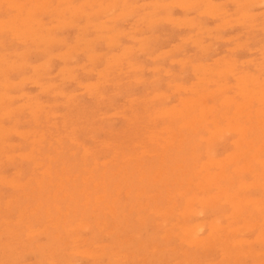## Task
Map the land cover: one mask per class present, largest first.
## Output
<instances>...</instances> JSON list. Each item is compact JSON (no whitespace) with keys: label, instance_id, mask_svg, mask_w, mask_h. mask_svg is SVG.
<instances>
[{"label":"rangeland","instance_id":"374dc122","mask_svg":"<svg viewBox=\"0 0 264 264\" xmlns=\"http://www.w3.org/2000/svg\"><path fill=\"white\" fill-rule=\"evenodd\" d=\"M7 0H0V6L3 4V2H5L4 4V7L2 6V8L0 7V25H1V20H5V22H6V20L8 19V17H9V15H13L12 17L10 16L9 18H10V20L8 19V21H10L9 23H11V24H9V26H11V28H12V23H15L14 25H15V27L17 26L16 24H19V23H21V24H19L18 25V27L17 28H15L14 26V28H13V34L12 35H10L11 33V31H6V29H5V27L8 25V24H3L2 23V26L0 27V29H2V27H4L3 29L5 30V31H3V33L0 31V41L2 42H0V55L1 54H3V52H4V54L6 55V56H4V54L2 55V56H0V58H1V60H0V69L2 70L3 68V72H5L6 73V71H5V68H7L8 66L7 65H9V63H10V68H9V73L7 72V76H4V74L5 73H3L2 72V74H0V79H1V81L3 82V83H6L5 85L2 83V82H0L2 85H4V86H1V84H0V96L2 97V95H3V97L1 98V102H0V104H2V106H7V108L6 107H4V109L5 110H3L4 112L1 114V112H2V110L0 111V117H1V119L0 120H2V121H0V123L2 122V126H0V130L1 131H3V130H5V132H7V130L9 131L8 132V135L10 136H7V133H4L5 135H2V133L0 132V134L3 136V138H4V140H0L1 142H0V158H1V156H2V158L0 159V163H2L1 165H0V176H3L5 179H1L0 178V182L2 181H8L10 178V180H11V182H10V180H9V184L11 183L13 186H14V188H15V190H14V188H13V186L12 187H10L11 186V184L9 185L8 184V182H7V184H8V186H7V184H6V182H4V183H2L1 182V184H0V224H1V226H0V236H2V234H4L3 235V237L0 239V264L2 263H4V262H6L7 261V263H4V264H11V262L13 263V264H39V262H40V264H50V262H51V264H53V263H56V264H73L75 261V263L74 264H109L110 262H112V260H113V258L115 257V259L113 260V263H115V264H137V262L139 261V260H141L140 262H138V264H200V263H202V264H209L208 263V261L210 262V264L212 263V262H219V263H216V264H261L263 261H264V238H263V235H264V209H263V206H264V200H260V199H264V187H263V184H264V177H261L262 175L264 176V173H263V171H264V157L262 156V154L264 155V146H263V142H264V114H262V113H264V94H262V93H264V89H262L263 87H264V85H263V81H264V79H262V77L264 78V67H263V65H264V63L262 64V62H264L263 60V58H264V0H254V1H258L257 3H259V4H261V5H257L256 4V2H255V4H253L254 3V1L253 0H247V1H245V0H232L231 2L230 1H227V0H208V2H206L207 0H199L198 2H200V1H202L201 3H199L198 4V2H197V0L195 1V3H197L198 5H196V4H194V1L192 0H187L188 1V3L186 4V2L184 1V0H182V2L180 3V1L181 0H177V1H179V2H177L176 0H129V2L128 1H125V0H97V2L95 1V0H93L94 2H95V4L93 5V3H92V0H88V2L90 1L91 3H88L87 2V0H86V2H85V0H71V1H68V0H59V2H60V4H61V6H60V4H59V2L57 3V1L58 0H43L44 1V7H43V5H41L43 2H42V0H35V1H37V2H35L34 0H31V1H33V3L32 2H30V0H27L28 2L26 3V0H17V2L19 1V3H23L22 4V6H24V4L26 3V5H25V9L21 6V4H19V7H21V8H18L17 6L15 7V8H13L14 7V5L15 4H17L16 3V0H10V1H7ZM13 1H15V2H12ZM61 1H66L67 3H68V5H67V3H64L63 4V2H61ZM84 1V2H83ZM109 1L111 2L110 3V5L111 4H114V6L116 7H112V5L111 6H108L109 5ZM123 1H125V3L123 2ZM133 1H135V3L133 2ZM183 1L185 2L184 4L185 5H187V6H189V4H191L190 2H193V4H191L190 5V7L188 8L187 6H184L183 7V5H182V3H183ZM190 1V2H189ZM226 1V2H225ZM238 2V3H235V2ZM263 1V2H262ZM9 2L10 3H12V6H11V4H10V6H9ZM30 2V3H29ZM38 2H40V3H38ZM45 2H47V3H49L48 5H47V3H45ZM53 2V3H52ZM73 2H74V4H73ZM132 2H133V5H132V7H131V5H129V4H132ZM163 2H165V5H166V7H168V8H166L167 9V11H166V9H165V5H162L163 7H161V9H160V6H158L157 4H159L160 5V3L161 4H163ZM173 2H175L174 4H173ZM206 2V3H205ZM218 3L219 4V7H215V6H217L218 4H216V5H214L213 3ZM222 2V3H221ZM227 3V6L225 7V6H222V5H224L223 3ZM245 2V3H244ZM247 2V3H246ZM72 3V4H71ZM83 3V4H82ZM101 3H103L102 5H103V8H106V5L109 7H107L108 9H109V11H108V9L106 8L105 10L106 11H103V8H102V10L100 9V7L102 6L101 5ZM108 3V4H107ZM129 3V4H128ZM145 3V4H144ZM157 3V4H156ZM167 3H168V5H167ZM180 3V5L182 6H180V5H176L175 6V8L174 7H172V6H174L175 4H179ZM207 3H208V5H207ZM209 3L211 4V5H209ZM222 5H221V4ZM248 3H250V4H248ZM263 3V4H262ZM36 4L37 6H38V8H40L41 9V7H43L42 9H46L47 11H48V9H49V14H48V12L44 9L43 11L42 10H39L38 8L36 9V5L34 6V5ZM46 4V5H45ZM58 4H59V8H58V10L57 11H59V10H61L63 7L65 8V7H68V9L70 10V9H76L75 10V17H74V15H73V9H72V11L70 10V12L72 13H70V15H69V13H68V9H63L62 11H64L66 14H64V12H62V11H60V12H57V11H53V12H51L52 11V9L51 8H55L56 6H58ZM62 4L64 5V6H62ZM71 4V5H70ZM80 4H81V6H80ZM86 4V6H83V5H85ZM90 4V5H89ZM99 4V5H98ZM148 5V4H153V5H149V6H144V5ZM155 4V5H154ZM170 4V5H169ZM173 4V5H172ZM202 4V5H201ZM203 4H206L208 7H206V6H204ZM229 4V5H228ZM241 4L243 5V6H241ZM245 4H246V6L248 7V8H246V6H245ZM69 5L71 6V8L69 7ZM72 5H76V6H72ZM91 5H93V8H92V6ZM123 5H124V7H123ZM128 5V6H127ZM135 5H137V7L135 6ZM142 5V6H141ZM172 5V6H171ZM237 5V6H236ZM238 5H239V7H238ZM9 6V7H8ZM30 6V7H29ZM47 8H46V7ZM81 7V8H83V9H81V11L79 10V8L77 9L76 7ZM89 6H91V7H89ZM98 6V7H97ZM105 6V7H104ZM121 6V7H120ZM127 6V7H126ZM130 6V7H129ZM133 6H135V7H133ZM154 6H155V8H154ZM193 6V7H192ZM194 6L197 8H194ZM204 6V7H203ZM250 6V7H249ZM252 6V7H251ZM9 9H8V8ZM28 7H29V10H28ZM32 7H34V8H32ZM88 7V8H87ZM95 7V8H94ZM97 7V8H96ZM126 7V9L127 10H129L130 12L132 11V10H130V8H134V9H137V10H133L132 12L133 13H129L127 10H126V12H125V8ZM143 9H142V8ZM159 7V8H158ZM172 7V8H171ZM186 7V8H185ZM216 8L215 10H217V8H219V10H217V11H215L214 10V8ZM223 7H224V9H223ZM241 7V8H240ZM258 7V8H257ZM5 8H6V11H5ZM12 8V9H11ZM23 8V9H22ZM27 8V9H26ZM31 8H32V10H34V11H31ZM57 8V7H56ZM90 8V9H89ZM92 8V9H91ZM98 8H99V11H98ZM110 8H111V10H110ZM113 8H115L114 10H113ZM156 9L155 10V12H154V9ZM205 9V11H206V13H205V11H203L202 9ZM210 8V9H209ZM212 8V9H211ZM251 8H253V9H251ZM11 9V10H10ZM14 9V10H13ZM19 9H22V10H20V11H17V10ZM87 9V10H86ZM94 9V10H93ZM124 10V11H122V13H121V11L120 10ZM169 9H170V11H169ZM181 9H183V10H181ZM189 9V10H188ZM191 9V10H190ZM206 9H209L210 10V12H209V10H206ZM237 9V10H236ZM10 10V11H9ZM28 10V11H27ZM51 10V11H50ZM53 10H55V9H53ZM83 10V11H82ZM84 10H85V12H84ZM91 10V12L89 13V11ZM117 10V11H116ZM160 10V11H159ZM172 10H173V12H172ZM188 10V11H187ZM195 10V11H194ZM200 10H202V11H200ZM235 10V11H234ZM1 11H3V12H1ZM9 11V12H8ZM14 11V12H13ZM15 11H17V12H15ZM29 11H31L30 13H29ZM41 11V14L39 15V12ZM77 11V12H76ZM92 11H93V13H92ZM103 11V12H102ZM108 11V12H107ZM138 11V12H137ZM165 11L167 12V13H169L170 14V16H169V14H167V13H165ZM216 12V15H213V14H215V12ZM222 11V13H220ZM224 11V12H223ZM236 11H237V13H236ZM5 12V13H4ZM7 12V13H6ZM13 12V13H12ZM20 12H22L21 14H20ZM23 12H24V14H23ZM26 12V13H25ZM38 12V13H37ZM45 12H47V14L45 13ZM80 12H81V14H83V16L80 14ZM84 12V13H83ZM94 12L96 13L95 15H94ZM106 12H107V14H106ZM113 12V13H112ZM145 12V13H144ZM146 12H149V14H150V16H149V14L147 13L146 14ZM152 12V13H151ZM154 12V13H153ZM158 12V13H157ZM172 12V13H171ZM191 12V13H190ZM201 12V13H200ZM212 12V13H211ZM225 12H227V13H225ZM232 12V13H231ZM235 12V14H233ZM261 12V13H260ZM263 12V13H262ZM4 13V14H3ZM9 13V14H8ZM12 13V14H11ZM16 13H18L19 15H21V19H20V16L19 15H17ZM31 14L32 16H34L33 17V19L35 20L34 22L36 23V19H39V18H41V20H37V21H40V22H37V25L38 24H41L39 27L34 23L32 26H33V30H34V33H33V30H31V32H30V30H28L30 27L32 28V26H27V30L28 31H26V32H29L30 34H32V35H28L26 32H24V31H21L23 28L24 29H26L25 27V25H27L26 23H23V21L25 22V20H26V17H27V19H28V16H29V14ZM46 14V15H43V14ZM60 13H63L64 15H65V17H67V18H65L62 14H60ZM86 13V14H85ZM93 15H92V14ZM128 13H129V15H131V17H129V15H128ZM135 13V14H134ZM156 13V14H155ZM198 13V14H197ZM201 15H200V14ZM210 13L213 15V16H215V18L212 20V17L213 16H211L210 15ZM220 15H219V14ZM225 13V14H224ZM230 13V14H229ZM254 13H256V14H254ZM8 14V15H7ZM25 14H26V16H25ZM36 14V15H35ZM52 14V15H51ZM62 15V18H65V19H63V20H66V21H64V24H63V22H61L60 24H59V21L60 20H62V18L60 17V15ZM78 14V15H77ZM80 14V15H79ZM89 14H90V16H89ZM99 14V15H98ZM120 14L121 15H124V16H121V18H120ZM127 14V15H126ZM137 14V15H136ZM157 15L156 17H155V15ZM223 14V15H222ZM239 14H241V15H239ZM247 14V15H246ZM257 14H259V15H257ZM5 15V16H4ZM17 15V17L22 21V22H20V20L19 19H16L15 18V16ZM28 15V16H27ZM30 15V16H31ZM51 15V16H50ZM58 15V16H57ZM71 15H73L72 17H71ZM77 15V16H76ZM113 17H115V18H113ZM119 16V18H117L118 16ZM146 15V16H145ZM153 15V16H152ZM169 16L168 17V19H166L167 18V16ZM185 15V16H184ZM205 15V16H204ZM208 15V16H207ZM218 15V16H217ZM221 15H222V18H221ZM229 15V16H228ZM252 15H254V16H252ZM31 16V17H32ZM89 16V17H88ZM141 16H145V19H147V21H144L143 19V17H141ZM178 16V17H177ZM199 16H200V18H199ZM218 18H217V17ZM227 16V17H226ZM240 17V18H237V17ZM248 16V19L246 18ZM249 16H251V17H249ZM257 16V17H256ZM25 19H24V18ZM38 17V18H37ZM51 17V18H50ZM60 17V18H59ZM78 17H80V18H78ZM83 17V18H82ZM85 17L87 18V20L89 21H87L86 19H85ZM95 17H97V18H95ZM104 17V18H103ZM108 17H109V19H110V17H111V19H113V20H110L111 21V23H110V21H109V19H108ZM125 17L127 18V19H125ZM141 17V18H140ZM153 17V18H152ZM159 17H161V18H159ZM165 17V18H164ZM171 17H173L172 19H171ZM174 17L175 18H177L178 20L180 19H183V20H185V19H188V18H190V20L188 19V21L189 22H187V20H185V21H182V25H181V21H180V23H179V21H177V19H174ZM193 17H195V21H194V19L192 20L191 18H193ZM236 17V18H235ZM243 17V18H242ZM254 17V18H253ZM4 18V19H3ZM6 18V19H5ZM11 18H12V20H11ZM14 18H15V20H14ZM23 18V19H22ZM36 18V19H35ZM59 18V19H58ZM74 19L73 21L71 20V19ZM76 18V19H75ZM130 18V19H129ZM138 18V21L136 20ZM157 18V20H159L158 22H156L155 23V21L156 20H154V19H156ZM159 18V19H158ZM31 19L32 18H30V19H28V21H26V22H28V25H30L29 24V20L31 21ZM32 19V20H33ZM53 19H58L59 21L58 22H54L55 20H53ZM68 19V20H67ZM72 21H70V20ZM78 19H80V21L78 20ZM92 19V20H91ZM95 19H97V20H95ZM103 19H105V20H103ZM124 19V20H123ZM150 19V20H149ZM160 19H166V21H163L162 22V20L160 21ZM170 19H171V22H170ZM173 19L174 20H176L177 21V23H176V21L174 22L173 21ZM228 19V20H227ZM230 19V20H229ZM232 19H233V21H232ZM234 19H239L240 20V22L239 21H236V20H234ZM251 19V20H250ZM257 19V20H256ZM14 20V21H13ZM51 20H53V21H51ZM77 20H78V22H77ZM102 20V21H101ZM115 20V21H114ZM118 20H119V22H118ZM123 20V21H122ZM136 20V21H135ZM142 20V21H141ZM153 20H154V23H153ZM192 20V21H191ZM218 20V21H217ZM243 20H246V21H243ZM248 20H250V22L248 21ZM11 21H13V22H11ZM46 21V22H45ZM101 21V22H100ZM107 22V23H105V22ZM115 23H114V22ZM117 21V22H116ZM120 21H121V23H120ZM150 22V24H149V22ZM151 21H152V24H151ZM172 21L174 22V23H172ZM194 21V22H193ZM199 21H201V22H199ZM235 21H236V23H235ZM243 21V22H242ZM4 22V21H3ZM4 22V23H5ZM32 22V21H31ZM30 22V23H31ZM42 22H43V24L45 23V25H43L42 24ZM76 22V23H75ZM86 22H87V24H86ZM91 22V23H90ZM104 22V23H103ZM109 22V23H108ZM143 22V23H142ZM159 22H161V23H159ZM165 22V23H164ZM170 22V23H169ZM184 22H185V24L186 25H184ZM221 22H223V24L221 23ZM229 22H232V25H229ZM240 23V25L238 24V23ZM260 22V23H259ZM262 22V23H261ZM8 23V22H7ZM23 23V24H22ZM70 23H73V25H75V24H78V25H75L74 27H73V25L71 24V25H68V24H70ZM92 23H95V25L94 24H92ZM96 23H99V24H96ZM138 23V24H137ZM172 23V24H171ZM180 24L181 26H176L177 24ZM190 23H193V24H191V26H190ZM196 23H199V24H196ZM225 23V24H224ZM235 23V24H234ZM247 24V25H244V24ZM255 23H257V24H255ZM259 23V24H258ZM61 25L60 27L59 26H57V25ZM67 24V26H72V27H68L67 28V26H65ZM86 24V25H85ZM91 24V26H87V25H90ZM101 24V26H98L99 27V32L97 31L98 30V28L97 29H95L96 28V26L97 25H100ZM102 24H103V26H104V24H107V25H105V26H107V27H105V29H104V27L103 28H101L102 27ZM116 24H117V26H116ZM154 24V25H153ZM156 24V25H155ZM176 24V25H175ZM178 24V25H179ZM187 24H189V26L187 25ZM197 26H196V25ZM217 24V25H216ZM221 24V25H220ZM238 24V25H237ZM244 25V26H242V25ZM253 24V25H252ZM263 24V25H262ZM47 26L45 29H44V27L43 26ZM54 25V26H53ZM111 25H113V28L112 27H110ZM114 25L116 26V27H114ZM143 25V26H142ZM149 25V28L147 27V26ZM173 25V26H172ZM175 25V26H174ZM202 25V27H200V26ZM248 25H249V27H248ZM251 25V26H250ZM255 25V26H254ZM23 28H22V27ZM52 26H53V28H52ZM82 26H86V28L85 27H83L82 28ZM92 26H94V27H92ZM151 26V27H150ZM194 26H196V27H194ZM209 26H210V28L212 29V31H210L211 29L209 28ZM217 26V27H216ZM220 26V27H219ZM223 26V27H222ZM228 26L229 27H231V28H228ZM234 26V27H233ZM36 27H38V31H39V33H38V31L36 32V30L34 29V28H36ZM43 27V28H42ZM49 27H51L50 29H49ZM59 27V29H61V31L60 30H58L57 28ZM79 27H81V29L79 28ZM91 27V28H90ZM147 27V28H146ZM181 27V28H180ZM191 29H190V28ZM198 27H200V28H198ZM205 27H207V28H205ZM216 27V28H215ZM254 30H252L251 28ZM255 27V28H254ZM6 28H9L8 26L6 27ZM11 28H9V30H11ZM64 28V29H63ZM70 28H72V29H70ZM91 30H90V29ZM106 28L109 30H106ZM113 29V31H112V29ZM118 28L120 29V30H118ZM132 28V29H131ZM140 29V31H138L139 29ZM153 28V30L151 31V29ZM188 28H189V30H188ZM202 28V29H201ZM261 28V29H260ZM17 29H18V31H17ZM21 29V30H20ZM42 29H44V30H42ZM46 29L48 30V32L46 31ZM55 29H56V31H55ZM90 31H89V30ZM93 29H94V31H93ZM100 29H101V32H100ZM103 29V30H102ZM135 29H137L136 30V32L134 33V31H135ZM143 29V30H142ZM148 31H147V30ZM155 29V30H154ZM219 29V30H218ZM251 29V31H249ZM258 29V30H257ZM8 30V29H7ZM17 31V33L19 34V33H21L22 32V34H19V36L21 35V36H26L25 38H27L28 39V37H27V35L30 37V36H32L31 38H29L28 40L27 39H25V38H23V37H19V36H17V33L16 34H14L16 31ZM53 31V33H52V31ZM84 30H86L85 32H82V31H84ZM89 32H88V31ZM116 32H115V31ZM124 30L125 31H127V32H124ZM191 30V31H190ZM198 30H199V32H198ZM203 30V31H202ZM207 30V31H206ZM209 30V31H208ZM214 30V31H213ZM224 30V31H223ZM21 31V32H20ZM43 31V32H42ZM55 31V32H54ZM59 31V32H58ZM64 31V32H63ZM92 31V32H91ZM121 32V34H119L120 32ZM128 31H129V33H128ZM133 33H132V32ZM154 31V32H153ZM217 31V32H216ZM221 32V34H220V32ZM246 31V32H245ZM7 32V33H6ZM43 33V34H45L44 35V40H42L43 39V35H41V37H42V39L41 38H39L40 37V35H38V34H40V33ZM45 32V33H44ZM78 32V33H77ZM131 32V33H130ZM153 32V33H152ZM198 32V33H197ZM208 32H210V34L208 33ZM249 32V33H248ZM6 33V34H5ZM27 35H26V34ZM49 34L48 36L50 37V35H51V37H50V39L48 38V36H47V34ZM58 33V34H57ZM112 33V34H111ZM117 33H118V36H117ZM165 33V34H164ZM197 33V34H196ZM201 33V34H200ZM202 33H204L203 35V37L201 36L202 35ZM3 34H5V35H3ZM8 34V35H7ZM33 34L34 35H36V36H33ZM113 34H116L115 36L113 35ZM134 34V35H133ZM208 34L209 35H211V37H206V36H208ZM14 35H16V37H13V39H11L12 38V36H14ZM53 35H55L57 38H59V39H61V41L60 40H58L55 36H53ZM84 35V36H83ZM104 35H106V37H104ZM108 35V36H107ZM121 35V36H120ZM129 35L130 36H132V39L131 40H129L131 37H129ZM152 35V36H151ZM191 35H193V36H191ZM239 35H241V36H239ZM256 35V36H255ZM10 36H11V38H10ZM46 36H47V38L49 39H47L46 38ZM82 36H83V38H82ZM87 37L86 39L84 38V37ZM98 36H100L101 38H102V36H103V40H101L100 41V39L101 38H98ZM110 36V37H109ZM123 36V37H122ZM135 36V37H134ZM147 36V37H146ZM149 36V37H148ZM158 36V37H157ZM197 36V37H196ZM199 36V37H198ZM220 36L222 37V39L223 40H221V38H220ZM237 36V37H236ZM249 36V37H248ZM10 38V39H6V38ZM20 38V40L18 39V38ZM37 37V38H36ZM56 38L57 39V41L54 39V38ZM115 37H118V38H116V40L114 41V38ZM125 37V38H124ZM137 37H139V39L137 38ZM145 37V38H144ZM190 37V38H189ZM224 37V38H223ZM236 39H235V38ZM34 38H36V39H34ZM51 38H53V40H55L56 41V43L54 44V41L52 40L51 41ZM67 38V39H66ZM81 38V42H80V40H78V39H80ZM99 39V40H97V41H94V40H96V39ZM105 38V39H104ZM109 38H110V40H109ZM150 38V39H149ZM158 38V39H157ZM183 38V39H182ZM197 38H198V42H197ZM200 38H202V40L200 39ZM212 38V39H211ZM230 38V39H229ZM231 38H234V39H231ZM238 38V39H237ZM6 41H5V40ZM17 39V40H16ZM30 39L32 40V39H34L32 42H34L35 44H31V42H30ZM41 39V41H39ZM63 39H65L66 40V42H65V40H63ZM83 39H85V41L83 40ZM92 39H94L93 41L94 42H92ZM113 39V40H112ZM135 39V40H134ZM138 41H137V40ZM143 39V41H139V40H142ZM149 39V40H148ZM153 39H154V41H153ZM164 39H167L166 41L164 40ZM180 39V40H179ZM188 40V42L186 41V40ZM190 39V40H189ZM191 39H193V40H191ZM11 40V41H10ZM23 40H25V42L27 43V45L25 44V42L23 41ZM63 40V41H62ZM78 40V41H77ZM91 40V41H90ZM108 42H107V41ZM112 40V41H111ZM119 40V42L117 43V45L115 46V44H116V42ZM133 40V41H132ZM147 40V41H146ZM151 40H152V42H151ZM159 40V41H158ZM215 40V41H214ZM228 40V41H227ZM233 40V41H232ZM13 41V42H12ZM17 41V42H16ZM47 43H49V44H47ZM59 41L60 42H62V43H60V45H59ZM77 41V42H76ZM107 43H106V42ZM113 42V43H115V44H111V42ZM149 41V42H148ZM185 41V42H184ZM190 41H193V43L192 42H190ZM203 41V42H202ZM210 41V42H209ZM227 41V42H226ZM3 42H5V43H3ZM20 44H19V43ZM36 42H40L39 44L38 43H36ZM45 42V43H44ZM63 42H65V43H63ZM82 42H83V44H82ZM90 42L92 43L91 44V46H90ZM95 42H96V44H95ZM102 42V43H101ZM109 42H110V45H111V48L112 49H110V45H109ZM134 42H136V43H134ZM139 42H140V44H142V45H140L139 44ZM142 42V43H141ZM146 42V43H145ZM147 42H148V44H147ZM181 42H182V44H181ZM185 44H184V43ZM195 42V43H194ZM197 42V43H196ZM206 42V43H205ZM209 42V43H208ZM214 42V43H213ZM222 42V43H221ZM226 42V43H225ZM240 42H243V44L241 43V46L240 47H237L238 46V44L237 43H240ZM245 42H249L248 44H247V46L249 47V48H247V46H246V44H244ZM252 42V43H251ZM11 43H13L14 45L12 46L11 45ZM67 43V44H66ZM76 43L78 44V46L76 45ZM94 43V44H93ZM99 43V44H98ZM101 43V44H100ZM105 43H106V45H108V46H105ZM120 43V44H119ZM200 43V44H199ZM202 43V44H201ZM208 43V44H207ZM2 44V45H1ZM4 44V45H3ZM16 44V45H15ZM22 44V45H21ZM23 44H25V47H24V45ZM45 44V45H44ZM50 44H53V45H51L50 46ZM63 44H64V46H63ZM80 44H82V45H80ZM119 44V45H118ZM122 44V45H121ZM146 44H147V46L148 47H146ZM188 44V46H186ZM198 44H199V46H198ZM205 44H207V45H205ZM211 44V45H210ZM212 44H213V46H212ZM8 45V46H7ZM33 45V46H32ZM35 45V46H34ZM66 45V46H65ZM67 45H68V49H67ZM71 45V46H70ZM73 45H74V47H73ZM76 45V46H75ZM128 45V46H127ZM129 45L131 46V47H129ZM144 46L145 45V47H141V48H144L143 50L144 51H142V49L140 48V46ZM180 45V46H179ZM193 45V46H192ZM197 46V48L195 47V46ZM209 45H210V47H209ZM240 45V44H239ZM37 46H40L42 49H43V51H41L42 49L40 48V47H38L39 49H41V50H39L38 48H36ZM45 46V47H44ZM93 46H94V48H93ZM119 46V47H118ZM126 46H127V48H128V53H127V55H129L130 57H124V55L125 54H123L124 53V51H125V53H126V51H127V49H126ZM191 46V47H190ZM4 47V48H3ZM8 47H9V49H8ZM13 47V48H12ZM18 47V48H17ZM24 47V48H23ZM46 47H47V49H46ZM74 48L75 49V47H76V49L75 50H77L78 52V54L77 53H75L76 51H73L74 53H72L74 56L73 57H75V58H73V57H71L70 58V54L69 53H71L72 52V50L73 49H71L70 50V48ZM87 47L89 48L88 50H86L87 49ZM90 47H92L93 49H91V52H90ZM118 47V48H117ZM138 47H139V49L140 50H138ZM175 47V49H173ZM185 47V48H184ZM200 49H199V48ZM207 49H205V48ZM244 47V48H243ZM6 48V49H5ZM11 48V49H10ZM30 48V49H29ZM49 48V49H48ZM81 48H82V50H81ZM125 48V49H124ZM130 48H134V50H131ZM137 48V49H136ZM146 48H149V51H148V49H146ZM154 48V49H153ZM182 49L181 51H180V53H179V50L180 49ZM183 48H184V50H183ZM216 48V49H215ZM240 48H242V49H240ZM44 49H46L45 51H48L47 52V54H45V51H44ZM79 49V50H78ZM109 49V50H108ZM156 49H158V50H156ZM210 49V50H209ZM228 49V50H227ZM232 49V50H231ZM255 49H257V51H255ZM23 50H25V52H22ZM37 50V51H36ZM65 50H67V51H69V52H67L66 51V53L64 52ZM84 50V51H83ZM93 50V51H92ZM147 50V52H145ZM154 50V51H153ZM174 50V51H173ZM178 50V53L176 52V51ZM196 50H198L197 52H196ZM200 50H202V52L200 51ZM206 52H205V51ZM234 50H235V52H234ZM259 50V51H258ZM6 51H7V53H6ZM13 51L14 52H17V53H14L15 55H13L12 53H13ZM35 53H34V52ZM39 51H41V52H39ZM49 51H50V53L52 52V55L49 53ZM81 51L83 52V53H81ZM86 51H88L87 52V54H86ZM129 51H130V53L131 52H133V53H131L132 55H130L129 54ZM134 51H135V54H134ZM143 53H142V52ZM153 51V52H152ZM169 51V52H168ZM171 51H173L174 52V54H172L173 52H171ZM209 51V52H208ZM232 51H233V53H232ZM11 52V53H10ZM21 52H22V54H21ZM27 52H28V56L27 55H24V54H27ZM42 52L45 54H42ZM63 52V53H62ZM95 52V53H94ZM149 52V53H148ZM157 52V53H156ZM162 52H163V54H162ZM167 52V53H166ZM171 52V53H170ZM205 54H204V53ZM262 54H261V53ZM12 55L11 57H10V54ZM24 53V54H23ZM31 53V54H30ZM91 53V54H90ZM98 53H99V57H97L98 56ZM107 53H109V54H107ZM114 53V54H113ZM137 53H138V55H137ZM164 53H166V55L164 54ZM170 53V54H169ZM207 53V54H206ZM260 53V54H259ZM22 56H21V55ZM56 55V54H62V55H59V56H62V58L64 59V57L65 56H67V57H65L66 58V63L65 62H63V61H65V59L63 60L62 58H60V59H62V60H60L59 59V56L58 55H56L57 56V58L55 59V58H53L52 56L53 55ZM65 54V55H64ZM67 54H69V55H67ZM71 54V55H72ZM101 54H103V55H101ZM111 54H113V55H111ZM115 54H117V56L118 55H120V57H118V59L120 60H118L115 56ZM123 56H122V55ZM160 54V55H159ZM162 54V55H161ZM168 54H169V57H167L168 56ZM16 55H18V56H16ZM23 55H24V59L23 60H25L24 61V63L25 64H27L28 66V68H24V66H25V64L23 63V60L21 61L20 59L23 57ZM48 55H51V56H48ZM55 55H54V57H55ZM64 55V56H63ZM90 55H91V58L93 57L92 55H94V59H93V61H92V59L91 58H88V57H90ZM110 55V56H109ZM157 55H158V58H157V61H156V57H157ZM165 55V56H164ZM175 55V56H174ZM208 55V56H207ZM16 56V57H15ZM21 56V57H20ZM25 56H27V58L25 57ZM38 56V57H37ZM48 56V57H47ZM69 56V57H68ZM88 56V57H87ZM104 56V57H103ZM122 56V57H121ZM126 56V55H125ZM154 56H156V57H154ZM205 56H207V57H205ZM211 56V57H210ZM232 56V57H231ZM262 56H263V58H262ZM4 57H6L5 58V60H2ZM10 57V58H9ZM30 57V58H29ZM52 57V58H51ZM106 57H108V58H106ZM124 57V58H123ZM135 57V58H134ZM151 57V58H150ZM202 57H204V58H202ZM221 57V58H220ZM224 57V58H223ZM231 57V59H229ZM18 58V60H16ZM48 58H51V62H50V59H48ZM70 58V59H69ZM105 58V59H104ZM132 58V59H131ZM155 58V59H154ZM165 58V59H164ZM195 58V59H194ZM202 58V59H201ZM206 58V59H205ZM217 58V59H216ZM233 58V59H232ZM7 59V60H6ZM14 61H16V62H13V60ZM27 59V60H26ZM75 59V60H74ZM90 59V60H89ZM112 59V60H111ZM123 59V60H122ZM128 59V60H127ZM129 59H130V61H129ZM153 59V60H152ZM161 59H164V60H161ZM174 59V60H173ZM178 59V64L175 62V60H177ZM250 59L252 60V61H250ZM89 60V61H88ZM117 61L118 63V67H117V64H116V62L114 63L115 65H116V67L115 66H113V68H112V65H114L113 63H111V62H113V61ZM122 60V61H121ZM181 60V61H180ZM187 60H190L191 61V63H189L190 61H187ZM202 60V61H201ZM215 60V61H214ZM216 60H218V61H216ZM223 60H227L228 62H226L225 61V63H226V65H225V63L223 64L224 65V68L222 67L223 65H221V63L223 62ZM232 60V61H231ZM246 60V61H245ZM2 61H4V63L2 62ZM9 63H8V62ZM69 61H72L71 63L69 62ZM91 61H92V63H91ZM97 61V62H96ZM108 61L110 62V64L108 63ZM170 61H172V62H170ZM201 61V62H200ZM213 61V62H212ZM221 63H220V62ZM231 61V62H230ZM240 61H243V63L242 62H240ZM247 61H249V62H252V63H250L251 65H249V63L247 62ZM5 62H7L6 64H5ZM13 62V63H12ZM22 62V64H24V66L22 65V64H20ZM44 62H46L47 64L45 65V64H43ZM95 62V63H94ZM121 62V63H120ZM127 62H130V64H131V67H130V65H129V63L128 64H126ZM160 62H162V63H160ZM175 62V63H174ZM180 62H182L181 64H180ZM186 62V63H185ZM188 62V63H187ZM206 62V63H205ZM232 62H235V65H234V67H237V68H234V67H232L231 65L233 64ZM237 62V63H236ZM257 62H261V64L259 63V64H257ZM17 63V65H15ZM51 63V64H50ZM86 63H89V64H87L86 66L84 65L83 66V64H86ZM94 63V64H93ZM102 63V64H101ZM140 63H141V65H143V66H141L140 65ZM174 63V64H173ZM186 65H185V64ZM201 64V66H200V64ZM211 63V64H210ZM214 63H216V66L217 65H220L219 67H216V66H214L215 64ZM229 63H232L231 65L229 64ZM244 64V65H241V64ZM247 63V64H246ZM4 64V65H3ZM19 64H20V66H19ZM43 64V65H42ZM112 64V65H111ZM122 64V65H121ZM132 64H133V66H132ZM180 64V65H179ZM182 64H184L185 65V68L182 66ZM206 64V68H205V65ZM239 64V65H238ZM12 65H14V68H15V70L14 71H16V72H14L13 71V73H12V70L14 69L13 68V66ZM33 65H35V66H33ZM95 65V66H94ZM108 65H110L109 67H108ZM119 65H121V66H119ZM128 65H129V67H128ZM157 65V66H156ZM194 65V66H193ZM207 65H209V66H207ZM227 65H229V68H231V69H229L228 67H227ZM237 65V66H236ZM246 65V66H245ZM249 65V66H248ZM16 66V67H15ZM21 66H23V70L22 69H20V70H16L17 69V67L18 68H20ZM29 66H33L32 67V69H31V67H29ZM42 66H45L43 69H42ZM65 66V67H64ZM73 66V67H72ZM75 66H79L77 69H76V67ZM123 66V67H122ZM138 66H140V69L136 72L135 70H137L139 67ZM26 67V66H25ZM37 67H39L40 68V71H38V69L39 68H37ZM47 67H49V68H47ZM63 67V69H61ZM84 67V69L82 70V69H80V68H83ZM94 67V68H93ZM106 67V68H105ZM199 67V68H198ZM203 67V68H202ZM209 67L211 68L210 70H209ZM215 67H216V69H215ZM226 67V68H225ZM256 67V68H255ZM37 68V69H36ZM52 68V69H51ZM67 68H69L70 70H69V72L67 71ZM72 68H73V72H72ZM93 68V69H92ZM118 68V69H117ZM131 68L132 69H134V70H132L131 71ZM137 68V69H136ZM142 68H143V70H142ZM145 68V69H144ZM155 68H157V71H155L156 69ZM158 68L160 69V70H158ZM166 70H165V69ZM201 68L203 69L202 71H201ZM227 69V70H224L223 71V69ZM36 69V70H35ZM47 69V70H46ZM151 69H152V71H151ZM153 69H154V72H153ZM192 69V70H191ZM213 69L215 70L214 72H212L213 71ZM217 69H220V71H221V69H222V72L221 73H219L220 71L219 70H217ZM229 69V70H228ZM35 70V71H34ZM64 71V72H62V71ZM90 70V71H89ZM97 70V71H96ZM113 70V71H112ZM170 70V71H169ZM198 70H200V71H198ZM218 72H217V71ZM45 71V72H44ZM91 71L93 72L92 74H91ZM100 71V72H99ZM102 71H104V72H102ZM149 71V72H148ZM159 71V72H158ZM169 71V72H168ZM190 71V72H189ZM198 71V72H197ZM231 71V72H230ZM235 72V74L233 73V72ZM236 71L238 72V73H236ZM240 71V72H239ZM259 71H261V72H259ZM1 72V71H0ZM18 72H19V74H18ZM21 72H23V74H20ZM38 72V73H37ZM40 72V73H39ZM43 72V73H42ZM68 72V73H67ZM71 72V74L72 75H74V76H72V77H74V79L72 78H70V76L71 75H68L69 73ZM88 72V73H87ZM108 72V73H107ZM126 72H127V74H126ZM167 72V73H166ZM195 72V74H193V73ZM208 72V73H207ZM212 72V73H211ZM215 72H216V76H214L215 75ZM228 72H229V74H228ZM246 72V73H245ZM34 73H35V75H34ZM61 73H63V74H61ZM120 73V74H119ZM172 73V74H171ZM192 73V74H191ZM205 74V76H204V74ZM211 73V74H210ZM214 73V74H213ZM224 73V74H223ZM231 73V74H230ZM253 73H255V75H254V77H256V79H258V80H256L253 76H250V75H252ZM261 74L260 76L258 75V74ZM9 74H11V75H9ZM39 74V75H38ZM108 74H109V76H108ZM119 74V75H118ZM138 74V75H137ZM158 74H159V77H158ZM169 74V75H168ZM177 74V76H175ZM207 74V75H206ZM213 74V75H212ZM220 76H219V75ZM221 74H223L222 76H221ZM244 74H249L248 76L249 77H251V78H253V80H255V81H257L258 83H260L259 84V86H255V84L257 83V82H255V83H253V80H251V78L249 79L250 80V82H251V84H250V82L248 83L247 81H248V76L247 75H244ZM42 75V76H41ZM99 75L101 76V78L99 77ZM113 75H115L114 77H113ZM118 75V76H117ZM126 75V76H125ZM197 75H199V76H197ZM208 75H212L211 77H209ZM228 75V76H227ZM230 75V76H229ZM234 75H235V77L238 75V77L237 78H240L239 80L237 79H235V77H234ZM25 76H30V77H25ZM37 76H41V79L40 78H36ZM43 76H45V77H43ZM47 76V77H46ZM55 76V77H54ZM69 76V77H68ZM121 78H120V77ZM217 76H218V79H222L221 81L220 80H218L217 79ZM227 76V77H226ZM244 76H247V77H244ZM3 77H6V79L5 78H3ZM23 77V78H22ZM25 77V78H24ZM49 77V78H48ZM51 77V78H50ZM54 77V78H53ZM67 77V78H66ZM88 77V78H87ZM107 77H109V78H107ZM111 77V78H110ZM117 77V78H116ZM136 77V78H135ZM177 77V78H176ZM179 77V78H178ZM196 77V78H195ZM211 79V80H209V78ZM222 77V78H221ZM224 77H226V78H224ZM242 77L243 78H246L245 80H246V82L245 83H243V81H244V79H242ZM3 78V79H2ZM22 78V79H21ZM33 78V79H32ZM34 78H35V81L34 82H36L38 79V81L36 82V83H34V86H32L33 85V80H34ZM68 78H70L72 81H70V79H68ZM100 78V79H99ZM106 78V79H105ZM123 78V79H122ZM156 78V79H155ZM199 78L201 79L200 81H199ZM204 78V79H203ZM206 78H207V80H209V82L210 83H212V84H214V85H211L210 83H207L208 81H205L206 80ZM30 79H31V82H30ZM105 81H104V80ZM108 79H109V81H108ZM137 79L139 80V81H137ZM141 79H142V81H141ZM176 79V80H175ZM215 79V80H214ZM217 79V80H216ZM4 80H6V82L4 81ZM12 81V82H9V81ZM22 81V82H20V81ZM24 80H29V81H27L26 83L24 82ZM107 80V81H106ZM112 80V81H111ZM152 80V81H151ZM156 80V81H155ZM202 80H204V82L206 83V85H205V83L202 81ZM19 81V82H18ZM42 81V82H41ZM75 81V82H74ZM98 81V82H97ZM104 81V82H103ZM111 81V82H110ZM127 81V82H126ZM131 81V82H130ZM135 81H137V83L135 82ZM141 81V82H140ZM159 81V82H158ZM197 81V82H196ZM216 81H218L217 83L218 84H220L221 86H222V84L224 85V83H226V85H227V87H224V86H222V87H220L219 89H217V90H214V89H216L217 87H219L220 85H218V84H216L215 85V83H216ZM236 81L237 82H239L240 81V83H236ZM261 81V82H260ZM40 82V83H39ZM80 82V83H79ZM107 82V83H106ZM169 82V83H168ZM179 84V85H177V83ZM192 82V83H191ZM214 82V83H213ZM11 83H14L15 85H16V83H18V87H17V85H16V89H18V88H20V89H22V90H16L15 88H14V86L15 85H13L12 86V84ZM23 83V84H22ZM39 83V84H38ZM42 83V87L41 86H39L40 84ZM89 83V84H88ZM101 83V84H100ZM159 83V84H158ZM168 83V84H167ZM174 83V84H173ZM175 83H176V85H175ZM201 83V84H200ZM204 83V84H203ZM236 85H235V84ZM241 83H243L242 85H241ZM250 85H248V84ZM252 83L254 84L253 85V87H252ZM11 84V86H9ZM21 85V87H20V85ZM25 84H27V85H25ZM50 84H54V86H55V88L53 87V85H51L53 88H51V86H50ZM57 84H61L60 86L59 85H57ZM78 84H79V86L81 85V86H83L82 88H81V86L79 87L78 86ZM95 84L96 85H99V87L98 86H96V87H91V86H95ZM119 84V86H117ZM121 84V85H120ZM172 84V85H171ZM181 84V85H180ZM194 84H195V87H194ZM199 84V86H197ZM261 84L263 85V87H260L261 86ZM36 85V86H35ZM45 85V86H44ZM49 85V86H48ZM76 85H77V87H76ZM86 85H90V87L91 88H98V90H95L94 91V89H87V88H90V87H88V86H86ZM104 85V86H103ZM159 85V86H158ZM168 85H170V87L168 86ZM189 85H193V86H190L189 87ZM225 85V86H226ZM229 85H232L231 87H228ZM238 85H240V86H238ZM247 85V87L246 88H244L245 86ZM6 86H9L10 88H8V87H6ZM23 86H25V87H23ZM30 86V87H29ZM43 86H44V88H43ZM46 86H48V87H46ZM65 86V87H64ZM86 86V87H85ZM115 86V87H114ZM132 86V87H131ZM177 86V87H176ZM178 86H179V88H178ZM183 87V89L181 88V87ZM196 86L198 87V88H196ZM204 86H206V87H204ZM208 86V87H207ZM233 86L235 87V88H233ZM238 86V87H237ZM255 86V87H254ZM5 87V88H4ZM186 87V88H185ZM189 87V88H188ZM191 87H193V88H191ZM257 87H259V88H257ZM2 88V89H1ZM12 88V89H11ZM24 88V89H23ZM43 88V89H42ZM47 88V89H46ZM48 88L49 89H51V90H49L48 91ZM103 88H104V90H103ZM119 88V89H118ZM175 88H177V89H175ZM185 88V89H184ZM203 88H205V90L203 89ZM223 88V89H222ZM227 88V89H226ZM238 88H241V89H238ZM248 88V89H247ZM251 88V89H250ZM253 88H256V89H253ZM261 88V89H260ZM5 91H4V90ZM7 89V90H6ZM62 89V90H61ZM76 89V90H75ZM108 89V90H107ZM127 89V90H126ZM175 89V90H174ZM189 89V91H192V92H196L195 94H193V93H191V92H189V91H187ZM192 89V90H191ZM195 89H197V90H195ZM210 89V90H209ZM211 89H212V92H211ZM252 89L254 90V92H249V91H252ZM9 90V91H8ZM15 90V91H14ZM40 92H39V91ZM103 90V91H102ZM120 90V91H119ZM194 90V91H193ZM214 90V91H213ZM241 90V91H240ZM259 90H262L263 92H261V91H259ZM20 91V92H19ZM93 92L92 94H90V95H88L89 94V92ZM173 91V92H172ZM176 91H178V93L176 92ZM185 91V92H184ZM206 91H207V94H206ZM211 92V94L209 93V92ZM223 91L225 92V93H227L226 95H225V93H223ZM235 91H238V92H235ZM241 93H240V92ZM245 91H247V93H245ZM6 94V96H5V94ZM9 92V95L13 98H11L9 95H7V93ZM44 94H43V93ZM49 92V93H48ZM59 93L60 95L62 94V96L64 97V98H62V96H60L59 94H58V96H56V94L54 95V93ZM63 92V93H62ZM84 92H86V93H84ZM90 92V93H91ZM95 92V93H94ZM97 92V93H96ZM102 92V93H101ZM180 92V93H179ZM198 92V93H197ZM214 92L216 93V94H214ZM244 92V93H243ZM257 92H260L259 94H257ZM1 93H2V95H1ZM23 93H25V97L23 98ZM48 93V94H47ZM76 93H78V95H76ZM81 93V94H80ZM82 93H83V95H82ZM208 93L210 94V95H208ZM222 94V95H218V94ZM236 93L238 94V93H240L241 95H236ZM252 94L251 96L252 97H249L250 95L249 94ZM21 94V95H20ZM23 94V95H22ZM38 94V95H37ZM65 96H64V95ZM73 96H72V95ZM100 94V95H99ZM114 94V95H113ZM129 94H131V95H129ZM156 94H159V97H158V95H156ZM160 94H164L165 96L167 95H169V97H167L166 96V98H165V96L163 97L162 95H160ZM200 94H203V96H204V98H203V96H201ZM205 94V95H204ZM224 94V95H223ZM245 94H247V95H245ZM20 96L19 98H21V96H22V98L21 99H18V97L16 98L15 96ZM31 95V96H30ZM33 95H35L34 96V98H33ZM53 95H54V97H53ZM216 95V96H215ZM234 95H236V96H234ZM255 95V96H254ZM14 96V97H13ZM26 96H28V97H26ZM68 96H71V97H73V99L72 98H70V97H68ZM99 96V97H98ZM102 96V97H101ZM104 96V97H103ZM154 96H156V97H158L157 98V100L155 101V98H154ZM161 96V97H160ZM199 96H201V98H203V99H206L205 101L204 100H202L201 98H199ZM206 96V97H205ZM208 96V97H207ZM211 98H210V97ZM221 96H222V98H221ZM226 96V97H225ZM233 96L235 97V99L233 98ZM248 96V97H247ZM253 96L255 97V100L254 101H252V98H253ZM4 97H6V98H4ZM8 97H10V100H12L11 102H9L8 100H9V98ZM29 97H30V99H29ZM39 97V99H37ZM136 97V100H134V98ZM139 97V98H138ZM162 97H163V99H162ZM191 97H192V99H191ZM220 97V98H219ZM227 97H229V98H231L232 97V99H234V100H227V99H229V98H227ZM258 97V98H257ZM8 98V99H7ZM14 98H16V99H14ZM58 98V99H57ZM70 100H69V99ZM75 98V99H74ZM77 98V99H76ZM110 98V99H109ZM154 98V99H153ZM159 98H160V100H159ZM167 99V100H165V99ZM183 98V99H182ZM187 98H190V100H187ZM196 100H195V99ZM6 99V100H5ZM18 99V100H17ZM68 99V101H66ZM79 99H81V100H79ZM131 99H132V101H131ZM184 99H186V100H184ZM213 99H218V100H213ZM242 99H243V101H242ZM247 99H248V101H247ZM251 99V100H250ZM258 99V100H257ZM27 100V101H26ZM29 100V101H28ZM35 100H36V102H35ZM73 100V101H72ZM79 100V101H78ZM110 100H113V101H111L110 102ZM154 100V101H153ZM163 100V101H162ZM169 100V101H168ZM185 102H184V101ZM198 100H199V102H202L203 103V101H204V105L203 104H201V105H199V103H198ZM213 100V101H212ZM263 100V101H262ZM41 101V102H40ZM148 101V102H147ZM159 101H161V102H163V103H161V102H159ZM166 101V104H164V102ZM183 103H182V102ZM258 101V102H257ZM35 102V103H34ZM37 102H39L40 103V105H39V103L38 104H36ZM78 102V103H77ZM156 102V103H155ZM159 102V103H158ZM183 104V105H180L181 103ZM192 102V103H191ZM194 102H195V104L196 103H198V104H194ZM223 103V104H221L220 106H219V104L220 103ZM229 102H231V103H229ZM235 102H237V104H234ZM241 102H243L242 103V105H244L245 104V102H248L247 104H245L244 106H246V107H248L249 106V102L250 103H252V105L250 104V107L249 108H247L246 109V107H243L242 105H238L239 103L241 104ZM259 102H261L260 104H263V105H260L259 104ZM3 103H4V105H3ZM10 103V104H9ZM27 103H28V105H27ZM30 103V104H29ZM44 103V106L42 105ZM151 103H153V105L151 104ZM155 103V104H154ZM168 103V104H167ZM188 103V105H186ZM6 104V105H5ZM20 104H22V105H20ZM60 104V105H59ZM70 104V105H69ZM133 104V105H132ZM149 104V105H148ZM164 104V105H163ZM178 104V105H177ZM206 104L207 105H209V106H206ZM226 104V105H225ZM232 104V105H231ZM8 105H9V107H11L12 108V110H14V112L11 110V109H9V107H8ZM19 105V106H18ZM25 105H27L26 107H25ZM33 105V107H30V106H32ZM38 107V106H40L41 107V109H40V107H39V109L37 110V111H35V108H36V106ZM53 105V106H52ZM54 105L56 106L57 105V107H54ZM64 105V106H63ZM66 105H67V107H66ZM132 105V106H131ZM151 105V106H150ZM185 105V106H184ZM193 105H195V106H193ZM197 105H199V106H201V107H199V106H197ZM236 105V106H235ZM248 105V106H247ZM1 106V108H3ZM18 108H17V107ZM20 106H22V108L24 109L23 111L20 109V112L18 113V112H16V110L17 109H19L20 108ZM174 106V107H173ZM182 106V107H181ZM206 106V107H205ZM213 106V107H212ZM224 106V107H223ZM226 106H228V108H226ZM229 106H230V108H229ZM235 106V107H234ZM51 107V108H50ZM73 107V108H72ZM164 107V108H163ZM170 107H173L174 109H172L174 112L176 111V113H179V112H177V110H179L180 108V113H179V115L177 114L176 116L177 117H179V118H177V117H174L175 115H174V112L172 111V113L171 114H169V115H172V117L170 116V117H168L169 115L166 113H164V112H166V110L168 109H170L171 110V108ZM192 108L193 109V107H196L197 109H194L193 111H189V108ZM203 107L206 109V112H205V109H203ZM210 107H212V109L210 108ZM214 107H216L215 109H214ZM0 108V109H1ZM28 108H32L31 110L30 109H28ZM43 108V109H42ZM146 108H147V110H146ZM154 108V109H153ZM167 108V109H166ZM177 110H176V109ZM202 108V109H201ZM208 108V109H207ZM209 108L212 110H210L209 111ZM222 108V109H221ZM7 109H8V111H7ZM26 109V110H25ZM28 109V110H27ZM50 109H51V111H50ZM166 109V110H165ZM188 109V110H187ZM214 109V110H213ZM221 111H220V110ZM228 109V110H227ZM236 111H235V110ZM40 110H43V111H40ZM56 110V111H55ZM165 110V111H164ZM169 110V113L171 112ZM185 110H186V112H185ZM197 110V111H196ZM203 110V111H202ZM239 110H241L240 111V113L238 112ZM250 110V111H249ZM253 110V111H252ZM255 110V111H254ZM6 111H7V113L9 112L10 114H6ZM18 111V110H17ZM33 111V112H32ZM39 111V112H38ZM118 111V112H117ZM119 111H121V112H119ZM134 111V112H133ZM156 111V112H155ZM164 111V112H163ZM195 111V112H194ZM203 112V114H202V112ZM208 111V112H207ZM214 111V112H213ZM226 111V112H225ZM256 111H257V113H256ZM262 111V112H261ZM12 112V113H11ZM16 112V113H15ZM22 112V113H21ZM28 112H31V113H35V115L34 116H32L31 115V113L30 114H28ZM40 112H41V114H40ZM49 112V113H48ZM56 112V113H55ZM161 112H163L162 114H164V115H166L164 118L162 117L163 115H161V117H162V119H159V118H161V117H159V114H161ZM183 112V113H182ZM199 112H200V114H199ZM209 112H211L210 114H204V113H209ZM233 112V113H232ZM250 114H249V113ZM259 112V113H258ZM48 115H47V114ZM113 113V114H112ZM175 113V114H176ZM183 114V117H184V119L181 117V115ZM226 113V115L228 116V117H232V118H229L230 120H228V119H226L225 117H224V114ZM238 115H237V114ZM255 113L256 114H258V115H255ZM9 116V117H7L6 118V116ZM11 114H14V115H11ZM37 114V115H36ZM54 114H55V116H54ZM114 114H116V115H118V116H115ZM137 114V115H136ZM188 114H190V115H188ZM220 114H222V117L223 118H225L226 119V121H225V119H223L222 117H221V115ZM234 114H236V115H234ZM243 114L245 115V116H243ZM248 114V115H247ZM2 115H4V116H2ZM56 115H57V117H56ZM107 115H109L108 117H107ZM122 115V116H121ZM124 115V116H123ZM156 115H157V117H156ZM204 115H206V117L204 116ZM209 115V116H208ZM213 115H215V116H213ZM233 115V116H232ZM241 117H240V116ZM247 115V116H246ZM253 116V117H251V116ZM262 117H261V116ZM15 116V117H14ZM36 116V117H35ZM38 116V117H37ZM46 116L48 117V118H46ZM50 116V117H49ZM52 116H54V117H52ZM111 116V117H110ZM114 116H115V118H114ZM134 116H136V117H134ZM200 116H204V118L203 117H200ZM226 116V117H227ZM236 116V117H235ZM239 116V117H238ZM249 116V118L247 119V117ZM257 118H256V117ZM33 117H35L36 118V120H38V121H36L35 120V118H33ZM105 117V118H104ZM123 117H125L126 119H123ZM181 117V118H180ZM188 117V118H187ZM193 117H195V118H193ZM213 117V118H212ZM8 118H10L9 120H8ZM103 118V119H102ZM154 118H156L155 119V121H154ZM172 118V120H170ZM186 118V119H185ZM203 118V119H202ZM206 118V119H205ZM234 118H236V121H234L235 119ZM3 119H4V121L5 122H3ZM34 119V120H33ZM69 119V120H68ZM79 119V120H78ZM102 119V120H101ZM138 119V120H137ZM158 119V120H157ZM203 120V121H200V124H198L199 123V120ZM208 119V121H205V120H207ZM258 119H261V120H258ZM30 120V121H29ZM93 120H95V121H93ZM140 120V121H139ZM188 120V121H187ZM194 120H196V122L193 121ZM212 120H214V121H211ZM246 120H247V123H246ZM257 120V121H256ZM11 121V122H10ZM29 123H28V122ZM36 121V122H35ZM48 121V122H47ZM57 121V122H56ZM65 121V122H64ZM92 121H93V123H92ZM106 121V122H105ZM109 121H111V122H109ZM192 121V122H191ZM198 121V122H197ZM216 121H218V122H216ZM224 121V122H223ZM228 121V122H227ZM230 121V122H229ZM239 121V122H238ZM245 121V122H244ZM255 121V122H254ZM258 121H259V123L261 124H259L260 126H258ZM260 121H262V122H260ZM15 122V123H14ZM24 122V123H23ZM37 122H39V123H37ZM107 122H108V124H107ZM132 122V123H131ZM134 122V123H133ZM137 122V123H136ZM171 122H172V124H171ZM189 122H191V123H189ZM205 122V123H204ZM209 122V123H208ZM232 122V123H231ZM233 122H234V125H233ZM236 122H238V123H236ZM64 123V124H63ZM131 123V124H130ZM168 123H170L171 124V126H170V124H168ZM174 123V124H173ZM185 123H189L188 125H185ZM193 123H195V127H193L192 125H194ZM213 123V124H212ZM214 123H216L215 125H214ZM244 123H245V125H244ZM13 124H15V126L13 125ZM27 124V125H26ZM37 124H38V127H37ZM109 124H111L110 126H109ZM184 124V126H181V125H183ZM205 124V125H204ZM219 124V125H218ZM228 124L229 125H231V127L230 126H228ZM13 125V126H12ZM20 125V126H19ZM31 125V126H30ZM57 125V126H56ZM167 125H169V128H168V126ZM213 125V126H212ZM216 125H218V127L219 128H225V130L224 129H217L219 132H221V133H217L218 131L217 130H215V127L216 128H218ZM227 125V126H226ZM238 125H239V127H238ZM6 127V129L4 128V127ZM10 126H12V127H10ZM52 126H53V128H52ZM103 126V127H102ZM138 126V129L136 128ZM190 126H192L191 128H190ZM201 126V127H200ZM202 126H203V128H202ZM234 126H235V128H234ZM252 126V127H251ZM4 129H3V128ZM10 127V128H9ZM18 127V128H17ZM77 127V128H76ZM100 127L101 128H103L102 130H100ZM165 127V128H164ZM180 127H181V130H180ZM245 128V130L247 129V127H248V129H247V131L246 132H244L245 130H244V128ZM251 127V128H250ZM15 129V131L17 132V131H19V132H14V131H11V129ZM74 128H75V130H74ZM110 128H111V131H110ZM183 128H185V129H183ZM187 128H189V129H187ZM206 128H208L207 130H206ZM3 129V130H2ZM10 129V130H9ZM13 129V130H14ZM36 129V130H35ZM127 129V130H126ZM136 129V130H135ZM167 129V130H166ZM168 129H169V131H168ZM196 129H198L197 131H196ZM232 129V130H231ZM244 131H243V130ZM252 129V130H251ZM256 129H258V130H256ZM261 129H262V131H261ZM160 131V132H158V131ZM166 130V131H165ZM173 130V131H172ZM180 130V131H179ZM215 130V131H214ZM227 130V131H226ZM240 130H241V132H240ZM20 131H21V133H20ZM22 131L25 133V134H28V132H29V135H23L22 134ZM36 131V132H35ZM162 131H163V133H162ZM171 131V132H170ZM196 131V132H195ZM211 131H213V133L211 132ZM4 132V131H3ZM11 132V133H10ZM12 132L13 133H16V134H12ZM32 132V133H31ZM42 132V133H41ZM96 132V133H95ZM137 132H138V134H137ZM165 132V133H164ZM206 132V133H205ZM226 132H229V134H228V136L229 137H227V134H226ZM235 132V133H234ZM238 132V133H237ZM19 133H20V135H19ZM36 133V134H35ZM43 133L45 134V135H43ZM77 133H78V135H77ZM175 133V134H174ZM196 133V134H195ZM67 134V135H66ZM81 134V135H80ZM97 134V135H96ZM127 134V135H126ZM136 134H137V136H136ZM153 134V135H152ZM172 134H174L173 136H175V138L174 137H171V138H169V136H171ZM210 134H212V135H210ZM221 134H222V137H220L221 136ZM18 135V136H17ZM23 137H25V138H21L22 136ZM40 135V136H39ZM43 135V136H42ZM74 135H75V137H74ZM77 135V136H76ZM96 137V138H94V136ZM130 135V136H129ZM139 135V136H138ZM154 135H155V137H154ZM218 135V136H217ZM242 135V136H241ZM247 137H246V136ZM2 136H0V139H3V138H1ZM6 136V137H5ZM31 136V137H30ZM151 136H153V138L151 137ZM182 136V137H181ZM238 136H241L240 138L238 137ZM256 136H258V137H256ZM28 139H27V138ZM43 137V138H42ZM53 137V138H52ZM138 137V138H137ZM148 137H150V139L148 138ZM161 137V138H160ZM206 137H208V138H206ZM217 137H220L219 139L217 138ZM225 137V138H224ZM244 137H246V138H244ZM260 137V138H259ZM5 138H7V139H5ZM40 138V139H39ZM42 138V139H41ZM46 138V139H45ZM75 138V139H74ZM158 138V140H155V139H157ZM163 138H165L164 140H165V142H164V140H163ZM180 138H182L181 140H183L182 142L181 141H179L180 140ZM184 138V139H183ZM211 138H213V140L215 141H213V140H211ZM242 138V139H241ZM244 138V139H243ZM257 138V139H256ZM25 139V140H24ZM54 139H56V140H54ZM71 139V140H70ZM153 139V140H152ZM171 139L173 140V141H171ZM175 139V140H174ZM204 139H207V142H209V144L207 145L206 144V140H204ZM216 139H218V140H216ZM221 139V140H220ZM62 140V142H60V141ZM66 140V141H65ZM149 140V141H148ZM168 140V142L170 141L172 144H173V146L170 144L169 145V143L167 144L166 143V141ZM209 140V141H208ZM246 140V141H245ZM256 140H257V143H256ZM31 141H35V143H31ZM72 141H75V142H72ZM76 141H77V143H76ZM137 141V142H136ZM144 141V142H143ZM154 143H153V142ZM202 141H204V142H202ZM211 141V142H210ZM241 141V142H240ZM243 141V142H242ZM251 141H253V142H251ZM262 141V142H261ZM4 142H5V144H4ZM15 143V145H20V146H12V147H10V143ZM57 142V143H56ZM78 142H80V143H78ZM142 142V143H141ZM6 143H8L9 145H7ZM11 143V144H12ZM30 143V144H29ZM37 143V144H36ZM50 143V144H49ZM59 143H60V145H59ZM107 143V144H106ZM109 143V144H108ZM141 143V144H140ZM179 143H181V144H179ZM235 143V144H234ZM242 145H240V144ZM263 143V144H262ZM1 144H2V146H1ZM4 144V145H3ZM79 144V145H78ZM140 144V145H139ZM222 144V145H221ZM234 144V145H233ZM239 144V145H238ZM247 144V145H246ZM7 145V146H6ZM22 145H23V147H22ZM34 145V146H33ZM43 145V146H42ZM45 145V146H44ZM77 145H78V147H77ZM138 145V146H137ZM198 145H201V146H199L198 147ZM207 145V146H206ZM233 145V146H232ZM238 145V146H237ZM259 145V146H258ZM262 145V147H260ZM5 146V147H4ZM61 146H63V147H61ZM84 148H83V147ZM109 146V147H108ZM162 146L165 148H163L162 149ZM240 146V147H239ZM258 146V147H257ZM16 147V148H15ZM20 147V148H19ZM42 147H44V149L42 148ZM135 147V148H134ZM138 147V148H137ZM168 147V148H167ZM189 147V148H188ZM208 147V148H207ZM210 147V148H209ZM226 147H228V148H226ZM1 148H3V149H1ZM11 148H15V150H13V149H11ZM54 148H55V150H54ZM70 148V149H69ZM88 148V149H87ZM119 148H120V153L118 152H115V151H119ZM130 148V149H129ZM145 148V149H144ZM151 148V149H150ZM175 148H177L176 150H175ZM236 148V149H235ZM38 149V150H37ZM69 149V150H68ZM85 149V150H84ZM129 149V150H128ZM168 149V150H167ZM210 149H212V150H210ZM250 149V150H249ZM47 150H49L48 152H47ZM54 150V151H53ZM141 150H142V153H144L143 155H141L142 153H141ZM144 150H146V151H148V152H145ZM153 150V151H152ZM163 150V151H162ZM180 150V151H179ZM242 150V151H241ZM248 150V151H247ZM255 150V151H254ZM38 151H39V153H38ZM57 151H58V153H57ZM67 153H66V152ZM105 151V152H104ZM108 151V152H107ZM217 151V152H216ZM236 153H235V152ZM259 152L258 154L257 153H255V152ZM70 152H72V153H70ZM110 152V153H109ZM112 152V153H111ZM164 152V153H163ZM213 152H215V153H213ZM231 152V153H230ZM246 152H248V153H245ZM28 153V155L30 154V156H31V158L33 159L34 157V159L31 161V160H29V159H31L30 158V156H28V155H26ZM66 154V156L68 157V158H66V156H65V154ZM71 154V156H70V154ZM75 153V154H74ZM87 153V154H86ZM90 153V154H89ZM92 153H93V155H92ZM95 153V154H94ZM107 153H109V154H107ZM124 153V155H122ZM147 153V154H146ZM159 153H161V154H159ZM20 154H22V155H24V156H20ZM55 154H57V155H55ZM69 154V155H68ZM73 154H74V156L75 157H73ZM84 155V154H86V155H84V156H81V155ZM98 154H100V156L98 155ZM104 154H105V157H104ZM110 154H111V156H110ZM151 154H153L154 156H152ZM156 154V155H155ZM157 154L159 155V156H157ZM192 154V155H191ZM214 154L216 155L217 154V156H214ZM230 154V155H229ZM237 154H239V155H237ZM242 154H245V155H242ZM255 154H257V155H255ZM6 155V156H5ZM27 157H26V156ZM89 155V156H88ZM91 155V156H90ZM115 155H117V157H115ZM131 155V156H130ZM149 155H151V156H149ZM163 155V156H162ZM193 155H194V157H193ZM199 155H200V157H199ZM206 155H208V156H206ZM229 155V156H228ZM11 156V158H9ZM12 156H15V157H12ZM17 156H19V158L17 157ZM48 156H49V158H48ZM62 156H64V157H62ZM95 156H97V157H95ZM114 156V157H113ZM122 156L124 157L123 159H122ZM142 156V157H141ZM226 156V157H225ZM239 156V157H238ZM259 156V157H258ZM260 156H262L263 158H261ZM9 158V160H11V161H7L6 159H8ZM21 157H23V158H21ZM94 157H95V159H94ZM128 157H130V159L128 158ZM163 157V159L161 160V158ZM212 157H214V160L216 161H214L213 163H210V162H212V159L210 160V158H212ZM228 157L229 158H231V161H230V159H228ZM253 159H252V158ZM13 158V159H12ZM27 158H29L28 159V161H27ZM51 158V159H50ZM53 158V159H52ZM85 158V159H84ZM87 158V159H86ZM90 158H92V160H91V163H89V161H90ZM111 158H113L112 160H111ZM117 158V159H116ZM119 158V159H118ZM127 158H128V160H127ZM223 158V159H222ZM224 158L226 159V160H224ZM245 158V159H244ZM257 159V162H256V160L255 159ZM24 159V161H22L21 162V160H23ZM50 159V160H49ZM54 159H57V160H54ZM79 159V160H78ZM115 159V160H114ZM133 159V160H132ZM195 159H197L196 161H195ZM208 159L210 160L209 161V163L207 164V162H208ZM222 159V160H221ZM14 160L16 161V162H14ZM59 160V161H58ZM84 160H86V161H84ZM129 160H130V162H129ZM246 160V161H245ZM253 161V163H252V161ZM263 161V162H260V161ZM31 161V162H30ZM69 161H71V162H69ZM92 161H93V163H92ZM95 161H97V162H95ZM101 161H103V162H101ZM106 161V162H105ZM110 161V162H109ZM124 161V162H123ZM127 161H128V163H127ZM204 161H207L206 162V164L207 165H204V166H202L203 164H205V162ZM225 161V162H224ZM236 161V162H235ZM260 163H259V162ZM14 162V163H13ZM35 162V163H34ZM41 162V165L39 164ZM57 162H59V165H62V166H58V163ZM61 162V163H60ZM77 164H76V163ZM142 162H143V164H142ZM166 162V163H165ZM218 162V163H217ZM229 164H231V165H229ZM235 162V163H234ZM8 163H10V165L8 164ZM29 163H31V164H29ZM44 163V164H43ZM50 163V164H49ZM69 163V164H68ZM89 163V164H88ZM97 163V164H96ZM113 166H111L110 167V164ZM113 163V164H112ZM114 163H116L115 165L116 166H118V168L114 165ZM197 163V164H196ZM217 163L218 165H216V167H215V164ZM226 163V164H225ZM239 163V164H238ZM247 164V168H249V169H247V168H245V166H246V164ZM259 163V164H258ZM17 164V165H16ZM28 164H29V166H28ZM35 164H37L36 166H35ZM39 164V165H38ZM64 164V165H63ZM75 165V167H74V165ZM93 166H92V165ZM101 164V165H100ZM106 164V165H105ZM128 166H127V165ZM131 164V165H130ZM135 164V165H134ZM200 164V165H199ZM223 164H224V166L226 165V167H224L223 166ZM262 164V165H261ZM2 165H4V166H2ZM49 165V166H48ZM82 165V166H81ZM94 165H97L96 167H98L97 169L95 168V166ZM196 165V166H195ZM212 165V166H211ZM245 165V166H244ZM33 166H35V167H33ZM76 166H77V169H74V168H76ZM82 168H81V167ZM104 166H106V167H104ZM123 166V167H122ZM151 166H152V168H151ZM178 166H180V167H178ZM209 166H210V168H209ZM222 166V167H221ZM244 166V167H243ZM262 166V167H261ZM38 169H37V168ZM47 167V168H46ZM48 167H49V169H48ZM80 169H79V168ZM94 167V168H93ZM141 167V168H140ZM173 167V168H172ZM178 167V168H177ZM213 167V168H212ZM223 167H224V169H223ZM239 167H241L240 169H238L237 171L238 172H236L235 173V171H236V169L237 168H239ZM63 168V169H62ZM65 168V169H64ZM71 168V169H70ZM92 168H93V170H92ZM115 168V169H114ZM206 168V170H204ZM209 168V169H208ZM216 168H218V169H216ZM222 168V169H221ZM5 169V170H4ZM45 170V172H44V170ZM48 169V172H51V173H46V170ZM58 169V170H57ZM68 169H70V170H68ZM107 169V170H106ZM111 169H112V171H111ZM135 169V170H134ZM243 169H245V170H243ZM251 169V171H249ZM263 169V170H262ZM34 170V171H33ZM57 170V171H56ZM80 172H79V171ZM92 170V171H91ZM103 170V171H102ZM110 170V171H109ZM136 170H140V171H136ZM155 170V171H154ZM180 170H182V171H180ZM189 170V171H188ZM235 170V171H234ZM249 172H248V171ZM261 170H262V172H261ZM21 171V172H20ZM29 173H28V172ZM33 171V172H32ZM40 171H43V173H45V174H42V173H40ZM86 171V172H85ZM106 171V172H105ZM154 171V172H153ZM159 171V172H158ZM167 171V172H166ZM201 173H200V172ZM222 173V175H220L221 173ZM38 172V173H37ZM56 174H55V173ZM100 172V173H99ZM110 172V173H109ZM113 172V173H112ZM155 172H156V174H155ZM162 172V173H161ZM194 172V173H193ZM198 172V173H197ZM218 172H219V174H218ZM227 172H229V173H227ZM243 172H245V173H243ZM246 172H248V173H246ZM251 172V173H250ZM17 173V174H16ZM19 173V174H18ZM32 173H34V174H32ZM87 173V174H86ZM109 173V174H108ZM112 173V174H111ZM120 173V174H119ZM138 173V174H137ZM160 173V174H159ZM177 173H179V175L177 176ZM185 173V174H184ZM197 173V174H196ZM216 173V174H215ZM256 173V174H255ZM258 173V174H257ZM48 174V175H47ZM90 174V175H89ZM94 175V176H92V175ZM103 174V175H102ZM124 174V175H123ZM129 174V175H128ZM133 174V175H132ZM154 174L156 175V176H154ZM204 174H207L206 176L204 175ZM214 174V175H213ZM236 174V175H235ZM240 174H242V175H240ZM244 174H246V175H244ZM247 174L250 176V177H248L247 176ZM251 174V175H250ZM255 174V175H254ZM20 175V176H19ZM51 176V177H48V176ZM56 175V176H55ZM78 175V176H77ZM96 175V176H95ZM97 175H98V177H97ZM119 175V176H118ZM121 175H122V178H121ZM160 175V178H158V176ZM196 175V176H195ZM231 175V176H230ZM257 175V176H256ZM259 175V176H258ZM24 176V177H23ZM44 176V177H43ZM75 176V177H74ZM92 176V177H91ZM103 176V177H102ZM107 176V177H106ZM195 176V177H194ZM204 177V179H202L203 177ZM214 176H219L217 179H216V177H214ZM226 178H225V177ZM240 176V177H239ZM21 178V179H19V178ZM43 177V178H42ZM85 177H87L86 179H85ZM134 177H135V179H137L136 181H134ZM150 177H152V178H150ZM202 177V178H201ZM211 177H213V178H211ZM253 177V178H252ZM258 177V178H257ZM9 178V179H8ZM14 178V179H13ZM36 178V179H35ZM43 180H42V179ZM61 178V179H60ZM68 180H67V179ZM74 178V179H73ZM95 178H96V180H95ZM109 178V179H108ZM129 178V179H128ZM158 178V179H157ZM175 178H177L176 180H175ZM205 178H207V179H205ZM211 178V179H210ZM231 178V179H230ZM263 178V179H262ZM13 179V180H12ZM30 179V180H29ZM82 179H84L83 181H84V183L82 182ZM140 179V180H139ZM159 181H157V180ZM189 179L191 180V181H189ZM209 179V180H208ZM221 179H225V180H221ZM232 180V181H230V180ZM29 180V181H28ZM38 180H40V181H38ZM54 180V181H53ZM80 180V181H79ZM129 180V181H128ZM134 182H133V181ZM186 180V181H185ZM216 180V181H215ZM241 180V181H240ZM254 180V181H253ZM260 181V182H262V183H258V181ZM37 181V182H36ZM60 181H62V182H60ZM68 181V182H67ZM85 181H87V184L85 183ZM114 183H113V182ZM132 181V182H131ZM155 181V182H154ZM212 181H215V182H212ZM219 181V182H218ZM224 181V182H223ZM243 181H245V182H247V184H249L250 182H253V183H250V184H252V185H248L247 186V184H246V186L244 185L245 184V182H243ZM15 184V182H17L16 184H19V185H14L13 183ZM26 182H27V184H26ZM42 182V183H41ZM109 182V183H108ZM112 182V183H111ZM188 182H190L189 184H188ZM200 183V184H202V185H207V187H205V188H207V189H204L205 191L203 192L202 190H203V188L201 187V185L200 184H197V183ZM208 182H210V183H208ZM228 182V183H227ZM231 182L233 183V184H231ZM238 182H240L241 184H237ZM255 182V183H254ZM20 183H22V184H24L25 183V185H21ZM39 183V184H38ZM49 183H51V184H49ZM60 183V184H59ZM79 183V184H78ZM93 183H95V185H93ZM96 183L98 184V185H96ZM111 183V184H110ZM152 185V186H150L151 187V190L148 188L149 187V185ZM152 183V184H151ZM212 183H214V185L212 184ZM224 183V184H223ZM3 184V185H2ZM33 184V185H32ZM54 184V185H53ZM61 184H64V185H61ZM75 184V185H74ZM126 184V185H125ZM130 184V185H129ZM177 184H182L181 186L180 185H177ZM194 184V185H193ZM210 184V185H209ZM220 184V185H219ZM236 184V185H235ZM253 184H256V185H253ZM259 184V185H258ZM262 184V185H261ZM79 185V186H78ZM114 187H113V186ZM126 186V187H123V186ZM128 185V186H127ZM134 185V186H133ZM147 185V186H146ZM191 185V186H190ZM198 185V188H196V186ZM200 185V186H199ZM208 185H209V187H208ZM221 186V190H222V188H224L223 189V191H219V186ZM238 185V186H237ZM16 186V187H15ZM18 186L20 187H23L24 188V190H23V188L22 189H16V188H18ZM39 186H41L40 188H39ZM61 186V187H60ZM63 186V187H62ZM94 186H97V187H95L94 188ZM111 188H110V187ZM118 186V187H117ZM140 186V187H139ZM163 186V187H162ZM176 186V187H175ZM179 186V187H178ZM189 186V187H188ZM213 186V187H212ZM224 186V187H223ZM232 186V187H231ZM236 186V187H235ZM243 186L245 187L244 189V191H243V189H241V188H243ZM256 186V188H254ZM261 188H260V187ZM117 187V188H116ZM123 187V188H122ZM214 187H218V189H215ZM250 187V188H249ZM35 188V189H34ZM104 188H105V190L106 191H104ZM125 188V189H124ZM137 188H139V189H137ZM154 188V189H153ZM199 188H201V189H199ZM213 189V191L211 190V189ZM226 188V189H225ZM246 188H248V189H246ZM253 188V189H252ZM59 191H58V190ZM61 189V190H60ZM110 189V190H109ZM114 189H115V191H114ZM124 189V191H122ZM149 189V190H148ZM210 189V190H209ZM241 189V190H240ZM252 189V190H251ZM263 189V190H262ZM35 190V191H34ZM39 190H41V191H39ZM45 190V191H44ZM57 190V191H56ZM84 190V191H83ZM128 190L131 192V194H130V192H128ZM146 190V191H145ZM168 190H169V192H168ZM224 190L225 191H227L228 193H224ZM233 190V191H232ZM236 192H235V191ZM238 190H240L239 192H238ZM54 191H55V193H54ZM118 191H120V192H118ZM125 191H127V192H125ZM135 191V192H134ZM139 191V192H138ZM199 191H202V193H200ZM212 191V192H211ZM217 191V194H222V193H224L223 195H217L218 196V198L216 197V192ZM255 191H256V193H255ZM34 192V193H33ZM89 194H88V193ZM116 192V193H115ZM142 192V193H141ZM198 192V193H197ZM208 192V193H207ZM219 192H221V193H219ZM244 192V193H243ZM248 192V193H247ZM250 192V193H249ZM261 192V193H260ZM1 193H3V194H1ZM24 193V194H23ZM95 193V194H94ZM137 193V195H135ZM141 193V194H140ZM147 193H149V194H147ZM170 193V194H169ZM183 193V194H182ZM204 193V194H203ZM239 193H241V195H243V196H240V194ZM13 194V195H12ZM22 194V195H21ZM57 194V195H56ZM87 194V195H86ZM119 194V195H118ZM129 195V196H127V195ZM154 194V197L152 196ZM230 194H232L231 196H233V197H231L230 196ZM237 194H239V195H237ZM94 195H95V198H94ZM103 195H105V196H103ZM132 195V196H131ZM145 195V196H144ZM150 195V196H149ZM174 195V196H173ZM180 195V196H179ZM194 195V196H193ZM209 195H210V197H209ZM224 195H226V197L224 196ZM252 195V196H251ZM253 195H255V196H253ZM263 195V196H262ZM98 196V197H97ZM101 196H103V197H101ZM126 196H127V198H126ZM144 196V197H143ZM187 196V197H186ZM203 196H204V198H203ZM211 196H215L214 197V199H213V197H211ZM222 196V197H221ZM227 196H230V198L229 197H227ZM250 197L251 198V200L253 199V204H256L255 206H253V205H251L252 204V202L250 201V198L248 199L249 200V202L250 203H248L247 201V199L246 200H244V199H242V198H240V197H243V198H245V197ZM25 197H29V198H27V200L26 199H24ZM36 197V198H35ZM47 197H48V199H47ZM66 197V198H65ZM70 197V198H69ZM101 199H100V198ZM120 197V198H119ZM131 197V198H130ZM140 197H142V198H140ZM146 197V198H145ZM148 197H150L151 198V200H150V198L148 199ZM194 197H197V198H195L196 199V202L193 200V198ZM207 197V198H206ZM208 197H209V200H208ZM224 197H225V199H230V200H234V202L236 203V204H234L232 201H230L229 199H228V203H224V201H226L225 199H224ZM11 198V199H10ZM12 198H13V200H12ZM20 198H21V200H20ZM55 198V199H54ZM64 198V199H63ZM98 199V203L96 204V200ZM114 198V199H113ZM136 198V199H135ZM169 198H171L172 200H170L169 201ZM177 198V199H176ZM186 198H187V200H186ZM199 198V199H198ZM221 198H223L224 199V201H223V199H221ZM236 198H240L239 200H237ZM51 201H50V200ZM72 199V200H71ZM89 201H87V200ZM190 199H192L191 201L192 202H190L189 200ZM201 199H203V200H205V201H203V200H201ZM211 199V200H210ZM255 199H257V200H255ZM9 200V203H11L12 204V206H11V204H9L7 201ZM12 202H11V201ZM25 200V201H24ZM56 200V201H55ZM60 200V201H59ZM62 200V201H61ZM107 200V201H106ZM114 200H116L117 202H115ZM123 200V201H122ZM128 202H127V201ZM131 200V201H130ZM134 200V201H133ZM149 200H150V202L152 203V205L153 206H151V204L149 203ZM199 200V201H198ZM200 200L201 201H203V203L204 204H202V202H201V204H202V207L199 205L200 204ZM236 200V201H235ZM243 200V201H242ZM262 202V205L260 204V206H257L259 203H261L260 201ZM114 201V202H113ZM153 201V202H152ZM154 201H155V204H154ZM245 201V202H244ZM256 201V202H255ZM259 201V202H258ZM41 202V204H39ZM48 204H46V203ZM50 202V203H49ZM84 202L86 203V202H88L89 204H84ZM99 202H101V203H99ZM133 202V203H132ZM137 202H142L141 204H139V203H137ZM198 202V203H197ZM209 203L210 202V204L206 207V206H204L205 205V203ZM227 202V201H226ZM247 202V203H246ZM22 203V204H21ZM114 203V204H113ZM117 203H119V204H117ZM134 203H135V205H134ZM148 203H149V205H148ZM173 203H176V205L175 204H173ZM188 205H187V204ZM192 203V207L190 206V204ZM229 203L230 204H232L231 206L229 205ZM240 203V205H241V207H242V204H245L244 206H243V209H245V210H242V208L241 207H239L238 206V204ZM6 204H9L8 206L6 205ZM50 204V205H49ZM73 204V205H72ZM125 204V205H124ZM228 204V206L226 207V205ZM6 205V206H5ZM15 205V206H14ZM17 205V206H16ZM20 205H22V206H20ZM45 205V206H44ZM86 205L88 206L87 208H86ZM106 205V206H105ZM107 205H109L110 207H112L113 209L112 210H114V211H116V212H113L112 210H111V208L110 207H108ZM121 205V206H120ZM123 205V206H122ZM131 205H132V208H131ZM139 205H143L141 208H143V207H146L147 209H144V210H142L141 208H139L140 209V211H139V209L137 208V207H139ZM146 205V206H145ZM154 205H155V207H154ZM219 205V206H218ZM236 205V206H235ZM247 205H249L248 207H247ZM10 206H11V208H10ZM27 206H30V207H28L27 208ZM39 206H41V208L39 207ZM69 206V207H68ZM98 206V207H97ZM130 206V207H129ZM190 206V208H188ZM223 206V207H222ZM235 207L234 209H236V207L238 208L237 210H234L233 209V207ZM251 206V207H250ZM253 206V207H252ZM54 207V208H53ZM58 207V209H56ZM101 207V208H100ZM106 207H108V209L106 208ZM124 207V208H123ZM164 207V208H163ZM171 207H173L172 208V210L170 209ZM185 207H187V209L185 208ZM206 207V208H205ZM211 207L213 208V210H211ZM223 209H222V208ZM230 207V208H229ZM247 207V208H246ZM258 207V211L259 210H262V211H260L259 213H257L258 211H257V208ZM259 207H261V208H259ZM11 210H10V209ZM37 208V209H36ZM40 208V209H39ZM48 208H49V213H48ZM109 208H110V210H109ZM123 208V209H122ZM132 210H131V209ZM163 208V209H162ZM203 208V209H202ZM208 208H209V210H208ZM214 208H216L215 210H214ZM218 208H220V209H218ZM251 208V209H250ZM8 209V210H7ZM13 209V210H12ZM24 209L25 210H27V211H24ZM51 209V210H50ZM56 209V210H55ZM69 209V210H68ZM73 211H72V210ZM94 209V210H93ZM103 209V210H102ZM136 209V210H135ZM150 209H157V210H153L154 212L153 213H151V210ZM159 209V210H158ZM166 209H168L167 211H166ZM185 209V212L183 211ZM189 209V210H188ZM195 209V210H194ZM202 209V210H201ZM219 211H218V210ZM221 209H222V211H221ZM232 209V210H231ZM241 209V210H240ZM246 209H248V210H246ZM250 209V210H249ZM252 209H255V211H252ZM36 210V211H35ZM110 212H109V211ZM121 210V211H120ZM123 210V211H122ZM129 210H131V211H133V213L131 212V211H129ZM138 210V211H137ZM147 210V211H146ZM161 210H163L164 212H162ZM172 212H171V211ZM187 210H188V213H190V214H188L187 213ZM211 210V211H210ZM234 210V211H233ZM240 210V211H239ZM9 211V214H7V212ZM51 211H53L54 213H52ZM108 211V213H106V212ZM128 212V213H123V212ZM135 211V212H134ZM137 211V212H136ZM158 211H160V212H158ZM175 213H174V212ZM194 211H196V212H198L199 214H197L196 212L195 213H193ZM203 213L204 211H205V214H202L201 212ZM248 211V212H247ZM250 211V212H249ZM4 212H5V214H4ZM19 212H21L20 214H22V212L24 213L23 215H20L19 214ZM31 212H33L32 214H31ZM42 212H45V213H42ZM69 214H68V213ZM72 214H71V213ZM79 212V213H78ZM83 212V214H81ZM106 214H105V213ZM121 212V213H120ZM130 212V213H129ZM139 212H140V216L138 215L139 214ZM162 212V213H161ZM167 212V213H166ZM168 212H171V214H169ZM206 212H208V213H206ZM216 212H217V214H216ZM232 212L234 213L233 215H232ZM16 213V214H15ZM47 213L49 214V215H47ZM110 213V214H109ZM113 213H115L116 214V216L113 214ZM137 213V214H136ZM155 213V214H154ZM158 213H160V214H163V216L165 217V214H166V218L164 219V217H162V215H159ZM172 213H174V214H172ZM178 213H180V214H178ZM202 215H201V214ZM211 213V214H210ZM215 213V214H214ZM219 213V214H218ZM225 213H227V215H225ZM238 214V218H237V214ZM240 213H242L241 215H240ZM263 213V214H262ZM43 214V215H42ZM45 214V215H44ZM56 214V216H54ZM67 216H66V215ZM70 214H71V217H70ZM99 214V215H98ZM105 214V215H104ZM111 214H113V215H111ZM120 215V217H118L119 215ZM141 214H144V215H141ZM185 214V215H184ZM193 214V215H192ZM229 214H231V215H229ZM236 214V215H235ZM257 214V215H256ZM4 215V216H3ZM6 215H9V216H6ZM42 215V216H41ZM66 217H65V216ZM73 215V216H72ZM123 215H124V217H125V219H126V221H125V219L123 218ZM157 215H159L160 216V218H159V216H157ZM169 215V216H168ZM188 215V216H187ZM191 215V216H190ZM196 217H195V216ZM198 215L200 216V217H198ZM206 217H205V216ZM209 215V216H208ZM210 215H212V216H210ZM219 215H222V216H219ZM230 217H232V216H234V217H236V218H230ZM239 215H240V217H239ZM250 215V217L248 218V216ZM255 215V216H254ZM260 215V216H259ZM21 216H22V218H21ZM31 216H33V217H31ZM45 216H47V218L45 219ZM61 216V217H60ZM89 216V217H88ZM103 216V217H102ZM115 218H114V217ZM137 216V217H136ZM139 216V217H138ZM143 216V217H142ZM146 216H148V218L146 217ZM155 216V217H154ZM157 216V217H156ZM183 216V217H182ZM185 216H187V217H185ZM193 216V217H192ZM217 216H219V218L221 217V219L219 220V221H217L219 218L217 217ZM23 217L25 218V219H23ZM29 217V218H28ZM51 217V218H50ZM60 217V218H59ZM78 217V218H77ZM162 217V218H161ZM169 217V218H168ZM224 217L226 218V219H224ZM253 217V218H252ZM259 217H260V219H259ZM263 219H262V218ZM22 220H21V219ZM119 218V219H118ZM134 218V219H133ZM136 218H139L142 222H143V224L141 225V221L140 220H138L137 219V221H136ZM146 220H145V219ZM155 218V219H154ZM184 218V219H183ZM188 219L189 221H187L186 219ZM215 218H217V219H215ZM241 220H240V219ZM6 219V220H5ZM17 219H19V221H17ZM51 219H53V220H51ZM73 219V220H72ZM76 219V220H75ZM124 219V220H123ZM152 219H153V221H152ZM178 219V220H177ZM209 219V220H208ZM239 219V220H238ZM245 221H244V220ZM253 219H255V220H253ZM8 221V222H6V223H9V224H11V225H7V224H5L4 222L5 221ZM11 220V221H10ZM42 220V221H41ZM48 220H49V222H48ZM66 220V222H64ZM73 222H72V221ZM81 220V221H80ZM134 220V221H133ZM143 220H145V221H143ZM163 220V221H162ZM166 220V221H165ZM172 220V221H171ZM232 220L234 221V222H232ZM4 221V222H3ZM11 223H10V222ZM22 221H23V223H22ZM29 221V222H28ZM44 221V222H43ZM46 221H47V223H46ZM58 221H60L59 223H58ZM79 221V222H78ZM134 223V225H131V224H133L132 222ZM176 221V222H175ZM179 221V222H178ZM187 221V222H186ZM223 221V222H222ZM230 221H231V223H232V225H230ZM19 222V224H17V223ZM26 222V223H25ZM35 222V223H34ZM54 222V223H53ZM57 222V223H56ZM75 222V223H74ZM77 222V223H76ZM83 224H82V223ZM87 222V223H86ZM95 222V223H94ZM98 222V223H97ZM100 222V223H99ZM123 222H125V223H123ZM129 222V223H128ZM145 222V223H144ZM153 222V223H152ZM171 222H173V223H171ZM176 223V225H175V223ZM203 222H205V223H203ZM215 222H218L217 224L215 223ZM244 222H246L245 224H243ZM256 222H257V224H256ZM38 223V224H37ZM42 223V224H41ZM50 223H52V225H49ZM72 223V224H71ZM79 223H81V224H79ZM97 223V224H96ZM105 225H104V224ZM107 223V224H106ZM123 223V224H122ZM137 223V224H136ZM158 223V224H157ZM162 224V223H164V225L162 224V226H165V228L164 227H162L161 226V228H160V225L159 224ZM169 223H170V225H169ZM182 223H184V224H182ZM197 223L199 224V225H197ZM205 224V225H203L202 227L200 226V225H202V224ZM228 223H229V225H230V227H229V225H228ZM252 223V224H251ZM258 223H260V224H258ZM34 224V225H33ZM47 225V227H45L46 225ZM59 226H58V225ZM69 224H71L70 226H71V228H70V226H69ZM76 224H79L78 226H76ZM94 224V225H93ZM99 224V225H98ZM122 224V225H121ZM126 224H129V226H127ZM173 224V225H172ZM180 224V225H179ZM185 224H186V227H185ZM191 224H192V227H194L195 228V230H193V228H191V230H189V228H190V226H191ZM195 224V226L197 227L198 226V228L200 227V229L202 230V231H200L199 232V229L197 230V228L195 227V226H193ZM221 226H219V225ZM234 224V225H233ZM242 224V225H241ZM248 224V226H249V224H251L250 226L253 228V229H251L250 227H245V228H247V229H250V230H246L245 228H244V225L246 226ZM28 225H30V226H32L31 228H29V226ZM57 226L58 228H56V227H53V226ZM72 225H73V227H72ZM83 227H82V226ZM84 225H89V226H84ZM100 226V227H103L104 229H100V227L98 228V226ZM117 225V226H116ZM137 225H139V226H137ZM184 225V227L185 228H181V226H183ZM188 225V226H187ZM190 225V226H189ZM207 225H209V227L207 226ZM226 225V227L227 228H229L227 231H224L223 230V228H224V226ZM239 225V226H238ZM263 225V227H261ZM10 228H8V227ZM18 226H20L19 228H18ZM24 226V227H23ZM38 226V227H37ZM51 226V227H50ZM64 226V228H62ZM69 226V227H68ZM75 226V227H74ZM115 226V227H114ZM123 226V227H122ZM142 226V227H141ZM159 226V227H158ZM168 226V227H167ZM223 226V227H222ZM233 226V227H232ZM238 226V227H237ZM242 226H243V228H242ZM28 227V228H27ZM48 227H50L49 229H48ZM77 227H80L78 230H79V232L77 233ZM81 227H82V229H81ZM85 227V228H84ZM89 227V228H88ZM97 227V228H96ZM120 227V228H119ZM126 227V228H125ZM133 227V228H132ZM137 227V228H136ZM139 227V228H138ZM148 227V228H147ZM172 227V228H171ZM174 227V228H173ZM178 227H180L179 229L181 230V233L179 232L180 230H178V232H176L177 231V229H178ZM205 227H207V228H205ZM215 227V228H214ZM236 227V228H235ZM242 228V232L240 231V229ZM8 228V229H7ZM52 228V229H51ZM57 229V230H55V229ZM61 228V229H60ZM70 228V230H68ZM73 228V229H72ZM85 230H84V229ZM123 228V229H122ZM159 229V230H157V229ZM169 228H171V229H173V230H170ZM175 228H176V230H175ZM186 228H188V230L186 229ZM204 228V229H203ZM216 229L217 231L219 230H221V233L223 234V235H225V236H223L219 231H218V233H217V231L216 230H214V229ZM226 228V229H227ZM233 228H235V229H233ZM263 230H262V229ZM11 229H13V231H11ZM44 229V230H43ZM49 230V231H47V230ZM54 229V230H53ZM75 229V230H74ZM80 229H81V231H83L82 232V234H81V231H80ZM101 231H100V230ZM120 229V230H119ZM125 229L127 230V231H125ZM136 229V230H135ZM137 229H138V231H137ZM18 230V231H17ZM28 230V231H27ZM33 230L34 231V233L33 232H31V231ZM37 230V231H36ZM41 230V233L39 232ZM72 230V231H71ZM88 230V231H87ZM118 232H117V231ZM133 232H132V231ZM142 230V231H141ZM151 230V231H150ZM154 230H155V232H154ZM168 232H170V233H168ZM183 230H186V231H183ZM238 230L241 232L240 234H239V232H238ZM253 230V231H252ZM256 230V231H255ZM3 231V232H2ZM5 231H7V232H5ZM23 231V232H22ZM27 231V232H26ZM45 231H47L46 233H44ZM52 231V232H51ZM75 232V234H74V232ZM103 231V232H102ZM110 231H113V232H110ZM137 231V232H136ZM145 231V232H144ZM157 231H158V233H157ZM176 233H175V232ZM182 231L183 232H185V234L184 235H181V236H183L184 238H182V237H179L180 236V234H182ZM203 231H205V233L203 234L202 232ZM233 231L238 235H236L235 236V234L233 235ZM249 231H251V232H249ZM16 232L19 234H16ZM31 232V233H30ZM35 232H39V233H35ZM43 232V233H42ZM49 232V233H48ZM114 232H115V234H114ZM120 232H121V234L123 235V233H124V235L123 236H121V234H120ZM129 232V233H128ZM139 232V233H138ZM152 233L151 235L149 234H147V233ZM154 232V233H153ZM159 232H161V235H160V233ZM210 232V233H209ZM215 232H216V236H215V238H216V240L219 238V240H217V241H219V242H217V243H214L215 242V240H214V238L212 237V240H214V241H212V242H210V240L211 239H208V238H211V236H214V235H211L212 233H214L215 234ZM224 232V233H223ZM228 232H230L229 233V235H226V234H228ZM232 232V233H231ZM247 233L246 235H244L243 233ZM6 233H7V236H6ZM28 233V234H27ZM33 233V234H32ZM54 235H53V234ZM110 233H111V235H110ZM128 233V234H127ZM131 233V234H130ZM174 233L175 234H177V233H180V234H178L179 236L178 237H172V236H174ZM193 233H196L195 235L197 236V238H200V239H197V238H195V236H192V237H194V239H196V240H194L192 237V239H190V240H188V239H185V238H188L189 237V235H191V234H193ZM203 235H202V234ZM251 235H250V234ZM259 233V234H258ZM39 234V235H38ZM49 234V235H48ZM51 234V235H50ZM73 234H74V236H73ZM77 234H79V235H77ZM106 234V235H105ZM113 234H114V236H113ZM118 234V235H117ZM120 234V235H119ZM168 235V234H170V236H165V235ZM189 234V235H188ZM206 234H207V236H206ZM218 234H219V236H218ZM50 237H48V236ZM60 235V236H59ZM61 235H62V237H61ZM66 235V236H65ZM110 235V236H109ZM147 236V238H146V236ZM186 235L188 236V237H186ZM222 235V236H221ZM232 235V236H231ZM257 235H259V236H257ZM27 236H28V238H29V236H30V238L29 239H27ZM32 236V237H31ZM39 236V237H38ZM52 236H53V238L56 236V238H58V240L56 239H53L56 243H54L53 242V240H52ZM69 236H72V237H69ZM80 236V237H79ZM100 236V237H99ZM134 236H135V238H134ZM140 236V237H139ZM144 236V237H143ZM166 237L167 239H165V238H160V237ZM176 236V235H175ZM226 236H227V239H226ZM228 236H229V238H228ZM234 236V237H233ZM256 236V237H255ZM59 237H61V238H59ZM66 237V238H65ZM76 237H79L78 239L79 240H77L76 239ZM118 237V238H117ZM149 237H153L152 239L151 238H149ZM203 237V238H202ZM205 237V238H204ZM218 237V238H217ZM236 237V238H235ZM260 237H261V239H260ZM26 238V239H25ZM37 238V239H36ZM87 238V239H86ZM96 238H97V240H96ZM102 238H103V240H102ZM112 238V239H111ZM128 238H130V239H128ZM134 238V239H133ZM144 238H146V239H144ZM160 238V239H159ZM170 238V239H169ZM230 238H232V239H230ZM235 238V239H234ZM239 238V239H238ZM240 238L242 239V240H240ZM260 239V240H258V239ZM11 239V240H10ZM20 239V242L18 241V240ZM30 239H34V240H30ZM63 239L65 240V241H63ZM81 239H83V240H81ZM101 239V240H100ZM121 239V240H120ZM136 239V240H135ZM150 239V241H148V240ZM169 239V240H168ZM184 239V240H183ZM202 239H205V240H207V243L206 242H203L202 241ZM222 239V240H221ZM234 239V240H233ZM244 239V240H243ZM255 239V240H254ZM15 240L18 242H15ZM36 240V241H35ZM77 240V241H76ZM126 240H128V241H126ZM131 240V241H130ZM134 240V241H133ZM138 240V241H137ZM144 240V241H143ZM163 240V241H162ZM186 240H187V242H188V244H187V242H186ZM198 240V241H197ZM204 240V241H205ZM221 240V241H220ZM235 240H237L236 241V243L235 242H232V241H235ZM246 240H248V242H251V241H253L252 243L253 244H250V243H247V241ZM257 240V241H256ZM30 241L31 242H33L32 244L30 243ZM58 241V242H57ZM74 241H76V242H74ZM126 243H125V242ZM145 241H148L147 243L145 242ZM155 241H157L156 243H155ZM178 241V242H177ZM225 241H226V244H227V241H228V247L230 246V245H232V246H230L229 247V249H227V248H225V247H227L226 245H223V243H225ZM231 241V242H230ZM10 242V243H9ZM59 242H60V245H58L59 244ZM63 242V243H62ZM74 242V243H73ZM87 242V243H86ZM118 244H120V246H118L117 245V243ZM120 242V243H119ZM128 242H131V243H128ZM137 242V243H136ZM139 242V243H138ZM143 242V243H142ZM150 242V243H149ZM173 242H174V244H173ZM191 242V243H190ZM195 242V243H194ZM200 242H203V243H206V244H202L201 245V247H200ZM211 244H210V243ZM242 242H244V243H242ZM256 242V243H255ZM258 242V243H257ZM26 243V244H25ZM28 243H30L31 245L29 246V244ZM67 243V244H66ZM69 243V244H68ZM76 243H80L79 245L78 244H76ZM112 243V244H111ZM125 243V244H124ZM135 243H136V245H135ZM140 243H142V244H140ZM179 243V244H178ZM185 243V244H184ZM220 243V244H219ZM229 243H230V245H229ZM247 243V244H246ZM259 243H261V244H263V246H261V244H259ZM12 245L11 247H10V245ZM23 245V246H21V245ZM28 244V245H27ZM47 244H49V245H47ZM51 244V245H50ZM65 244L67 245V248H66V246H65ZM75 244V245H74ZM91 244V245H90ZM108 244H110L111 246H109ZM127 244V245H126ZM129 244V245H128ZM130 244H131V246H130ZM134 244V245H133ZM138 244V245H137ZM150 244V245H149ZM158 244V245H157ZM165 244H167V245H165ZM173 244V245H172ZM184 244V245H183ZM208 244V246L210 247V245H212V244H214V247H208V248H203V247H205L206 245ZM219 244V245H218ZM222 244V245H221ZM237 244V245H236ZM241 244V245H240ZM246 244V245H245ZM257 244V245H256ZM7 245V246H6ZM25 245H27L26 247H24ZM55 245H57V247L55 246ZM74 245V247H72ZM78 246V248H77V246ZM97 247H96V246ZM104 245V246H103ZM105 245H107V247L105 248ZM113 245V246H112ZM115 245V246H114ZM163 245V246H162ZM189 245V246H188ZM197 245H199V249L197 248L198 246ZM205 245V246H204ZM235 245V246H234ZM249 245V246H248ZM252 245V246H251ZM8 246L10 247L9 249H7L8 248ZM15 246V247H14ZM43 246V247H42ZM45 246V247H44ZM96 248H95V247ZM103 246V247H102ZM129 247V248H127V247ZM140 246V248H138ZM156 246H158V247H156ZM168 246L169 247H171V248H169V249H171V250H169L168 249ZM179 246V247H178ZM181 246H183V248H181ZM188 246V247H187ZM191 246V247H190ZM213 246V245H212ZM224 246V248H222ZM237 246V247H236ZM251 246V247H250ZM261 246V247H260ZM2 247H4V248H2ZM6 247V248H5ZM17 247V248H16ZM23 247V248H22ZM41 247V248H40ZM58 247H61V249H58ZM62 247L64 248V249H66V250H64V249H62ZM99 247L101 248V249H99ZM116 249H115V248ZM150 247V248H149ZM161 247V248H160ZM165 247H166V249H165ZM207 247V246H206ZM247 247V248H246ZM21 248H22V250H21ZM78 249V251H75V249ZM104 248V249H103ZM112 248V249H111ZM137 248V252L135 251V249ZM152 248V249H151ZM162 248H164L163 250H162ZM176 248V249H175ZM194 248V249H193ZM201 248V249H200ZM216 248H218V251H217V249ZM222 248V249H221ZM239 248H241V249H239ZM249 248H252V250H251V252L249 251ZM263 248V249H262ZM4 249V250H3ZM5 249H7L6 251H5ZM12 249V250H11ZM41 251H40V250ZM73 249V250H72ZM85 249H86V251H85ZM120 249H122V251L123 250H125V251H121ZM131 249V250H130ZM160 249V250H159ZM196 249V250H195ZM211 249H213L212 251H211ZM226 249V251L228 252H224V250ZM258 249V250H257ZM260 249V250H259ZM24 250V251H23ZM45 250V251H44ZM50 250V251H49ZM83 250V251H82ZM89 252H92V253H89ZM96 250V251H95ZM102 250V251H101ZM119 250V251H118ZM149 250V251H148ZM151 250V251H150ZM184 250H186L187 252H189L188 254H187V252L186 251H184ZM193 250V251H192ZM195 250V251H194ZM199 250V251H198ZM201 250H203L202 252H201ZM221 250H223V251H221ZM229 250V251H228ZM232 250H234L233 252H232ZM242 250H243V252H242ZM4 251V252H3ZM52 251V252H51ZM58 253H57V252ZM100 251H101V253H100ZM109 251V252H108ZM134 251V252H133ZM143 251V252H142ZM145 251V252H144ZM169 251V252H168ZM180 251V252H179ZM210 251H211V253H210ZM216 251V252H215ZM247 251H249L250 253H251V255H253V256H250V254H249V252H247ZM260 251V252H259ZM262 251V252H261ZM17 252H19V253H17ZM24 252V253H23ZM29 252V253H28ZM33 252L35 253V254H33ZM36 252H40L39 254H40V256H39V254L38 253H36ZM43 252H44V255H43ZM70 252V253H69ZM77 252V253H76ZM95 252V254L96 255H93V253ZM116 252H117V254H116ZM119 252V253H118ZM127 252V253H126ZM146 252H150L151 253V255L149 254H146ZM153 252V253H152ZM163 253L162 255L160 254V253ZM181 252H182V254H181ZM184 252V253H183ZM199 252H200V255H199ZM230 252V253H229ZM232 252V253H231ZM238 253L239 255H241V257L238 255V254H236L235 256H234V254L235 253ZM22 253V254H21ZM46 253V254H45ZM74 253V254H73ZM81 255V257H80V255ZM83 253V254H82ZM85 253V254H84ZM113 253L115 254V256L113 255ZM125 253V255H128L127 256V258H126V256L125 255H123ZM139 253H140V255H139ZM144 253V254H143ZM157 253V254H156ZM222 253V254H221ZM243 253V254H242ZM247 253H248V255H249V257H248V255H247ZM260 253V254H259ZM10 254H12V255H10ZM15 254H17V255H15ZM18 254H19V256H18ZM38 254V255H37ZM51 254V255H50ZM52 254H54V255H52ZM62 254H64L63 256H62ZM72 254V255H71ZM87 254V255H86ZM90 254H91V256H90ZM105 256H104V255ZM110 254V255H109ZM131 254V255H130ZM136 254V255H135ZM155 254V255H154ZM181 254V255H180ZM192 254H194L193 256H192ZM202 254V255H201ZM228 254H230L231 256H229ZM258 254V255H257ZM11 257H10V256ZM73 256V257H71V256ZM75 255H76V257H75ZM78 255V256H77ZM84 255L86 256V257H84ZM93 255V256H92ZM102 255L104 256L103 258H102ZM109 255V256H108ZM118 255V256H117ZM124 256V257H120V256ZM130 255V256H129ZM132 255H135V257L134 256H132ZM138 255H139V257H138ZM157 255V256H156ZM185 255H186V258H188V259H186L185 258ZM190 255H191V257H190ZM225 255V256H224ZM228 255V256H227ZM232 255H233V257H232ZM12 256H14L16 259H18V260H16L14 257L12 258ZM43 256H45V257H43ZM53 256V259H51L50 257H52ZM58 256H59V258H58ZM100 256H101V258H100ZM107 256V257H106ZM112 256V257H111ZM117 256V257H116ZM146 256H148L147 258H146V262L145 261H143V260H145V259H143V257L145 258ZM150 256V257H149ZM156 256V257H155ZM160 256V257H159ZM187 256H189L191 259H192V261L190 260V258L189 257H187ZM224 258H223V257ZM238 256V257H237ZM243 256V257H242ZM258 256V257H257ZM3 257H7V258H4V259H2ZM8 257H9V259H8ZM78 257V258H77ZM80 257V258H79ZM91 257H93L92 259H91ZM95 257H99V258H95ZM106 257V258H105ZM111 257V258H110ZM141 257V258H140ZM166 257V258H165ZM175 257H176V259H175ZM229 257V258H228ZM248 257V258H247ZM12 258V259H11ZM45 258V259H44ZM72 258V259H71ZM88 258H89V260H88ZM119 258H121L119 261H118V259ZM122 258H123V261H122ZM134 258V259H133ZM136 258V259H135ZM137 258H138V260H137ZM161 258V259H160ZM195 258V259H194ZM196 258H198V259H196ZM221 258H223V260L221 259ZM228 258V259H227ZM235 258H238V260H235ZM241 258V259H240ZM252 258V259H251ZM16 261H14V260ZM58 259V260H57ZM69 259V262H67V260ZM82 259V260H81ZM86 259V260H85ZM96 259V260H95ZM100 259V260H99ZM127 259V260H126ZM143 259V260H142ZM165 259L167 260V261H165ZM174 259V260H173ZM233 259V260H232ZM239 259H240V261H244V262H240L239 261ZM255 259H256V261H255ZM2 260H3V262H2ZM40 260V261H39ZM78 260V261H77ZM81 260V261H80ZM125 260V261H124ZM129 260V261H128ZM135 260V261H134ZM154 260V261H153ZM157 260V261H156ZM161 260H163V261H161ZM189 260V261H188ZM224 260H226V262L224 261ZM228 260H232V261H228ZM257 260H260L259 261V263H258V261ZM100 261V262H99ZM116 261V262H115ZM128 261V262H127ZM132 261V262H131ZM134 261V262H133ZM156 261V262H155ZM165 261V262H164ZM171 262V263H169V262ZM186 261H188V263H186ZM195 261H197V262H195ZM203 261L204 262H206V263H203ZM212 261V262H211ZM234 261V262H233ZM237 261V262H236ZM239 261V262H238ZM92 262H94V263H92ZM119 262V263H118ZM125 262V263H124ZM149 262V263H148ZM154 262V263H153ZM168 262V263H167ZM191 262V263H190ZM225 262V263H224ZM113 263H110V264H113ZM264 263V262H263ZM262 263V264H263ZM213 264V263H212ZM215 264V263H214Z\"/></svg>","mask_w":264,"mask_h":264},{"label":"bare ground","instance_id":"6f19581e","mask_svg":"<svg viewBox=\"0 0 264 264\" xmlns=\"http://www.w3.org/2000/svg\"><path fill=\"white\" fill-rule=\"evenodd\" d=\"M7 1H10V0H7ZM7 1H6V2H7ZM34 1H35V0H34ZM46 1H47V0H46ZM68 1H71V0H68ZM95 1L97 2V0H95ZM113 1H114V0H113ZM116 1H117V0H116ZM125 1H128V2H129V0H125ZM125 1H123V2L125 3ZM136 1H137V0H136ZM161 1H162V0H161ZM176 1H177V0H176ZM184 1H185V0H184ZM184 1H183L182 5H183L187 0H186L185 2H184ZM191 1H192V0H191ZM193 1H194V0H193ZM195 1H196V0H195ZM195 1H194V4H196V5H198L199 3L202 2V1L198 2L199 0H197V2H198V4H197V3H195ZM209 1H210V0H209ZM211 1H212V0H211ZM211 1H210V2H211ZM227 1H230V2H231L232 0H227ZM235 1H236V0H235ZM235 1H234V2H235ZM238 1H239V0H238ZM241 1H242V0H241ZM245 1H247V0H245ZM249 1H250V0H249ZM253 1H254V0H253ZM11 2H12V1H11ZM13 2H15V1H13ZM13 2H12V3H13ZM27 2H28V1L26 0V3H27ZM30 2L33 3V1H31V0H30ZM30 2H29V3H30ZM35 2H37V1H35ZM42 2H43L42 4H41L40 2H38V3H40L41 5H43V4H44V1L42 0ZM58 2H59V0L57 1V3H58ZM61 2H63V4H64V3H67L66 1H65V2H64V1H61ZM83 2H84V1H83ZM85 2H86V0H85ZM87 2H88V0H87ZM93 2H94V1L92 0V3H93ZM117 2H118V1H117ZM133 2L135 3V1H133ZM133 2H132V4H129V3H128V4L131 5V7H132ZM177 2H179V1H177ZM181 2H182V0L180 1V3H181ZM189 2H190V1H189ZM206 2H208V0H207ZM206 2H205V3H206ZM225 2H226V1H225ZM225 2L223 3L224 5L221 4L222 2H221L220 4H221L222 6H225V7H226V6H227V3H225ZM232 2H233V1H232ZM232 2H231V3H232ZM239 2H240V1H239ZM247 2H248V1H247ZM247 2H246V3H247ZM255 2H256L257 5L259 4V3H257L258 1H254L253 4H255ZM262 2H263V1H262ZM1 3H2V2H1ZM1 3H0V4H1ZM4 3H5V2H3V4L0 6L1 8H2V6L4 7V5H5ZM7 3H8V2H7ZM12 3L9 2V6H10V4H11V6H12ZM16 3H17V4H15L13 8H15L16 6H17L18 8H21V7H19V4H21V3H19V1L17 2V0H16ZM18 3H19V4H18ZM26 3L24 4V6H22L23 3L21 4V6H22L24 9H25V5H26ZM45 3H47V2H45ZM52 3H53V2H52ZM68 3H69V2H68ZM68 3H67V5H68ZM88 3H91V2L89 1ZM97 3H98V2H97ZM110 3H111V2L109 1V5H108V6H111V5H112V7H113L114 4H111V5H110ZM126 3H127V2H126ZM126 3H125V4H126ZM174 3H175V2H173V4H174ZM180 3H179V4H175L174 6H172V5H173V4H172L171 6L175 8V6H176V5H180ZM187 3H188V1L186 2V4H187ZM190 3L193 4V2H190ZM202 3H203V2H202ZM212 3H213V2H212ZM235 3H238V2H235ZM244 3H245V2H244ZM48 4H49V3H47V5H48ZM59 4H60V2H59ZM59 4H58V6H56L57 8H56V7H55V8H51L52 11H51V10H50V11H51V12H53V11H54V12L57 11L58 8H59ZM63 4H62V6H64ZM71 4H72V3H71ZM71 4H70V5H71ZM73 4H74V2H73ZM82 4H83V3H82ZM94 4H95V2L93 3V5H94ZM102 4H103V3H101V5H102ZM107 4H108V3H107ZM144 4H145V3H144ZM144 4H143V5H144ZM156 4H157V3H156ZM191 4H189V6H187V5L184 4L183 7H184V6H187V7L189 8ZM194 4H193V5H194ZM213 4L216 5V4H218V3H213ZM248 4H250V3H248ZM262 4H263V3H262ZM33 5H34V4H33ZM35 5H36V4H35ZM35 5H34V6H35ZM45 5H46V4H45ZM70 5H69V7L71 8ZM89 5H90V4H89ZM93 5H91L92 8H93ZM98 5H99V4H98ZM149 5H150V4H148V5H144V6H149ZM151 5H153V4H151ZM151 5H150V6H151ZM154 5H155V4H154ZM157 5L160 6V9H161V7H163L162 5H165V2H163V4L160 3V5H159V4H157ZM167 5H168V3H167ZM169 5H170V4H169ZM199 5H200V4H199ZM201 5H202V4H201ZM203 5L206 6V7H208V6H207L208 3H207V5H206V4H203ZM209 5H211V4L209 3ZM228 5H229V4H228ZM259 5H261V4H259ZM259 5H258V6H259ZM9 6H8V7H9ZM38 6H39V5H38ZM38 6L36 5V9L38 8ZM60 6H61V4H60ZM72 6H76V5H72ZM80 6H81V4H80ZM80 6H79V7H76V8H77V9L79 8V10L81 11V9H83V8H81ZM83 6H86V4L83 5ZM91 6H89V7H91ZM108 6L106 5V8H107ZM127 6H128V5H127ZM127 6H126V7H127ZM135 6L137 7V5H135ZM135 6H133V7H135ZM141 6H142V5H141ZM180 6H181V5H180ZM204 6H203V7H204ZM236 6H237V5H236ZM241 6H243V5L241 4ZM245 6H246V4H245ZM8 7H7V8H8ZM29 7H30V6H29ZM29 7H28V10H29ZM39 7H40V6H39ZM43 7H44V5H43ZM43 7H41V9H40V8H38V9L43 11V10L45 9V8L42 9ZM45 7H46V6H45ZM97 7H98V6H97ZM97 7H96V8H97ZM104 7H105V6H104ZM114 7H115V6H114ZM120 7H121V6H120ZM123 7H124V5H123ZM126 7L124 8V9H125V12H126V10L128 9V8L126 9ZM129 7H130V6H129ZM172 7H171V8H172ZM181 7H182V6H181ZM192 7H193V6H192ZM215 7H219V4H218L217 6H215ZM238 7H239V5H238ZM249 7H250V6H249ZM251 7H252V6H251ZM23 8H22V9H23ZM32 8H34V7H32ZM32 8H31V11H34V10H32ZM46 8H47V7H46ZM65 8L68 9V7H65ZM65 8L63 7L61 10H59V11H57V12H60V11H62V10L65 9ZM87 8H88V7H87ZM92 8H91V9H92ZM94 8H95V7H94ZM102 8H103V5L100 7V9L102 10ZM106 8H103V11H106V10H105ZM108 8H109V7H108ZM108 8H107V9H108ZM115 8H116V7H115ZM115 8H113V10H114ZM141 8H142V7H141ZM154 8H155V6H154ZM154 8H153V9H154ZM158 8H159V7H158ZM166 8H168V7H166V5H165V9H166ZM185 8H186V7H185ZM194 8H196V7L194 6ZM197 8H198V7H197ZM197 8H196V9H197ZM213 8H214V7H213ZM240 8H241V7H240ZM246 8H248V7L246 6ZM257 8H258V7H257ZM8 9H9V8H8ZM11 9H12V8H11ZM11 9H10V10H11ZM22 9H20V10H22ZM26 9H27V8H26ZM53 9H55V10H53ZM72 9H73V8H72ZM72 9H70V10L72 11ZM89 9H90V8H89ZM142 9H143V8H142ZM209 9H210V8H209ZM209 9H206V10H209ZM211 9H212V8H211ZM215 9H216V8H214V10H215ZM223 9H224V7H223ZM251 9H253V8H251ZM10 10H9V11H10ZM13 10H14V9H13ZM16 10H17V9H16ZM20 10L18 9L17 11H20ZM28 10H27V11H28ZM45 10H46V9H45ZM68 10H69V9H68ZM70 10L68 11L69 15H70V13H71ZM75 10H76V9H75ZM75 10L73 9V12H72L73 15L75 14V13H74ZM86 10H87V9H86ZM93 10H94V9H93ZM110 10H111V8H110ZM130 10L133 11V10H137V9L130 8ZM155 10H156V9H154V12H155ZM181 10H183V9H181ZM188 10H189V9H188ZM188 10H187V11H188ZM190 10H191V9H190ZM202 10L205 11L204 8H203ZM202 10H200V11H202ZM217 10H219V8H217ZM217 10H215V11H217ZM236 10H237V9H236ZM5 11H6V8H5ZM9 11H8V12H9ZM17 11H15V12H17ZM31 11H29V13H30ZM46 11H47V10H46ZM48 11H49V9H48ZM48 11H47V12H48ZM82 11H83V10H82ZM98 11H99V8H98ZM103 11H102V12H103ZM108 11H109V9H108ZM108 11H107V12H108ZM111 11H112V10H111ZM116 11H117V10H116ZM120 11H121V13H122V11H124V10L121 9ZM127 11H128L129 13H133L132 11H131V12H130L129 10H127ZM159 11H160V10H159ZM166 11H167V9H166ZM166 11H165V13L168 12V11H167V12H166ZM169 11H170V9H169ZM183 11H184V10H183ZM194 11H195V10H194ZM203 11H202V12H203ZM215 11H214V12H215ZM234 11H235V10H234ZM1 12H3V11H1ZM13 12H14V11H13ZM13 12H12V13H13ZM47 12H45V13L47 14ZM62 12H64V11H62ZM76 12H77V11H76ZM84 12H85V10H84ZM84 12H83V13H84ZM90 12H91V10L89 11V13H90ZM107 12H106V14H107ZM137 12H138V11H137ZM154 12H153V13H154ZM172 12H173V10H172ZM172 12H171V13H172ZM209 12H210V10H209ZM223 12H224V11H223ZM263 12H264V11H263ZM263 12H262V13H263ZM4 13H5V12H4ZM4 13H3V14H4ZM6 13H7V12H6ZM12 13H11V14H12ZM21 13H22V12H20V14H21ZM25 13H26V12H25ZM29 13H28V14H29ZM37 13H38V12H37ZM45 13H44L43 15H46ZM55 13H56V12H55ZM72 13H71V14H72ZM92 13H93V11H92ZM92 13H91V14H92ZM112 13H113V12H112ZM129 13H128V15H129ZM144 13H145V12H144ZM147 13L149 14V12H146V14H147ZM151 13H152V12H151ZM157 13H158V12H157ZM169 13H170V12H169ZM169 13H167V14H169ZM190 13H191V12H190ZM200 13H201V12H200ZM200 13H199V14H200ZM203 13H204V12H203ZM205 13H206V11H205ZM211 13H212V12H211ZM211 13H210L211 16L216 15V12H215V14H213V15H212ZM220 13H222V11H221ZM225 13H227V12H225ZM225 13H224V14H225ZM231 13H232V12H231ZM236 13H237V11H236ZM260 13H261V12H260ZM8 14H9V13H8ZM8 14H7V15H8ZM16 14L19 15L18 13H16ZM23 14H24V12H23ZM40 14H41V11L39 12V15H40ZM48 14H49V12H48ZM60 14H62V15L65 17L64 14H66V13L64 12V14H63V13H60ZM60 14H59V15H60ZM80 14H81V12H80ZM80 14H79V15H80ZM85 14H86V13H85ZM95 14H96V13L94 12V15H95ZM134 14H135V13H134ZM155 14H156V13H155ZM155 14H154V15H155ZM197 14H198V13H197ZM218 14H219V13H218ZM227 14H228V13H227ZM229 14H230V13H229ZM233 14H235V12H234ZM237 14H238V13H237ZM254 14H256V13H254ZM13 15H14V14H13ZM13 15H9V17H10V16L12 17ZM17 15L15 16V18H16V19H19L18 17L20 16V19H21V15H19L18 17H17ZM30 15H31V14H29V16L27 15V16H28V19H30V18L33 19L34 16L31 15V16H32V17H31ZM35 15H36V14H35ZM51 15H52V14H51ZM51 15H50V16H51ZM62 15H60L61 18H62ZM73 15H71V17H72ZM77 15H78V14H77ZM77 15H76V16H77ZM81 15L83 16V14H81ZM92 15H93V14H92ZM92 15H91V16H92ZM98 15H99V14H98ZM124 15H125V14H124ZM124 15H121V14H120V18H121V16H124ZM126 15H127V14H126ZM136 15H137V14H136ZM200 15H201V14H200ZM219 15H220V14H219ZM222 15H223V14H222ZM222 15H221V18H222ZM239 15H241V14H239ZM246 15H247V14H246ZM257 15H259V14H257ZM4 16H5V15H4ZM25 16H26V14H25ZM57 16H58V15H57ZM89 16H90V14H89ZM89 16H88V17H89ZM91 16H90V17H91ZM111 16H112V15H111ZM117 16H118V15H117ZM145 16H146V15H145ZM145 16H144V17L141 16V17L144 18V19H143L144 21H147V19H145ZM149 16H150V14H149ZM152 16H153V15H152ZM156 16H157V15H155V17H156ZM166 16H167V15H166ZM169 16H170V14H169ZM169 16H167L166 19H168ZM184 16H185V15H184ZM204 16H205V15H204ZM207 16H208V15H207ZM217 16H218V15H217ZM217 16H216V17H217ZM228 16H229V15H228ZM252 16H254V15H252ZM9 17H8V19L10 20ZM60 17H59V18H60ZM74 17H75V15H74ZM112 17H113V16H112ZM129 17H131V15H129ZM141 17H140V18H141ZM177 17H178V16H177ZM226 17H227V16H226ZM249 17H251V16H249ZM256 17H257V16H256ZM12 18H13V17H12ZM12 18H11V20H12ZM15 18H14V20H15ZM23 18H24V17H23ZM23 18H22V19H23ZM37 18H38V17H37ZM41 18H42V17H41ZM41 18H39V19H36V18H35V19H36V23L34 22V21H35L34 19H33V20L31 19L32 22L29 20V24H30V25H28V22H26V21H28V19H27V17H26L25 22L22 20L23 23H26V24H27V25H25V26H26V27H25L26 29L23 28L24 26H23V27L21 26L23 29H22V30L20 29V30H21V31H24V30H25L24 32L30 30V32H31V30H33V26H34L33 24L35 23V24L37 25V22H40V21H37V20H41ZM50 18H51V17H50ZM59 18H58V19H59ZM65 18H67V17H65ZM65 18H62V20H60V21H59L58 19H57V20H56V19H53V20H55L54 22H58V21H59V24H60L61 22H63V24H64V21H66V20H63V19H65ZM78 18H80V17H78ZM82 18H83V17H82ZM95 18H97V17H95ZM103 18H104V17H103ZM113 18H115V17H113ZM117 18H119V16H118ZM152 18H153V17H152ZM159 18H161V17H159ZM159 18H158V19H159ZM164 18H165V17H164ZM172 18H173V17H171V19H172ZM199 18H200V16H199ZM214 18H215V16L212 17V20H213ZM217 18H218V17H217ZM235 18H236V17H235ZM237 18H240V17L238 16ZM242 18H243V17H242ZM246 18L248 19V16H247ZM251 18H252V17H251ZM253 18H254V17H253ZM3 19H4V18H3ZM5 19H6V18H5ZM8 19L6 20V22H5V20H1L2 22H1L0 27L2 26V23H3L4 25H5V24H8L7 26H8L9 28H11V26H9V24H11V23H9L10 21H8ZM20 19H19V20H20ZM24 19H25V18H24ZM70 19H71V18H70ZM70 19H69V20H70ZM75 19H76V18H75ZM85 19L87 20L86 17H85ZM97 19H98V18H97ZM97 19H95V20H97ZM108 19H109V17H108ZM125 19H127V18L125 17ZM129 19H130V18H129ZM166 19H165V20H164V19H163V20L160 19V21L162 20V22H163V21H166ZM171 19H170V22H171ZM174 19H177V18L174 17ZM174 19H173V21L175 22L176 20H174ZM188 19L190 20V18H188ZM188 19H185V20H187V22H189ZM191 19H192V20L194 19V21H195V17H193V18H191ZM14 20H13V21H14ZM53 20H51V21H53ZM67 20H68V19H67ZM71 20L73 21L74 19H71ZM71 20H70V21H71ZM78 20L80 21V19H78ZM78 20H77V22H78ZM91 20H92V19H91ZM103 20H105V19H103ZM110 20H113V19H111V17H110L109 21H110ZM123 20H124V19H123ZM123 20H122V21H123ZM136 20L138 21V18H137ZM136 20H135V21H136ZM149 20H150V19H149ZM154 20H156L155 23L159 21V20H157V18L154 19ZM154 20H153V23H154ZM181 20H182V21H185V20H183V19H181ZM181 20H180V19H179V20L177 19V21H179V23H180ZM192 20H191V21H192ZM227 20H228V19H227ZM229 20H230V19H229ZM234 20L240 22L239 19H238V20H237V19H234ZM250 20H251V19H250ZM250 20H248V21L250 22ZM256 20H257V19H256ZM3 21H4L5 23H4ZM13 21H11V22H13ZM15 21H16V20H15ZM22 21L20 20V22H22ZM41 21H42V20H41ZM72 21H71V22H72ZM87 21H88V20H87ZM101 21H102V20H101ZM101 21H100V22H101ZM114 21H115V20H114ZM114 21H113V22H114ZM141 21H142V20H141ZM173 21H172V23H174ZM177 21H176V23H177ZM182 21H181V25H182ZM194 21H193V22H194ZM217 21H218V20H217ZM232 21H233V19H232ZM236 21H235V23H236ZM243 21H246V20H243ZM243 21H242V22H243ZM7 22H8V23H7ZM30 22H31V23H30ZM45 22H46V21H45ZM66 22H67V21H66ZM73 22H74V21H73ZM88 22H89V21H88ZM104 22H105V21H104ZM104 22H103V23H104ZM116 22H117V21H116ZM118 22H119V20H118ZM148 22H149V21H148ZM170 22H169V23H170ZM199 22H201V21H199ZM233 22H234V21H233ZM246 22H247V21H246ZM263 22H264V21H263ZM23 23H22V24H23ZM75 23H76V22H75ZM90 23H91V22H90ZM105 23H107V22H105ZM108 23H109V22H108ZM110 23H111V21H110ZM114 23H115V22H114ZM120 23H121V21H120ZM142 23H143V22H142ZM159 23H161V22H159ZM164 23H165V22H164ZM172 23H171V24H172ZM179 23H178V24H179ZM221 23L223 24V22H221ZM235 23H234V24H235ZM237 23H238V22H237ZM259 23H260V22H259ZM259 23H258V24H259ZM261 23H262V22H261ZM12 24H13V25H12L11 30H9V28H6L7 26H6V27L4 26L5 29H6V31H11V32H10V33H11L10 35L13 34V28L15 27V25H14L15 23H12ZM19 24H21V23H19ZM19 24H16L17 26H16L15 28H17ZM31 24H32L33 26H32ZM42 24H43V22H42ZM59 24H58L57 26L60 27L62 24H61V25H59ZM71 24L73 25V23H70V24H68V25H71ZM86 24H87V22H86ZM86 24H85V25H86ZM92 24L95 25V23H92ZM96 24H99V23H96ZM137 24H138V23H137ZM149 24H150V22H149ZM151 24H152V21H151ZM178 24H177V25L175 24V25H176V26H181L180 24H179V25H178ZM191 24H193V23H190V26H191ZM196 24H199V23H196ZM196 24H195V25H196ZM224 24H225V23H224ZM238 24L240 25V23H238ZM238 24H237V25H238ZM255 24H257V23H255ZM38 25L40 26L41 24H38ZM38 25H37V26H38ZM43 25H45V23H44ZM43 25H42V26H43ZM75 25H78V24H75ZM75 25H73V27H74ZM105 25H107V24H104V26H105ZM153 25H154V24H153ZM155 25H156V24H155ZM175 25H174V26H175ZM184 25H186L185 22H184ZM187 25L189 26V24H187ZM216 25H217V24H216ZM220 25H221V24H220ZM229 25H232V22H229ZM241 25H242V24H241ZM244 25H247V24L245 23ZM244 25H242V26H244ZM252 25H253V24H252ZM262 25H263V24H262ZM13 26H14V27H13ZM19 26H20V25H19ZM27 26H32V28L30 27V28L27 30ZM39 26H38V27H39ZM53 26H54V25H53ZM53 26H52V28H53ZM65 26H67V24H66ZM87 26H91V24H90V25H87ZM98 26H101V24H100V25H97L96 28H95L94 26H92V27H94L95 29L98 28L97 31L99 32V27H98ZM104 26H103V24H102V27H101V28H103ZM116 26H117V24H116ZM116 26L114 25V27H116ZM142 26H143V25H142ZM146 26H147V25H146ZM172 26H173V25H172ZM196 26H197V25H196ZM196 26H194V27H196ZM199 26H200V25H199ZM250 26H251V25H250ZM254 26H255V25H254ZM4 27H2V29H0V31H1L2 33H3V31H5V30L3 29ZM38 27L34 28V29L36 30V32L38 31ZM43 27H44V29H45L47 26H46V27L43 26ZM43 27H42V28H43ZM59 27H58L57 29L61 31V29H59ZM68 27H72V26H67V28H68ZM83 27L86 28V26H82V28H83ZM105 27H107V26H105ZM105 27H104V29H105ZM110 27L113 28V25H111ZM147 27L149 28V25H148ZM147 27H146V28H147ZM150 27H151V26H150ZM191 27H192V26H191ZM200 27H202V25H201ZM200 27H198V28H200ZM216 27H217V26H216ZM216 27H215V28H216ZM219 27H220V26H219ZM222 27H223V26H222ZM233 27H234V26H233ZM248 27H249V25H248ZM18 28H19V27H18ZM47 28H48V27H47ZM50 28H51V27H49V29H50ZM79 28L81 29V27H79ZM90 28H91V27H90ZM90 28H89V29H90ZM107 28H108V27H107ZM107 28H106V30H108ZM112 28H111V29H112ZM180 28H181V27H180ZM189 28H190V27H189ZM189 28H188V30H189ZM205 28H207V27H205ZM209 28H210V26H209ZM228 28H231V27L228 26ZM250 28H251V27H250ZM254 28H255V27H254ZM7 29H8V30H7ZM44 29H42V30H44ZM63 29H64V28H63ZM70 29H72V28H70ZM89 29H88V30H89ZM131 29H132V28H131ZM138 29H139V28H138ZM190 29H191V28H190ZM201 29H202V28H201ZM210 29H211V28H210ZM212 29H213V28H212ZM212 29H211L210 31H212ZM231 29H232V28H231ZM251 29H252V28H251ZM251 29H250L249 31H251ZM260 29H261V28H260ZM2 30H3V31H2ZM88 30H87V31H88ZM90 30H91V29H90ZM90 30H89V31H90ZM102 30H103V29H102ZM118 30H120V29L118 28ZM136 30H137V29H135L134 33L136 32ZM142 30H143V29H142ZM146 30H147V29H146ZM152 30H153V28L151 29V31H152ZM154 30H155V29H154ZM218 30H219V29H218ZM252 30H253V29H252ZM254 30H255V29H254ZM254 30H253V31H254ZM257 30H258V29H257ZM15 31H16V30H15ZM17 31H18V29H17ZM17 31H16L14 34H16ZM21 31H20V32H21ZM46 31L48 32L47 29H46ZM51 31H52V30H51ZM55 31H56V29H55ZM55 31H54V32H55ZM85 31H86V30H84V31H82V32H85ZM89 31H88V32H89ZM93 31H94V29H93ZM108 31H109V30H108ZM112 31H113V29H112ZM114 31H115V30H114ZM138 31H140V29H139ZM147 31H148V30H147ZM190 31H191V30H190ZM202 31H203V30H202ZM206 31H207V30H206ZM208 31H209V30H208ZM213 31H214V30H213ZM223 31H224V30H223ZM42 32H43V31H42ZM42 32H41L40 34H38V35H40L39 38H41V39H42L41 35H43V39H42V40H44V39H45V38H44V35H45V34H43ZM49 32H50V31H49ZM49 32H48V33H49ZM58 32H59V31H58ZM63 32H64V31H63ZM91 32H92V31H91ZM100 32H101V29H100ZM115 32H116V31H115ZM119 32H120V31H119ZM124 32H127V31L124 30ZM131 32H132V31H131ZM131 32H130V33H131ZM153 32H154V31H153ZM153 32H152V33H153ZM198 32H199V30H198ZM198 32H197V33H198ZM216 32H217V31H216ZM219 32H220V31H219ZM245 32H246V31H245ZM6 33H7V32H6ZM6 33H5V34H6ZM26 33L28 34L29 32H26ZM26 33H25V34H26ZM33 33H34V30H33ZM38 33H39V31H38ZM44 33H45V32H44ZM50 33H51V32H50ZM52 33H53V31H52ZM77 33H78V32H77ZM128 33H129V31H128ZM132 33H133V32H132ZM197 33H196V34H197ZM208 33L210 34V32H208ZM248 33H249V32H248ZM5 34H3V35H5ZM19 34H22V32L19 33ZM19 34L17 33V36H19ZM27 34H26V35H27ZM34 34H35V33H34ZM34 34H33V36H36V35H34ZM46 34H47V33H46ZM57 34H58V33H57ZM111 34H112V33H111ZM119 34H121V32H120ZM164 34H165V33H164ZM200 34H201V33H200ZM203 34H204V33H202V35H201L202 37L204 36ZM209 34H208V36H206V37H211L212 34H211V35H209ZM220 34H221V32H220ZM7 35H8V34H7ZM28 35H32V34L29 33ZM28 35H27L28 39L32 37V36L29 37ZM48 35H49V34H47V36H48ZM51 35H52V34H51ZM51 35H50V37H51ZM113 35L115 36L116 34H113ZM121 35H122V34H121ZM121 35H120V36H121ZM133 35H134V34H133ZM133 35H132V36H133ZM47 36H46V38H47ZM53 36H55V35H53ZM83 36H84V35H83ZM83 36H82V38H83ZM107 36H108V35H107ZM117 36H118V33H117ZM132 36L129 35V37H131L129 40L132 39ZM151 36H152V35H151ZM191 36H193V35H191ZM212 36H213V35H212ZM239 36H241V35H239ZM255 36H256V35H255ZM13 37H16V35L12 36V38H11V36H10L11 39H13ZM19 37H20V38H21V37L25 38L26 36H25V35H24V36H21V35H20ZM50 37L48 36L49 39H50ZM55 37H56V36H55ZM104 37H106V35H104ZM109 37H110V36H109ZM122 37H123V36H122ZM134 37H135V36H134ZM146 37H147V36H146ZM148 37H149V36H148ZM157 37H158V36H157ZM196 37H197V36H196ZM198 37H199V36H198ZM236 37H237V36H236ZM248 37H249V36H248ZM10 38L7 37L6 39H10ZM17 38H18V37H17ZM20 38H18V39L20 40ZM36 38H37V37H36ZM36 38H34V39H36ZM48 38H47V39H48ZM53 38H54V37H53ZM53 38H51V41L53 40ZM56 38H57V37H56ZM56 38H54L56 41H57V39L61 41V39H59V38L56 39ZM84 38L86 39L87 37L85 36ZM98 38H101V37L98 36ZM98 38H97L96 40L92 39V42L99 40ZM106 38H107V37H106ZM116 38H118V37H115V38H114V41L116 40ZM124 38H125V37H124ZM137 38L139 39V37H137ZM144 38H145V37H144ZM189 38H190V37H189ZM220 38H221V40H223L221 36H220ZM223 38H224V37H223ZM234 38H235V37H234ZM234 38H231V39H234ZM25 39H27V38H25ZM28 39H27V40H28ZM34 39H32V40L30 39L31 44H32V43L35 44L34 42H32ZM41 39H40L39 41H41ZM49 39H48V40H49ZM66 39H67V38H66ZM85 39H83V40L85 41ZM104 39H105V38H104ZM149 39H150V38H149ZM149 39H148V40H149ZM157 39H158V38H157ZM182 39H183V38H182ZM200 39L202 40V38H200ZM211 39H212V38H211ZM229 39H230V38H229ZM235 39H236V38H235ZM235 39H234V40H235ZM237 39H238V38H237ZM4 40H5V39H4ZM13 40H14V39H13ZM16 40H17V39H16ZM55 40H53V41H54V44L56 43ZM63 40H65V39H63ZM63 40H62V41H63ZM78 40H80V42L82 41L81 38L78 39ZM78 40H77V41H78ZM93 40H94V41H93ZM101 40H103V36H102V38L100 39V41H101ZM109 40H110V38H109ZM112 40H113V39H112ZM112 40H111V41H112ZM134 40H135V39H134ZM136 40H137V39H136ZM164 40L166 41L167 39H164ZM179 40H180V39H179ZM185 40H186V39H185ZM189 40H190V39H189ZM191 40H193V39H191ZM5 41H6V40H5ZM10 41H11V40H10ZM23 41L25 42V40H23ZM34 41H35V40H34ZM60 41H59V45H60V43H62V42H60ZM77 41H76V42H77ZM90 41H91V40H90ZM106 41H107V40H106ZM106 41H105V42H106ZM111 41H110V42H111ZM132 41H133V40H132ZM137 41H138V40H137ZM139 41H143V39H142V40H139ZM146 41H147V40H146ZM153 41H154V39H153ZM158 41H159V40H158ZM186 41L188 42V40H186ZM214 41H215V40H214ZM227 41H228V40H227ZM227 41H226V42H227ZM232 41H233V40H232ZM0 42H1V41H0ZM12 42H13V41H12ZM16 42H17V41H16ZM26 42H27V41H26ZM26 42H25V44L27 45ZM45 42H46V41H45ZM45 42H44V43H45ZM57 42H58V41H57ZM65 42H66V40H65ZM65 42H63V43H65ZM107 42H108V41H107ZM107 42H106V43H107ZM110 42H109V45H110ZM118 42H119V40L116 42V44L113 43V42H111V44L113 43V44H115V46H116ZM148 42H149V41H148ZM148 42H147V44H148ZM151 42H152V40H151ZM184 42H185V41H184ZM184 42H183V43H184ZM190 42L193 43V41H190ZM197 42H198V38H197ZM197 42H196V43H197ZM202 42H203V41H202ZM209 42H210V41H209ZM209 42H208V43H209ZM226 42H225V43H226ZM1 43H2V42H1ZM3 43H5V42H3ZM18 43H19V42H18ZM36 43H38V42H36ZM39 43H40V42H39ZM39 43H38V44H39ZM46 43H47V42H46ZM101 43H102V42H101ZM101 43H100V44H101ZM106 43H105V46H108V45H106ZM134 43H136V42H134ZM141 43H142V42H141ZM145 43H146V42H145ZM194 43H195V42H194ZM205 43H206V42H205ZM208 43H207V44H208ZM213 43H214V42H213ZM221 43H222V42H221ZM241 43L243 44V42L237 43V44H238L237 47H240V46H241ZM248 43H249V42H245L244 44H246V46H247ZM251 43H252V42H251ZM19 44H20V43H19ZM25 44H23L24 47H25ZM40 44H41V43H40ZM47 44H49V43H47ZM66 44H67V43H66ZM82 44H83V42H82ZM82 44H80V45H82ZM91 44H92V43L90 42V46H91ZM93 44H94V43H93ZM95 44H96V42H95ZM98 44H99V43H98ZM119 44H120V43H119ZM119 44H118V45H119ZM139 44H140V42H139ZM147 44H146V47H148ZM149 44H150V43H149ZM149 44H148V45H149ZM181 44H182V42H181ZM184 44H185V43H184ZM199 44H200V43H199ZM199 44H198V46H199ZM201 44H202V43H201ZM207 44H205V45H207ZM239 44H240V45H239ZM1 45H2V44H1ZM3 45H4V44H3ZM11 45L13 46L14 44L11 43ZM15 45H16V44H15ZM21 45H22V44H21ZM44 45H45V44H44ZM51 45H53V44H50V46H51ZM76 45L78 46L77 43H76ZM76 45H75V46H76ZM121 45H122V44H121ZM140 45H142V44H140ZM140 45H139V46H140ZM210 45H211V44H210ZM210 45H209V47H210ZM7 46H8V45H7ZM32 46H33V45H32ZM34 46H35V45H34ZM63 46H64V44H63ZM65 46H66V45H65ZM70 46H71V45H70ZM127 46H128V45H127ZM127 46H126V49H127L126 53H125V51H124V53H123V54L126 55V56L124 55L125 58H126L127 56L130 57L129 55H127V53H128V48H127ZM179 46H180V45H179ZM186 46H188V44H187ZM192 46H193V45H192ZM194 46H195V45H194ZM207 46H208V45H207ZM212 46H213V44H212ZM1 47H2V46H1ZM1 47H0V48H1ZM24 47H23V48H24ZM38 47H40V46H37L36 48H38ZM44 47H45V46H44ZM73 47H74V45H73ZM109 47H110V49L113 48V47L111 48V45H110ZM118 47H119V46H118ZM118 47H117V48H118ZM129 47H131V46L129 45ZM141 47H145V45H144V46H140V48H141ZM190 47H191V46H190ZM195 47L197 48V46H195ZM3 48H4V47H3ZM12 48H13V47H12ZM17 48H18V47H17ZM40 48H41V47H40ZM69 48H70V47H69ZM93 48H94V46H93ZM93 48L90 47V52H91V49H93ZM184 48H185V47H184ZM184 48H183V50H184ZM198 48H199V47H198ZM200 48H201V47H200ZM200 48H199V49H200ZM204 48H205V47H204ZM243 48H244V47H243ZM247 48H249V47L247 46ZM5 49H6V48H5ZM8 49H9V47H8ZM10 49H11V48H10ZM29 49H30V48H29ZM38 49H39V48H38ZM41 49H42V48H41ZM41 49H39V50H41ZM46 49H47V47H46ZM46 49H44V51H45ZM48 49H49V48H48ZM67 49H68V45H67ZM71 49H73V50H72L71 53H69L70 55L67 54V55L70 56V58L74 56V55L72 54V53H74L73 51H76L75 53L78 52L77 50H75L76 47H75V49H74V48H70V50H71ZM88 49H89V48L87 47L86 50H88ZM124 49H125V48H124ZM130 49H131V50H134V48H133V49L130 48ZM136 49H137V48H136ZM141 49H142V51H144V50H143L144 48H141ZM146 49H148V51H149V48H146ZM153 49H154V48H153ZM173 49H175V47H174ZM179 49H180V48H179ZM205 49H206V48H205ZM215 49H216V48H215ZM240 49H242V48H240ZM78 50H79V49H78ZM81 50H82V48H81ZM108 50H109V49H108ZM138 50H140L139 47H138ZM156 50H158V49H156ZM181 50H182V49L179 50V53H180ZM206 50H207V49H206ZM209 50H210V49H209ZM227 50H228V49H227ZM231 50H232V49H231ZM36 51H37V50H36ZM36 51H35V52H36ZM41 51H43V49H42ZM41 51H39V52H41ZM66 51H67V50H65L64 52L66 53ZM83 51H84V50H83ZM92 51H93V50H92ZM142 51H141V52H142ZM153 51H154V50H153ZM153 51H152V52H153ZM173 51H174V50H173ZM173 51H171V52H173ZM175 51H176V50H175ZM197 51H198V50H196V52H197ZM200 51L202 52V50H200ZM204 51H205V50H204ZM255 51H257V49H255ZM258 51H259V50H258ZM22 52H25V50H23ZM22 52H21V54H22ZM33 52H34V51H33ZM35 52H34V53H35ZM47 52H48V51H45V54H47ZM67 52H69V51H67ZM87 52H88V51H86V54H87ZM145 52H147V50H146ZM168 52H169V51H168ZM171 52H170V53H171ZM176 52L178 53V50H177ZM205 52H206V51H205ZM208 52H209V51H208ZM234 52H235V50H234ZM6 53H7V51H6ZM10 53H11V52H10ZM10 53H9V54H10ZM14 53H17V52H14V51H13L12 54L15 55ZM36 53H37V52H36ZM49 53H50V51H49ZM62 53H63V52H62ZM81 53H83V52L81 51ZM94 53H95V52H94ZM131 53H133V52H131ZM131 53H130V51H129V54H130V55H132ZM142 53H143V52H142ZM148 53H149V52H148ZM156 53H157V52H156ZM166 53H167V52H166ZM166 53H164V54L166 55ZM170 53H169V54H170ZM179 53H178V54H179ZM203 53H204V52H203ZM232 53H233V51H232ZM260 53H261V52H260ZM260 53H259V54H260ZM3 54H4V52H3ZM3 54H1L0 56H2ZM17 54H18V53H17ZM21 54H20V55H21ZM23 54H24V53H23ZM30 54H31V53H30ZM42 54H44V53L42 52ZM45 54H44V55H45ZM50 54L52 55V52H51ZM71 54H72V55H71ZM77 54H78V53H77ZM90 54H91V53H90ZM107 54H109V53H107ZM113 54H114V53H113ZM113 54H111V55H113ZM134 54H135V51H134ZM162 54H163V52H162ZM162 54H161V55H162ZM169 54H168L167 57H169ZM172 54H174V52H173ZM204 54H205V53H204ZM206 54H207V53H206ZM261 54H262V53H261ZM18 55H19V54H18ZM18 55H16V56H18ZM24 55H27V56H28V52H27V54H24ZM24 55H23V57L20 59L21 61L24 59ZM51 55H48V56H51ZM54 55H55V54H54ZM54 55H53L52 57L56 59V58H57L56 55H58V54H56L55 57H54ZM59 55H62V54H59ZM59 55H58V56H59ZM64 55H65V54H64ZM64 55H63V56H64ZM101 55H103V54H101ZM115 55H116L115 57H116L117 59H118V57H120V55H118V56H117V54H115ZM121 55H122V54H121ZM135 55H136V54H135ZM137 55H138V53H137ZM159 55H160V54H159ZM165 55H164V56H165ZM4 56H6V55L4 54ZM11 56H12V55L10 54V57H11ZM16 56H15V57H16ZM21 56H22V55H21ZM21 56H20V57H21ZM27 56H25V57L27 58ZM48 56H47V57H48ZM69 56H68V57H69ZM92 56H93L92 58L94 59V55H92ZM99 56H100V55H99V53H98V56H97V57H99ZM109 56H110V55H109ZM122 56H123V55H122ZM122 56H121V57H122ZM174 56H175V55H174ZM207 56H208V55H207ZM207 56H205V57H207ZM10 57H9V58H10ZM37 57H38V56H37ZM52 57H51V58H52ZM65 57H67V56H65ZM65 57H64L65 61H63V62L66 63L67 61H66V58H65ZM87 57H88V56H87ZM103 57H104V56H103ZM124 57H123V58H124ZM154 57H156V56H154ZM210 57H211V56H210ZM231 57H232V56H231ZM231 57H230L229 59H231ZM5 58H6V57H4L2 60H5ZM29 58H30V57H29ZM51 58H48V59H50V62H51ZM60 58H62V56H59V59H60ZM70 58H69V59H70ZM73 58H75V57H73ZM88 58H91V55H90V57H88ZM92 58H91V59H92ZM106 58H108V57H106ZM134 58H135V57H134ZM150 58H151V57H150ZM157 58H158V55H157V57H156V61H157ZM202 58H204V57H202ZM202 58H201V59H202ZM220 58H221V57H220ZM223 58H224V57H223ZM262 58H263V56H262ZM62 59H63V58H62ZM62 59H60V60H62ZM64 59H63V60H64ZM71 59H72V58H71ZM93 59H92V61H93ZM104 59H105V58H104ZM119 59H120V58H119ZM119 59H118V60H119ZM131 59H132V58H131ZM154 59H155V58H154ZM164 59H165V58H164ZM164 59H161V60H164ZM194 59H195V58H194ZM205 59H206V58H205ZM216 59H217V58H216ZM232 59H233V58H232ZM263 59H264V58H263ZM0 60H1V58H0ZM6 60H7V59H6ZM12 60H13V59H12ZM16 60H18V58H17ZM26 60H27V59H26ZM74 60H75V59H74ZM89 60H90V59H89ZM89 60H88V61H89ZM111 60H112V59H111ZM118 60H117V61H118ZM122 60H123V59H122ZM122 60H121V61H122ZM127 60H128V59H127ZM152 60H153V59H152ZM173 60H174V59H173ZM24 61H25V60H23V63H24ZM92 61H91V63H92ZM117 61L115 60V61H113V62H111V63L114 64V63L116 62V64H117V63H118ZM119 61H120V60H119ZM129 61H130V59H129ZM180 61H181V60H180ZM187 61H190V60H187ZM201 61H202V60H201ZM201 61H200V62H201ZM214 61H215V60H214ZM216 61H218V60H216ZM225 61L228 62L227 60H223L222 63H221L220 61H219V62L221 63V65H223V64L225 63ZM231 61H232V60H231ZM231 61H230V62H231ZM245 61H246V60H245ZM250 61H252V60L250 59ZM263 61H264V60H263ZM2 62L4 63V61H2ZM7 62H8V61H7ZM7 62H5V64H6ZM13 62H16V61L13 60ZM13 62H12V63H13ZM69 62L71 63L72 61H69ZM96 62H97V61H96ZM170 62H172V61H170ZM175 62L178 64V59L175 60ZM175 62H174V63H175ZM212 62H213V61H212ZM240 62L243 63V61H240ZM247 62L249 63V65H251L250 63H252V62H249V61H247ZM0 63H1V62H0ZM8 63H9V62H8ZM10 63H11V62H10ZM10 63H9V65H7V64H6V65L9 67V66H10ZM25 63H26V62H25ZM25 63H24V64H25ZM94 63H95V62H94ZM94 63H93V64H94ZM108 63L110 64L109 61H108ZM120 63H121V62H120ZM125 63H126V62H125ZM128 63H129V65H130V67H131L130 62H127L126 64H128ZM160 63H162V62H160ZM174 63H173V64H174ZM181 63H182V62H180V64H181ZM185 63H186V62H185ZM185 63H184V64H185ZM187 63H188V62H187ZM189 63H191V61H190ZM205 63H206V62H205ZM232 63H233V64H232ZM232 63H229V64H230V65L232 64L231 66L234 67L235 62H232ZM236 63H237V62H236ZM259 63L261 64V62H257V64H259ZM263 63H264V62H262V64H263ZM20 64H22V62H21ZM20 64H19V66H20ZM24 64H22V65L24 66ZM27 64H28V63H27ZM27 64H25L26 67L24 66L25 69L28 68L27 66H28L29 64H28V65H27ZM43 64L46 65L47 63L44 62ZM43 64H42V65H43ZM48 64H49V63H48ZM48 64H47V65H48ZM50 64H51V63H50ZM87 64H89V63L83 64V66H84V65L86 66ZM101 64H102V63H101ZM180 64H179V65H180ZM184 64H182V66H183ZM199 64H200V63H199ZM210 64H211V63H210ZM214 64H215L214 66H216V63H214ZM240 64H241V63H240ZM246 64H247V63H246ZM252 64H253V63H252ZM254 64H255V63H254ZM254 64H253V65H254ZM3 65H4V64H3ZM15 65H17V63H16ZM111 65H112V64H111ZM121 65H122V64H121ZM121 65H119V66H121ZM129 65H128V67H129ZM140 65H141V63H140ZM185 65H186V64H185ZM185 65L183 66L184 68H185ZM225 65H226V63H225ZM238 65H239V64H238ZM241 65H244V64H241ZM249 65H248V66H249ZM12 66H13V68H14V65H12ZM23 66H21L20 68L17 67L16 70H20V69L23 70ZM33 66H35V65H33ZM33 66H29V67H31V69H32ZM94 66H95V65H94ZM109 66H110V65H108V67H109ZM113 66L116 67L115 64L112 65V68H113ZM132 66H133V64H132ZM141 66H143V65H141ZM156 66H157V65H156ZM193 66H194V65H193ZM200 66H201V64H200ZM204 66H205V68H206V64H205ZM207 66H209V65H207ZM219 66H220V65H217L216 67H219ZM236 66H237V65H236ZM245 66H246V65H245ZM8 67L5 68V71L7 70L6 73L2 71L4 68H3L2 70L0 69V71H1L0 74H2V72H3V73H5L4 76H7V75H8L7 72L9 73V71H10V70H9L10 67H9V68H8ZM15 67H16V66H15ZM35 67H36V66H35ZM44 67H45V66H42V69H43ZM64 67H65V66H64ZM72 67H73V66H72ZM75 67H76V69H77L79 66H78V67L75 66ZM117 67H118V64H117ZM122 67H123V66H122ZM138 67H139V68H138V69L136 68L137 70H135L136 72L140 69V66H138ZM216 67H215V69H216ZM222 67L224 68V65H223ZM227 67L229 68V65H227ZM263 67H264V65H263ZM0 68H1V67H0ZM37 68H39V67H37ZM37 68H36V69H37ZM47 68H49V67H47ZM93 68H94V67H93ZM93 68H92V69H93ZM105 68H106V67H105ZM198 68H199V67H198ZM202 68H203V67H202ZM202 68H201V71L203 70ZM207 68H208V67H207ZM207 68H206V69H207ZM219 68H220V67H219ZM223 68H222V69H223ZM225 68H226V67H225ZM234 68H237V67H234ZM255 68H256V67H255ZM10 69H11V68H10ZM36 69H35V70H36ZM44 69H45V68H44ZM51 69H52V68H51ZM61 69H63V67H62ZM78 69H79V68H78ZM80 69L83 70L84 67H83V68H80ZM117 69H118V68H117ZM144 69H145V68H144ZM155 69H156L155 71H157V68H155ZM164 69H165V68H164ZM210 69H211V68L209 67V70H210ZM222 69H221V71H220V69H217V70H219V71H220L219 73H221V72H222ZM229 69H231V68H229ZM229 69H228V70H229ZM263 69H264V68H263ZM14 70H15V68L12 70V73H13ZM35 70H34V71H35ZM46 70H47V69H46ZM69 70H70V69L67 68V71H68V72H69ZM132 70H134V69L131 68V71H132ZM140 70H141V69H140ZM142 70H143V68H142ZM158 70H160V69L158 68ZM165 70H166V69H165ZM191 70H192V69H191ZM217 70H216V71H217ZM224 70H227V69H223V71H224ZM38 71H40V68L38 69ZM61 71H62V70H61ZM70 71H71V70H70ZM89 71H90V70H89ZM96 71H97V70H96ZM112 71H113V70H112ZM151 71H152V69H151ZM169 71H170V70H169ZM169 71H168V72H169ZM198 71H200V70H198ZM198 71H197V72H198ZM201 71H200V72H201ZM214 71H215V70L213 69L212 72H214ZM14 72H16V71H14ZM44 72H45V71H44ZM62 72H64V71H62ZM68 72H67V73H68ZM72 72H73V68H72ZM99 72H100V71H99ZM102 72H104V71H102ZM148 72H149V71H148ZM153 72H154V69H153ZM158 72H159V71H158ZM189 72H190V71H189ZM212 72H211V73H212ZM217 72H218V71H217ZM230 72H231V71H230ZM232 72H233V71H232ZM239 72H240V71H239ZM259 72H261V71H259ZM16 73H17V72H16ZM37 73H38V72H37ZM39 73H40V72H39ZM42 73H43V72H42ZM87 73H88V72H87ZM92 73H93V72L91 71V74H92ZM107 73H108V72H107ZM166 73H167V72H166ZM192 73H193V72H192ZM192 73H191V74H192ZM207 73H208V72H207ZM211 73H210V74H211ZM233 73L235 74V72H233ZM236 73H238V72L236 71ZM245 73H246V72H245ZM261 73H262V72H261ZM18 74H19V72H18ZM20 74H23V72H21ZM61 74H63V73H61ZM119 74H120V73H119ZM119 74H118V75H119ZM126 74H127V72H126ZM171 74H172V73H171ZM193 74H195V72H194ZM203 74H204V73H203ZM213 74H214V73H213ZM213 74H212V75H213ZM223 74H224V73H223ZM223 74H221V76H222ZM228 74H229V72H228ZM230 74H231V73H230ZM9 75H11V74H9ZM34 75H35V73H34ZM38 75H39V74H38ZM68 75H71L70 78H71V79H72V78L74 79V77H72V76H74L75 74L72 75L71 72H70ZM118 75H117V76H118ZM137 75H138V74H137ZM168 75H169V74H168ZM206 75H207V74H206ZM212 75H208V76L211 77ZM216 75H217V74H216V72H215V75H214V76H216ZM218 75H219V74H218ZM244 75H247V74H244ZM248 75H249V74H248ZM248 75H247V76H248ZM254 75H255V73H253V74L250 75V76H253V77H254ZM258 75L260 76L261 74L259 73ZM41 76H42V75H41ZM41 76H37L36 78H40V79H41ZM75 76H76V75H75ZM108 76H109V74H108ZM114 76H115V75H113V77H114ZM125 76H126V75H125ZM175 76H177V74H176ZM197 76H199V75H197ZM204 76H205V74H204ZM219 76H220V75H219ZM223 76H224V75H223ZM223 76H222V77H223ZM227 76H228V75H227ZM227 76H226V77H227ZM229 76H230V75H229ZM247 76H244V77H247ZM0 77H1V76H0ZM25 77H27V76H25ZM25 77H24V78H25ZM28 77H30V76H28ZM28 77H27V78H28ZM43 77H45V76H43ZM46 77H47V76H46ZM54 77H55V76H54ZM54 77H53V78H54ZM68 77H69V76H68ZM99 77L101 78L100 75H99ZM119 77H120V76H119ZM158 77H159V74H158ZM209 77H208V78H209ZM222 77H221V78H222ZM226 77H224V78H226ZM234 77H235V75H234ZM237 77H238V75L235 77V79H236ZM248 77H249V76H248ZM248 77H247V78H248ZM3 78L6 79V77H3ZM3 78H2V79H3ZM22 78H23V77H22ZM22 78H21V79H22ZM30 78H31V77H30ZM48 78H49V77H48ZM50 78H51V77H50ZM66 78H67V77H66ZM70 78H68V79H70ZM87 78H88V77H87ZM100 78H99V79H100ZM107 78H109V77H107ZM110 78H111V77H110ZM116 78H117V77H116ZM120 78H121V77H120ZM135 78H136V77H135ZM176 78H177V77H176ZM178 78H179V77H178ZM195 78H196V77H195ZM211 78H212V77H211ZM240 78H241V77H240ZM240 78H237V79L239 80ZM250 78H251V77L248 78V81H247L248 83L250 82V80H249ZM254 78L256 79V77H254ZM28 79H29V78H28ZM32 79H33V78H32ZM71 79H70V81H72ZM105 79H106V78H105ZM122 79H123V78H122ZM155 79H156V78H155ZM201 79H202V78H201ZM201 79L199 78V81H200ZM203 79H204V78H203ZM217 79H218V76H217ZM217 79H216V80H217ZM226 79H227V78H226ZM237 79H236V80H237ZM242 79H244L243 83H245V82H246V80H245L246 78H243V77H242ZM262 79H264V78L262 77ZM38 80H39V79H38ZM38 80H37V81H38ZM103 80H104V79H103ZM175 80H176V79H175ZM209 80H211V79L209 78ZM209 80H207V78H206L205 81H208L207 83H210ZM214 80H215V79H214ZM218 80H220V79H218ZM221 80H222V79H221ZM221 80H220V81H221ZM251 80H253V78H251ZM256 80H258V79H256ZM2 81H3V80H2ZM2 81H1V79H0V82H2ZM4 81L6 82V80H4ZM8 81H9V80H8ZM19 81H20V80H19ZM19 81H18V82H19ZM22 81H23V80H22ZM22 81H20V82H22ZM27 81H29V80H24L25 83H26ZM34 81H35V78H34V80H33V82H32V83H33L32 86H34V83L37 82V81H36V82H34ZM104 81H105V80H104ZM104 81H103V82H104ZM106 81H107V80H106ZM108 81H109V79H108ZM111 81H112V80H111ZM111 81H110V82H111ZM137 81H139V80L137 79ZM137 81H135V82L137 83ZM141 81H142V79H141ZM141 81H140V82H141ZM151 81H152V80H151ZM155 81H156V80H155ZM202 81L204 82V80H202ZM222 81H223V80H222ZM254 81H255V80H253V83L257 82V81H255V82H254ZM9 82H12V81H9ZM30 82H31V79H30ZM41 82H42V81H41ZM74 82H75V81H74ZM97 82H98V81H97ZM126 82H127V81H126ZM130 82H131V81H130ZM158 82H159V81H158ZM196 82H197V81H196ZM217 82H218V81H216L215 85L218 84ZM251 82H252V81H251ZM251 82H250V84H251ZM260 82H261V81H260ZM2 83H3V82H2ZM39 83H40V82H39ZM39 83H38V84H39ZM79 83H80V82H79ZM106 83H107V82H106ZM168 83H169V82H168ZM168 83H167V84H168ZM176 83H177V82H176ZM176 83H175V85H176ZM191 83H192V82H191ZM204 83H205V82H204ZM204 83H203V84H204ZM213 83H214V82H213ZM226 83H227V82H226ZM226 83H224V85L222 84V86L227 87ZM236 83H240V81H239V82L236 81ZM243 83H241V85H242ZM248 83H247V84H248ZM253 83H252V87H253V85H254ZM262 83H263V85H264V81H263ZM0 84H1V83H0ZM3 84L5 85L6 83H3ZM11 84H12V86L15 85L14 83H11ZM11 84H10L9 86H11ZM22 84H23V83H22ZM22 84H21V85H22ZM88 84H89V83H88ZM100 84H101V83H100ZM100 84H99V85H100ZM158 84H159V83H158ZM173 84H174V83H173ZM200 84H201V83H200ZM210 84H211V85H214V84H212V83H210ZM234 84H235V83H234ZM259 84H260V83L257 82V83L255 84V86H256V85L259 86ZM4 85L1 84V86H4ZM16 85H17V87H18V83H16ZM16 85L14 86L15 89H16ZM19 85H20V84H19ZM21 85H20V87H21ZM25 85H27V84H25ZM41 85H42V83H41L39 86H41ZM51 85H53V87L55 88L54 84H50V86H51ZM57 85L60 86L61 84H57ZM99 85H96V84H95V86H91V87H96V86L99 87ZM120 85H121V84H120ZM171 85H172V84H171ZM177 85H179V84L177 83ZM180 85H181V84H180ZM205 85H206V83H205ZM218 85H220V84H218ZM225 85H226V86H225ZM235 85H236V84H235ZM248 85H249V84H248ZM263 85L261 84L260 87H263ZM9 86H6V87L10 88ZM12 86H11V87H12ZM35 86H36V85H35ZM44 86H45V85H44ZM44 86H43V88H44ZM48 86H49V85H48ZM48 86H46V87H48ZM78 86H79V84H78ZM80 86H81V85H80ZM80 86H79V87H80ZM83 86H84V85H83ZM83 86H81V88H82ZM86 86H88V85H86ZM86 86H85V87H86ZM103 86H104V85H103ZM117 86H119V84H118ZM158 86H159V85H158ZM168 86L170 87V85H168ZM190 86H193V85H189V87H190ZM197 86H199V84H198ZM197 86H196V88H198ZM222 86L220 85L219 87H217V88L214 89V90H217V89H219V88L222 87ZM231 86H232V85H229L228 87H231ZM238 86H240V85H238ZM238 86H237V87H238ZM249 86H250V85H249ZM255 86H254V87H255ZM23 87H25V86H23ZM29 87H30V86H29ZM41 87H42V86H41ZM53 87L51 86V88H53ZM64 87H65V86H64ZM76 87H77V85H76ZM88 87H90V85H89ZM91 87H90V88H87V89H91V90L94 89V91H95V90H98V88L96 89V88H91ZM114 87H115V86H114ZM131 87H132V86H131ZM176 87H177V86H176ZM180 87H181V86H180ZM189 87H188V88H189ZM194 87H195V84H194ZM204 87H206V86H204ZM207 87H208V86H207ZM235 87H236V86H235ZM235 87L233 86V88H235ZM246 87H247V85H246L244 88H246ZM4 88H5V87H4ZM43 88H42V89H43ZM77 88H78V87H77ZM178 88H179V86H178ZM181 88L183 89V87H181ZM185 88H186V87H185ZM185 88H184V89H185ZM191 88H193V87H191ZM257 88H259V87H257ZM1 89H2V88H1ZM11 89H12V88H11ZM23 89H24V88H23ZM46 89H47V88H46ZM118 89H119V88H118ZM175 89H177V88H175ZM175 89H174V90H175ZM203 89L205 90V88H203ZM222 89H223V88H222ZM226 89H227V88H226ZM238 89H241V88H238ZM247 89H248V88H247ZM250 89H251V88H250ZM253 89H256V88H253ZM253 89H252V91H249V92H254ZM260 89H261V88H260ZM262 89H264V87H263ZM3 90H4V89H3ZM6 90H7V89H6ZM16 90H22V89L18 88V89H16ZM49 90H51V89L48 88V91H49ZM61 90H62V89H61ZM75 90H76V89H75ZM103 90H104V88H103ZM103 90H102V91H103ZM107 90H108V89H107ZM126 90H127V89H126ZM177 90H178V89H177ZM191 90H192V89H191ZM195 90H197V89H195ZM209 90H210V89H209ZM214 90H213V91H214ZM4 91H5V90H4ZM8 91H9V90H8ZM14 91H15V90H14ZM22 91H23V90H22ZM38 91H39V90H38ZM51 91H52V90H51ZM119 91H120V90H119ZM187 91H189V89H188ZM193 91H194V90H193ZM240 91H241V90H240ZM240 91H239V92H240ZM256 91H257V90H256ZM256 91H255V92H256ZM259 91L263 92L264 90H263V91H262V90H259ZM19 92H20V91H19ZM39 92H40V91H39ZM90 92H91V91H90ZM90 92H89L88 95H90V94L93 93V92H91V93H90ZM172 92H173V91H172ZM176 92L178 93V91H176ZM184 92H185V91H184ZM189 92H191V93H193V94L196 93V92L194 93V92H192V91H189ZM208 92H209V91H208ZM211 92H212V89H211ZM211 92H209V93L211 94ZM235 92H238V91H235ZM255 92H254V93H255ZM3 93H4V92H3ZM42 93H43V92H42ZM48 93H49V92H48ZM48 93H47V94H48ZM62 93H63V92H62ZM84 93H86V92H84ZM94 93H95V92H94ZM96 93H97V92H96ZM101 93H102V92H101ZM179 93H180V92H179ZM197 93H198V92H197ZM209 93H208V95H210ZM223 93H225V92L223 91ZM240 93H241V92H240ZM240 93H238V94L236 93V95H241ZM243 93H244V92H243ZM245 93H247V91H245ZM259 93H260V92H257V94H259ZM4 94H5V93H4ZM23 94H24V95H23ZM23 94H22V95H23V98H24V97H25V93H23ZM43 94H44V93H43ZM55 94H56V96H58L59 93L57 92V93H54V95H55ZM80 94H81V93H80ZM206 94H207V91H206ZM214 94H216V93L214 92ZM226 94H227V93H225V95H226ZM262 94H264V93H262ZM1 95H2V93H1ZM7 95H9V92L7 93ZM20 95H21V94H20ZM37 95H38V94H37ZM54 95H53V97H54ZM59 95H60V94H59ZM63 95H64V94H63ZM71 95H72V94H71ZM76 95H78V93H76ZM82 95H83V93H82ZM99 95H100V94H99ZM113 95H114V94H113ZM129 95H131V94H129ZM156 95H158V97H159V94H156ZM160 95H162V94H160ZM163 95H164V94H163ZM163 95H162V96H163ZM200 95L203 96V94H200ZM204 95H205V94H204ZM211 95H212V94H211ZM218 95H222V94L220 93V94H218ZM223 95H224V94H223ZM236 95H234V96H236ZM245 95H247V94H245ZM249 95H250L249 97H252V96H251V95H252L251 93H250ZM5 96H6V94H5ZM9 96H10V95H9ZM30 96H31V95H30ZM34 96H35V95H33V98H34ZM60 96H62V94H61ZM64 96H65V95H64ZM72 96H73V95H72ZM164 96H165V95H164ZM164 96H163V97H164ZM166 96H167V95H166ZM166 96H165V98H166ZM201 96H199V98H201ZM215 96H216V95H215ZM234 96H233V98L235 99ZM254 96H255V95H254ZM254 96H253V98H252V101L255 100V97H254ZM2 97H3V95H2ZM2 97L0 96V102L2 101V100H1ZM6 97H7V96H6ZM6 97H4V98H6ZM10 97H11V96H10ZM10 97H8V98H9V100H8L9 102L12 101V100H10ZM13 97H14V96H13ZM15 97L17 98L18 96L16 95ZM19 97H20V96H19ZM19 97H18V99H21V98H22V96H21V98H19ZM26 97H28V96H26ZM68 97H70V98L73 99V97H71V96H68ZM98 97H99V96H98ZM101 97H102V96H101ZM103 97H104V96H103ZM158 97L154 96L155 101L157 100ZM160 97H161V96H160ZM163 97H162V99H163ZM167 97H169V95H168ZM205 97H206V96H205ZM207 97H208V96H207ZM209 97H210V96H209ZM225 97H226V96H225ZM247 97H248V96H247ZM263 97H264V96H263ZM8 98H7V99H8ZM11 98H12V97H11ZM16 98H14V99H16ZM62 98H64V97L62 96ZM138 98H139V97H138ZM154 98H153V99H154ZM165 98H164V99H165ZM203 98H204V96H203ZM203 98H201V99L205 101L206 99H203ZM210 98H211V97H210ZM219 98H220V97H219ZM221 98H222V96H221ZM227 98H229V97H227ZM257 98H258V97H257ZM12 99H13V98H12ZM18 99H17V100H18ZM29 99H30V97H29ZM37 99H39V97H38ZM57 99H58V98H57ZM68 99H69V98H68ZM68 99H67L66 101H68ZM74 99H75V98H74ZM76 99H77V98H76ZM109 99H110V98H109ZM182 99H183V98H182ZM191 99H192V97H191ZM194 99H195V98H194ZM230 99H231V100H234V99H232V97L229 98V99H227V100H230ZM253 99H254V100H253ZM5 100H6V99H5ZM69 100H70V99H69ZM79 100H81V99H79ZM79 100H78V101H79ZM134 100H136V97L134 98ZM159 100H160V98H159ZM165 100H167V99H165ZM184 100H186V99H184ZM184 100H183V101H184ZM187 100H190V98H187ZM195 100H196V99H195ZM213 100L216 101V100H218V99H213ZM213 100H212V101H213ZM250 100H251V99H250ZM257 100H258V99H257ZM26 101H27V100H26ZM28 101H29V100H28ZM72 101H73V100H72ZM111 101H113V100H110V102H111ZM131 101H132V99H131ZM153 101H154V100H153ZM162 101H163V100H162ZM168 101H169V100H168ZM204 101H203V103H204ZM242 101H243V99H242ZM247 101H248V99H247ZM255 101H256V100H255ZM262 101H263V100H262ZM12 102H13V101H12ZM35 102H36V100H35ZM35 102H34V103H35ZM40 102H41V101H40ZM132 102H133V101H132ZM147 102H148V101H147ZM159 102H161V101H159ZM159 102H158V103H159ZM181 102H182V101H181ZM181 102H180V103H181ZM184 102H185V101H184ZM205 102H206V101H205ZM243 102H244V101H243ZM243 102H241V104L239 103L238 105H239V106L242 105ZM257 102H258V101H257ZM13 103H14V102H13ZM38 103H39V102H37L36 104H38ZM77 103H78V102H77ZM155 103H156V102H155ZM155 103H154V104H155ZM161 103H163V102H161ZM182 103H183V102H182ZM182 103H181L180 105H183ZM191 103H192V102H191ZM198 103H199V105L203 104L202 102H199V100H198ZM198 103H196V104H198ZM200 103H201V104H200ZM223 103H224V102H223ZM223 103L221 102V103L219 104V106H220L221 104H223ZM229 103H231V102H229ZM247 103H248V102H245V104H247ZM260 103H261V102H259V104H260ZM9 104H10V103H9ZM29 104H30V103H29ZM151 104L153 105V103H151ZM164 104H166V101L164 102ZM164 104H163V105H164ZM167 104H168V103H167ZM194 104H195V102H194ZM196 104H195V105H196ZM234 104H237V102H235ZM245 104H244V105H245ZM250 104L252 105V103L249 102V106L247 105L248 107H246V106H244V105H242V106H243V107H246V109H247V108L250 107ZM3 105H4V103H3ZM5 105H6V104H5ZM20 105H22V104H20ZM27 105H28V103H27ZM27 105H25V107H26ZM39 105H40V103H39ZM42 105L44 106V103H43ZM59 105H60V104H59ZM69 105H70V104H69ZM132 105H133V104H132ZM132 105H131V106H132ZM148 105H149V104H148ZM177 105H178V104H177ZM186 105H188V103H187ZM195 105H193V106H195ZM199 105H197V106H199ZM203 105H204V104H203ZM225 105H226V104H225ZM231 105H232V104H231ZM260 105H263V104H260ZM1 106H2V104H0V108H1ZM18 106H19V105H18ZM28 106H29V105H28ZM28 106H27V107H28ZM35 106H36V105H35ZM52 106H53V105H52ZM63 106H64V105H63ZM150 106H151V105H150ZM184 106H185V105H184ZM206 106H209V105L206 104ZM206 106H205V107H206ZM235 106H236V105H235ZM235 106H234V107H235ZM2 107H3V108H1L0 111H1L2 109L5 110L4 107L7 108V106H2ZM8 107H9V105H8ZM16 107H17V106H16ZM30 107H33V105L30 106ZM39 107H40V106H38V107L36 106L35 111H37V110L39 109ZM54 107H57V105H56V106L54 105ZM66 107H67V105H66ZM173 107H174V106H173ZM173 107H170V108H171V110L169 109V110L171 111L170 113H169V110H168L167 108H166L167 110L165 109L166 112H164L165 110H164L163 112H164L165 114L168 112L167 114L169 115V114L172 113V111H173L172 109H174ZM181 107H182V106H181ZM199 107H201V106H199ZM212 107H213V106H212ZM212 107H210V108L212 109ZM223 107H224V106H223ZM17 108H18V107H17ZM21 108H22V106H20V108L17 109L18 111L16 110V112L19 113ZM50 108H51V107H50ZM72 108H73V107H72ZM163 108H164V107H163ZM188 108H189V107H188ZM210 108H209V111L211 110ZM215 108H216V107H214V109H215ZM226 108H228V106H226ZM229 108H230V106H229ZM9 109L12 110L11 107H9ZM28 109H30V108H28ZM28 109H27V110H28ZM31 109H32V108H31ZM31 109H30V110H31ZM40 109H41V107H40ZM42 109H43V108H42ZM153 109H154V108H153ZM175 109H176V108H175ZM180 109H181V108H180ZM180 109H179V110L176 109L177 112L180 113V112H181ZM194 109H197V108H196V107H193V109H192V108H189V111H190V110L193 111ZM201 109H202V108H201ZM203 109H205V108L203 107ZM207 109H208V108H207ZM214 109H213V110H214ZM221 109H222V108H221ZM3 110H2V112H1V114L4 112ZM21 110L23 111L24 109L22 108ZM25 110H26V109H25ZM146 110H147V108H146ZM187 110H188V109H187ZM219 110H220V109H219ZM227 110H228V109H227ZM234 110H235V109H234ZM7 111H8V109H7ZM7 111H6V114H10V113H9L10 111H9L8 113H7ZM12 111L14 112V110H12ZM40 111H43V110H40ZM50 111H51V109H50ZM55 111H56V110H55ZM196 111H197V110H196ZM202 111H203V110H202ZM202 111H201V112H202ZM211 111H212V110H211ZM220 111H221V110H220ZM235 111H236V110H235ZM240 111H241V110H239L238 112L240 113ZM249 111H250V110H249ZM252 111H253V110H252ZM254 111H255V110H254ZM16 112H15V113H16ZM32 112H33V111H32ZM38 112H39V111H38ZM117 112H118V111H117ZM119 112H121V111H119ZM133 112H134V111H133ZM155 112H156V111H155ZM163 112H161V114H159V117H161V115H163V116H162L163 118L166 116V115L162 114ZM173 112H174V111H173ZM185 112H186V110H185ZM194 112H195V111H194ZM205 112H206V109H205ZM207 112H208V111H207ZM213 112H214V111H213ZM225 112H226V111H225ZM261 112H262V111H261ZM11 113H12V112H11ZM21 113H22V112H21ZM30 113H31V112H28V114H30ZM48 113H49V112H48ZM55 113H56V112H55ZM175 113H176V111L174 112V115H175L174 117H177L176 115H177V114L179 115V113H176V114H175ZM182 113H183V112H182ZM182 113H181V114H182ZM210 113H211V112H209V113H204V114H210ZM232 113H233V112H232ZM248 113H249V112H248ZM250 113H251V112H250ZM250 113H249V114H250ZM256 113H257V111H256ZM256 113H255V115H258V114H256ZM258 113H259V112H258ZM32 114H33V113H31V115H32ZM40 114H41V112H40ZM46 114H47V113H46ZM112 114H113V113H112ZM199 114H200V112H199ZM202 114H203V112H202ZM211 114H212V113H211ZM236 114H237V113H236ZM236 114H234V115H236ZM262 114H264V113H262ZM4 115H5V114H4ZM4 115H2V116H4ZM11 115H14V114H11ZM34 115H35V113H34L32 116H34ZM36 115H37V114H36ZM47 115H48V114H47ZM114 115H115V116H118V115H116V114H114ZM136 115H137V114H136ZM172 115H173V114H172ZM172 115H169L168 117H170V116L172 117ZM188 115H190V114H188ZM220 115H221V117H222V114H220ZM237 115H238V114H237ZM237 115H236V116H237ZM247 115H248V114H247ZM247 115H246V116H247ZM0 116H1V115H0ZM5 116H6V115H5ZM5 116H4V117H5ZM54 116H55V114H54ZM54 116H52V117H54ZM108 116H109V115H107V117H108ZM115 116H114V118H115ZM121 116H122V115H121ZM123 116H124V115H123ZM179 116H180V115H179ZM204 116L206 117V115H204ZM204 116H200V117H203V118H204ZM208 116H209V115H208ZM213 116H215V115H213ZM226 116H227V115H226V113H225V114H224V117H225L226 119L230 120L229 118H232V117H228L229 115H228L227 117H226ZM232 116H233V115H232ZM236 116H235V117H236ZM239 116H240V115H239ZM239 116H238V117H239ZM243 116H245V115L243 114ZM250 116H251V115H250ZM260 116H261V115H260ZM262 116H263V115H262ZM262 116H261V117H262ZM7 117H9V116L7 115L6 118H7ZM14 117H15V116H14ZM35 117H36V116H35ZM35 117H33V118H35ZM37 117H38V116H37ZM49 117H50V116H49ZM56 117H57V115H56ZM110 117H111V116H110ZM134 117H136V116H134ZM156 117H157V115H156ZM162 117L159 118V119H162ZM181 117L184 119L183 114L181 115ZM181 117H180V118H181ZM240 117H241V116H240ZM251 117H253V116H251ZM255 117H256V116H255ZM263 117H264V116H263ZM46 118H48V117L46 116ZM104 118H105V117H104ZM136 118H137V117H136ZM177 118H179V117H177ZM187 118H188V117H187ZM193 118H195V117H193ZM203 118H202V119H203ZM212 118H213V117H212ZM222 118H223V117H222ZM225 118H223V119H225ZM248 118H249V116L247 117V119H248ZM256 118H257V117H256ZM0 119H1V117H0ZM9 119H10V118H8V120H9ZM102 119H103V118H102ZM102 119H101V120H102ZM123 119H126V118L123 117ZM155 119H156V118H154V121H155ZM185 119H186V118H185ZM195 119H196V118H195ZM202 119H201V120L198 119V120H199V123H198V124H200V121H203ZM205 119H206V118H205ZM226 119H225V121H226ZM232 119H233V118H232ZM234 119H235L234 121H236V118H234ZM33 120H34V119H33ZM35 120H36V118H35ZM68 120H69V119H68ZM78 120H79V119H78ZM137 120H138V119H137ZM157 120H158V119H157ZM170 120H172V118H171ZM258 120H261V119H258ZM0 121H2V120H0ZM29 121H30V120H29ZM36 121H38V120H36ZM36 121H35V122H36ZM93 121H95V120H93ZM93 121H92V123H93ZM139 121H140V120H139ZM187 121H188V120H187ZM192 121H193V120H192ZM192 121H191V122H192ZM194 121L196 122V120H194ZM194 121H193V122H194ZM205 121H208V119L205 120ZM210 121H211V120H210ZM212 121H214V120H212ZM212 121H211V122H212ZM256 121H257V120H256ZM3 122H5L4 119H3ZM10 122H11V121H10ZM27 122H28V121H27ZM47 122H48V121H47ZM56 122H57V121H56ZM64 122H65V121H64ZM105 122H106V121H105ZM109 122H111V121H109ZM191 122H189V123H191ZM197 122H198V121H197ZM216 122H218V121H216ZM223 122H224V121H223ZM227 122H228V121H227ZM229 122H230V121H229ZM238 122H239V121H238ZM238 122H236V123H238ZM244 122H245V121H244ZM254 122H255V121H254ZM260 122H262V121H260ZM14 123H15V122H14ZM23 123H24V122H23ZM28 123H29V122H28ZM37 123H39V122H37ZM131 123H132V122H131ZM131 123H130V124H131ZM133 123H134V122H133ZM136 123H137V122H136ZM189 123H185V125H188ZM204 123H205V122H204ZM208 123H209V122H208ZM231 123H232V122H231ZM246 123H247V120H246ZM262 123H263V122H262ZM1 124H2V122L0 123V126H2ZM63 124H64V123H63ZM107 124H108V122H107ZM168 124H170V123H168ZM171 124H172V122H171ZM171 124H170V126H171ZM173 124H174V123H173ZM193 124H194V125H192V126L195 127V123H193ZM212 124H213V123H212ZM215 124H216V123H214V125H215ZM259 124H260V123H259V121H258V126L261 125V124H260V125H259ZM13 125L15 126V124H13ZM13 125H12V126H13ZM26 125H27V124H26ZM110 125H111V124H109V126H110ZM204 125H205V124H204ZM218 125H219V124H218ZM218 125H216V126L218 127ZM233 125H234V122H233ZM244 125H245V123H244ZM12 126H10V127H12ZM19 126H20V125H19ZM30 126H31V125H30ZM56 126H57V125H56ZM167 126H168V128H169V125H167ZM181 126H184V124L181 125ZM192 126H190V128H191ZM212 126H213V125H212ZM226 126H227V125H226ZM228 126L231 127V125H229V124H228ZM3 127H4V126H3ZM3 127H2V128H3ZM10 127H9V128H10ZM37 127H38V124H37ZM102 127H103V126H102ZM200 127H201V126H200ZM219 127H220V126H219ZM219 127H218V128L215 127V130H217V129H221V128H219ZM238 127H239V125H238ZM251 127H252V126H251ZM251 127H250V128H251ZM260 127H261V126H260ZM4 128L6 129V127H4ZM4 128H3V129H4ZM17 128H18V127H17ZM52 128H53V126H52ZM76 128H77V127H76ZM136 128L138 129V126H137ZM164 128H165V127H164ZM202 128H203V126H202ZM231 128H232V127H231ZM234 128H235V126H234ZM243 128H244V127H243ZM261 128H262V127H261ZM3 129H2V130H3ZM13 129H14V128H13ZM13 129H11V131L16 132L15 129H14V130H13ZM102 129H103V128L100 127V130H102ZM183 129H185V128H183ZM187 129H189V128H187ZM207 129H208V128H206V130H207ZM222 129L225 130L224 127H223ZM222 129H221V130H222ZM247 129H248V127H247ZM247 129L245 130V128H244L245 131H244L243 129H242V130H243L244 132H246ZM6 130H7V129H6ZM9 130H10V129H9ZM35 130H36V129H35ZM74 130H75V128H74ZM126 130H127V129H126ZM135 130H136V129H135ZM166 130H167V129H166ZM166 130H165V131H166ZM180 130H181V127H180ZM180 130H179V131H180ZM189 130H190V129H189ZM197 130H198V129H196V131H197ZM215 130H214V131H215ZM231 130H232V129H231ZM251 130H252V129H251ZM256 130H258V129H256ZM3 131H4V132H3ZM3 131L0 130V132L2 133V135H5L4 133H7V136H9V135H8V132H9L8 130H7V132H5V130H3ZM75 131H76V130H75ZM110 131H111V128H110ZM157 131H158V130H157ZM168 131H169V129H168ZM172 131H173V130H172ZM181 131H182V130H181ZM196 131H195V132H196ZM217 131H218V130H217ZM226 131H227V130H226ZM261 131H262V129H261ZM17 132H19V131H17ZM17 132H16V133H17ZM35 132H36V131H35ZM158 132H160V131H158ZM170 132H171V131H170ZM211 132L213 133V131H211ZM240 132H241V130H240ZM10 133H11V132H10ZM16 133H13V132H12V134H16ZM20 133H21V131H20ZM20 133H19V135H20ZM31 133H32V132H31ZM41 133H42V132H41ZM95 133H96V132H95ZM162 133H163V131H162ZM164 133H165V132H164ZM205 133H206V132H205ZM217 133L219 134V133H221V132L218 131ZM227 133L229 134V132H226V134H227ZM234 133H235V132H234ZM237 133H238V132H237ZM17 134H18V133H17ZM22 134H23V135H29V132H28V134H25V133L22 131ZM35 134H36V133H35ZM137 134H138V132H137ZM137 134H136V136H137ZM174 134H175V133H174ZM174 134H172L171 136H169V138H171V137H174V138H175L176 135L173 136ZM195 134H196V133H195ZM228 134H227V137H229ZM2 135L0 134V136H2ZM43 135H45V134L43 133ZM43 135H42V136H43ZM66 135H67V134H66ZM77 135H78V133H77ZM77 135H76V136H77ZM80 135H81V134H80ZM96 135H97V134H96ZM126 135H127V134H126ZM152 135H153V134H152ZM210 135H212V134H210ZM10 136H11V135H10ZM10 136H9V137H10ZM17 136H18V135H17ZM21 136H22V135H21ZM39 136H40V135H39ZM93 136H94V135H93ZM129 136H130V135H129ZM138 136H139V135H138ZM217 136H218V135H217ZM241 136H242V135H241ZM241 136H238V137L240 138ZM245 136H246V135H245ZM5 137H6V136H5ZM11 137H12V136H11ZM30 137H31V136H30ZM74 137H75V135H74ZM151 137L153 138V136H151ZM154 137H155V135H154ZM181 137H182V136H181ZM220 137H222V134H221ZM220 137H217V138L219 139ZM246 137H247V136H246ZM246 137H244V138H246ZM256 137H258V136H256ZM1 138H3V136H2ZM21 138L23 139V138H25V137L22 136ZM26 138H27V137H26ZM42 138H43V137H42ZM42 138H41V139H42ZM52 138H53V137H52ZM94 138H96V137L94 136ZM137 138H138V137H137ZM148 138L150 139V137H148ZM160 138H161V137H160ZM206 138H208V137H206ZM224 138H225V137H224ZM244 138H243V139H244ZM259 138H260V137H259ZM5 139H7V138H5ZM27 139H28V138H27ZM39 139H40V138H39ZM45 139H46V138H45ZM74 139H75V138H74ZM164 139H165V138H163V140H164ZM181 139H182V138H180L179 141L182 142L183 140H181ZM183 139H184V138H183ZM218 139H216V140H218ZM241 139H242V138H241ZM256 139H257V138H256ZM0 140H4V138H3V139H0ZM24 140H25V139H24ZM54 140H56V139H54ZM70 140H71V139H70ZM152 140H153V139H152ZM155 140H158V138L155 139ZM174 140H175V139H174ZM204 140H206V144L208 145L209 142H207V139H204ZM211 140H213V138H211ZM220 140H221V139H220ZM4 141H5V140H4ZM56 141H57V140H56ZM59 141H60V140H59ZM65 141H66V140H65ZM148 141H149V140H148ZM171 141H173V140L171 139ZM208 141H209V140H208ZM213 141H214V140H213ZM245 141H246V140H245ZM0 142H1V141H0ZM32 142H33V141H31V143H32ZM60 142H62V140H61ZM72 142H75V141H72ZM136 142H137V141H136ZM143 142H144V141H143ZM152 142H153V141H152ZM164 142H165V140H164ZM202 142H204V141H202ZM210 142H211V141H210ZM214 142H215V141H214ZM240 142H241V141H240ZM242 142H243V141H242ZM251 142H253V141H251ZM261 142H262V141H261ZM11 143H12V142H11ZM11 143H10V147H12L13 145H14V146H17V145H15V143H14V144H13V143L11 144ZM33 143H35V141H34ZM56 143H57V142H56ZM76 143H77V141H76ZM78 143H80V142H78ZM141 143H142V142H141ZM141 143H140V144H141ZM153 143H154V142H153ZM166 143H167V144L169 143V145L171 144V145L173 146V144H172L173 142L171 143L170 141L168 142V140H167ZM256 143H257V140H256ZM263 143H264V142H263ZM263 143H262V144H263ZM4 144H5V142H4ZM4 144H3V145H4ZM6 144L9 145L8 143H6ZM29 144H30V143H29ZM36 144H37V143H36ZM49 144H50V143H49ZM106 144H107V143H106ZM108 144H109V143H108ZM140 144H139V145H140ZM179 144H181V143H179ZM234 144H235V143H234ZM234 144H233V145H234ZM239 144H240V143H239ZM239 144H238V145H239ZM7 145H6V146H7ZM59 145H60V143H59ZM78 145H79V144H78ZM78 145H77V147H78ZM181 145H182V144H181ZM207 145H206V146H207ZM221 145H222V144H221ZM233 145H232V146H233ZM238 145H237V146H238ZM240 145H241V144H240ZM242 145H243V144H242ZM242 145H241V146H242ZM246 145H247V144H246ZM1 146H2V144H1ZM18 146H20V145H18ZM18 146H17V147H18ZM33 146H34V145H33ZM42 146H43V145H42ZM44 146H45V145H44ZM137 146H138V145H137ZM199 146H201V145H198V147H199ZM258 146H259V145H258ZM258 146H257V147H258ZM263 146H264V144H263ZM4 147H5V146H4ZM22 147H23V145H22ZM61 147H63V146H61ZM82 147H83V146H82ZM108 147H109V146H108ZM239 147H240V146H239ZM260 147H262V145H261ZM15 148H16V147H15ZM15 148H14V149L11 148V149L15 150ZM19 148H20V147H19ZM42 148L44 149V147H42ZM83 148H84V147H83ZM134 148H135V147H134ZM137 148H138V147H137ZM163 148H164V147L162 146V149H163ZM167 148H168V147H167ZM188 148H189V147H188ZM207 148H208V147H207ZM209 148H210V147H209ZM226 148H228V147H226ZM1 149H3V148H1ZM69 149H70V148H69ZM69 149H68V150H69ZM87 149H88V148H87ZM129 149H130V148H129ZM129 149H128V150H129ZM144 149H145V148H144ZM150 149H151V148H150ZM164 149H165V148H164ZM176 149H177V148H175V150H176ZM235 149H236V148H235ZM37 150H38V149H37ZM54 150H55V148H54ZM54 150H53V151H54ZM84 150H85V149H84ZM167 150H168V149H167ZM210 150H212V149H210ZM249 150H250V149H249ZM48 151H49V150H47V152H48ZM144 151H145V152H148V151H146V150H144ZM152 151H153V150H152ZM162 151H163V150H162ZM176 151H177V150H176ZM179 151H180V150H179ZM241 151H242V150H241ZM247 151H248V150H247ZM254 151H255V150H254ZM1 152H2V151H1ZM1 152H0V153H1ZM65 152H66V151H65ZM104 152H105V151H104ZM107 152H108V151H107ZM115 152H117V153L119 152V153H120V148H119V151H115ZM216 152H217V151H216ZM234 152H235V151H234ZM259 152H260V151H259ZM259 152L256 151L255 153L258 154ZM38 153H39V151H38ZM57 153H58V151H57ZM66 153H67V152H66ZM70 153H72V152H70ZM70 153H69V154H70ZM109 153H110V152H109ZM109 153H107V154H109ZM111 153H112V152H111ZM141 153H142V150H141ZM163 153H164V152H163ZM213 153H215V152H213ZM230 153H231V152H230ZM235 153H236V152H235ZM244 153H245V152H244ZM246 153H248V152H246ZM246 153H245V154H246ZM64 154H65V153H64ZM69 154H68V155H69ZM74 154H75V153H74ZM74 154H73V157L76 156V155L74 156ZM86 154H87V153H86ZM86 154H84V155H86ZM89 154H90V153H89ZM94 154H95V153H94ZM143 154H144V153H142L141 155H143ZM146 154H147V153H146ZM159 154H161V153H159ZM245 154H242V155H245ZM257 154H255V155H257ZM3 155H4V154H3ZM3 155H2V156H3ZM26 155H28V153H27ZM26 155H25V156H26ZM55 155H57V154H55ZM84 155L82 154L81 156H84ZM92 155H93V153H92ZM98 155L100 156V154H98ZM122 155H124V153H123ZM151 155L154 156L153 154H151ZM151 155H149V156H151ZM155 155H156V154H155ZM191 155H192V154H191ZM229 155H230V154H229ZM229 155H228V156H229ZM237 155H239V154H237ZM2 156H1V158H2ZM5 156H6V155H5ZM20 156H24V155L20 154ZM28 156H30V154H29ZM65 156H66V154H65ZM70 156H71V154H70ZM88 156H89V155H88ZM90 156H91V155H90ZM110 156H111V154H110ZM130 156H131V155H130ZM152 156H151V157H152ZM157 156H159V155L157 154ZM162 156H163V155H162ZM206 156H208V155H206ZM214 156H217V154H216V155L214 154ZM262 156L264 157L263 154H262ZM262 156H260V157L263 158ZM12 157H15V156H12ZM17 157L19 158V156H17ZM26 157H27V156H26ZM62 157H64V156H62ZM84 157H85V156H84ZM95 157H97V156H95ZM95 157H94V159H95ZM104 157H105V154H104ZM113 157H114V156H113ZM115 157H117V155H115ZM124 157H125V156H124ZM124 157L122 156V159H123ZM141 157H142V156H141ZM193 157H194V155H193ZM199 157H200V155H199ZM225 157H226V156H225ZM238 157H239V156H238ZM258 157H259V156H258ZM1 158H0V159H1ZM7 158H8V157H7ZM9 158H11V156H10ZM9 158L6 159V160L8 161ZM21 158H23V157H21ZM30 158H31V156H30ZM34 158H35V157H34ZM34 158H33V159H34ZM48 158H49V156H48ZM66 158H68V157L66 156ZM97 158H98V157H97ZM128 158L130 159V157H128ZM128 158H127V160H128ZM194 158H195V157H194ZM200 158H201V157H200ZM251 158H252V157H251ZM12 159H13V158H12ZM28 159H29V158H27V161H28ZM33 159L31 158V159H29V160L32 161ZM50 159H51V158H50ZM50 159H49V160H50ZM52 159H53V158H52ZM84 159H85V158H84ZM86 159H87V158H86ZM98 159H99V158H98ZM112 159H113V158H111V160H112ZM116 159H117V158H116ZM118 159H119V158H118ZM162 159H163V157L161 158V160H162ZM211 159H212V162H210V163H213V162L215 161V160H214V157L210 158V160H211ZM222 159H223V158H222ZM222 159H221V160H222ZM228 159H230V161H231V158L228 157ZM244 159H245V158H244ZM252 159H253V158H252ZM254 159H255V158H254ZM54 160H57V159H54ZM78 160H79V159H78ZM91 160H92V158H90L89 163H91ZM114 160H115V159H114ZM132 160H133V159H132ZM196 160H197V159H195V161H196ZM210 160L208 159V162H207V161H204L205 164H203L202 166L207 165V164L209 163ZM224 160H226V159L224 158ZM255 160H256V162H257V159H255ZM9 161H11V160H9ZM22 161H24V159L21 160V162H22ZM31 161H30V162H31ZM58 161H59V160H58ZM84 161H86V160H84ZM112 161H113V160H112ZM245 161H246V160H245ZM251 161H252V160H251ZM263 161H264V160H263ZM263 161L261 160L260 162H263ZM0 162H1V161H0ZM14 162H16V161L14 160ZM14 162H13V163H14ZM69 162H71V161H69ZM95 162H97V161H95ZM101 162H103V161H101ZM105 162H106V161H105ZM109 162H110V161H109ZM123 162H124V161H123ZM129 162H130V160H129ZM206 162H207V164H206ZM215 162H216V161H215ZM224 162H225V161H224ZM231 162H232V161H231ZM235 162H236V161H235ZM235 162H234V163H235ZM258 162H259V161H258ZM260 162H259V163H260ZM34 163H35V162H34ZM57 163H58V166H62V165H59V162H57ZM60 163H61V162H60ZM75 163H76V162H75ZM89 163H88V164H89ZM92 163H93V161H92ZM97 163H98V162H97ZM97 163H96V164H97ZM127 163H128V161H127ZM165 163H166V162H165ZM217 163H218V162H217ZM217 163H216V164L214 163V164H215V167H216V165H218ZM227 163H228V162H227ZM252 163H253V161H252ZM259 163H258V164H259ZM1 164H2V163H0V165H1ZM8 164L10 165V163H8ZM29 164H31V163H29ZM29 164H28V166H29ZM39 164L41 165V162H40ZM39 164H38V165H39ZM43 164H44V163H43ZM49 164H50V163H49ZM68 164H69V163H68ZM76 164H77V163H76ZM109 164H110V163H109ZM112 164H113V163H112ZM115 164H116V163H114V165H115ZM142 164H143V162H142ZM196 164H197V163H196ZM225 164H226V163H225ZM228 164H229V163H228ZM231 164H232V163H231ZM231 164H229V165H231ZM238 164H239V163H238ZM245 164H246V163H245ZM16 165H17V164H16ZM36 165H37V164H35V166H36ZM63 165H64V164H63ZM73 165H74V164H73ZM91 165H92V164H91ZM100 165H101V164H100ZM105 165H106V164H105ZM116 165H117V164H116ZM116 165H115V166H116ZM126 165H127V164H126ZM130 165H131V164H130ZM134 165H135V164H134ZM199 165H200V164H199ZM261 165H262V164H261ZM2 166H4V165H2ZM35 166H33V167H35ZM41 166H42V165H41ZM48 166H49V165H48ZM81 166H82V165H81ZM81 166H80V167H81ZM92 166H93V165H92ZM94 166H95L96 169L99 167V166L96 167L97 165H94ZM111 166H112V165L110 164V167H111ZM127 166H128V165H127ZM195 166H196V165H195ZM211 166H212V165H211ZM223 166H224V164H223ZM244 166H245V165H244ZM244 166H243V167H244ZM74 167H75V165H74ZM104 167H106V166H104ZM112 167H113V166H112ZM112 167H111V168H112ZM116 167L118 168V166H116ZM122 167H123V166H122ZM178 167H180V166H178ZM178 167H177V168H178ZM221 167H222V166H221ZM224 167H226V165H225ZM224 167H223V169H224ZM247 167H248V166H247V164H246L245 168H247ZM261 167H262V166H261ZM0 168H1V167H0ZM36 168H37V167H36ZM46 168H47V167H46ZM78 168H79V167H78ZM81 168H82V167H81ZM93 168H94V167H93ZM93 168H92V170H93ZM140 168H141V167H140ZM151 168H152V166H151ZM172 168H173V167H172ZM209 168H210V166H209ZM209 168H208V169H209ZM212 168H213V167H212ZM240 168H241V167L237 168L236 171L234 170L235 173L238 172L237 170L240 169ZM37 169H38V168H37ZM48 169H49V167H48ZM48 169L46 170V173L49 174V173H51V172H48ZM62 169H63V168H62ZM64 169H65V168H64ZM70 169H71V168H70ZM70 169H68V170H70ZM74 169H77V166H76V168H74ZM79 169H80V168H79ZM114 169H115V168H114ZM216 169H218V168H216ZM221 169H222V168H221ZM241 169H242V168H241ZM247 169H249V168H247ZM263 169H264V168H263ZM263 169H262V170H263ZM4 170H5V169H4ZM43 170H44V169H43ZM57 170H58V169H57ZM57 170H56V171H57ZM92 170H91V171H92ZM97 170H98V169H97ZM106 170H107V169H106ZM134 170H135V169H134ZM204 170H206V168H205ZM243 170H245V169H243ZM262 170H261V172H262ZM33 171H34V170H33ZM33 171H32V172H33ZM78 171H79V170H78ZM93 171H94V170H93ZM102 171H103V170H102ZM109 171H110V170H109ZM111 171H112V169H111ZM136 171H140V170H136ZM154 171H155V170H154ZM154 171H153V172H154ZM180 171H182V170H180ZM188 171H189V170H188ZM247 171H248V170H247ZM249 171H251V169H250ZM249 171H248V172H249ZM20 172H21V171H20ZM27 172H28V171H27ZM29 172H30V171H29ZM29 172H28V173H29ZM44 172H45V170H44ZM79 172H80V171H79ZM85 172H86V171H85ZM105 172H106V171H105ZM158 172H159V171H158ZM166 172H167V171H166ZM199 172H200V171H199ZM219 172H220V171H219ZM219 172H218V174H219ZM221 172H222V171H221ZM221 172H220V173H221ZM248 172H246V173H248ZM251 172H252V171H251ZM251 172H250V173H251ZM37 173H38V172H37ZM40 173L45 174V173H43V171H40ZM54 173H55V172H54ZM99 173H100V172H99ZM109 173H110V172H109ZM109 173H108V174H109ZM112 173H113V172H112ZM112 173H111V174H112ZM161 173H162V172H161ZM193 173H194V172H193ZM197 173H198V172H197ZM197 173H196V174H197ZM200 173H201V172H200ZM227 173H229V172H227ZM243 173H245V172H243ZM263 173H264V171H263ZM16 174H17V173H16ZM18 174H19V173H18ZM32 174H34V173H32ZM48 174H47V175H48ZM55 174H56V173H55ZM86 174H87V173H86ZM119 174H120V173H119ZM137 174H138V173H137ZM155 174H156V172H155ZM155 174H154V176H156ZM159 174H160V173H159ZM184 174H185V173H184ZM215 174H216V173H215ZM236 174H237V173H236ZM236 174H235V175H236ZM248 174H249V173H248ZM248 174H247V176L250 177ZM255 174H256V173H255ZM255 174H254V175H255ZM257 174H258V173H257ZM89 175H90V174H89ZM91 175H92V174H91ZM102 175H103V174H102ZM123 175H124V174H123ZM128 175H129V174H128ZM132 175H133V174H132ZM178 175H179V173H177V176H178ZM204 175L206 176L207 174H204ZM213 175H214V174H213ZM220 175H222V173H221ZM223 175H224V174H223ZM223 175H222V176H223ZM240 175H242V174H240ZM244 175H246V174H244ZM250 175H251V174H250ZM19 176H20V175H19ZM55 176H56V175H55ZM77 176H78V175H77ZM92 176H94V175H92ZM92 176H91V177H92ZM95 176H96V175H95ZM118 176H119V175H118ZM195 176H196V175H195ZM195 176H194V177H195ZM205 176H204V177H205ZM230 176H231V175H230ZM256 176H257V175H256ZM258 176H259V175H258ZM1 177H2V178H1ZM23 177H24V176H23ZM43 177H44V176H43ZM43 177H42V178H43ZM48 177H51V176L49 175ZM74 177H75V176H74ZM97 177H98V175H97ZM102 177H103V176H102ZM106 177H107V176H106ZM202 177H203V176H202ZM202 177H201V178H202ZM204 177H203L202 179H204ZM214 177H216V179H217L219 176H218V177H217V176H214ZM224 177H225V176H224ZM239 177H240V176H239ZM261 177H264V176L262 175ZM0 178H1V179H5L3 176H0ZM18 178H19V177H18ZM42 178H41V179H42ZM51 178H52V177H51ZM86 178H87V177H85V179H86ZM121 178H122V175H121ZM150 178H152V177H150ZM158 178H160V175L158 176ZM158 178H157V179H158ZM211 178H213V177H211ZM211 178H210V179H211ZM225 178H226V177H225ZM252 178H253V177H252ZM257 178H258V177H257ZM8 179H9V178H8ZM10 179H11V178H10ZM10 179H9V180H10ZM13 179H14V178H13ZM13 179H12V180H13ZM19 179H21V178H19ZM35 179H36V178H35ZM60 179H61V178H60ZM66 179H67V178H66ZM73 179H74V178H73ZM108 179H109V178H108ZM128 179H129V178H128ZM157 179H156V180H157ZM176 179H177V178H175V180H176ZM205 179H207V178H205ZM230 179H231V178H230ZM230 179H229V180H230ZM262 179H263V178H262ZM9 180L7 181L8 184H9ZM29 180H30V179H29ZM29 180H28V181H29ZM42 180H43V179H42ZM67 180H68V179H67ZM83 180H84V179H82V182L84 183ZM95 180H96V178H95ZM136 180H137V179H135V177H134V181H136ZM139 180H140V179H139ZM208 180H209V179H208ZM221 180H225V179H221ZM38 181H40V180H38ZM53 181H54V180H53ZM79 181H80V180H79ZM128 181H129V180H128ZM132 181H133V180H132ZM132 181H131V182H132ZM134 181H133V182H134ZM157 181H158V180H157ZM176 181H177V180H176ZM185 181H186V180H185ZM189 181H191V180L189 179ZM215 181H216V180H215ZM215 181H212V182H215ZM230 181H232V180H230ZM240 181H241V180H240ZM253 181H254V180H253ZM257 181H258V180H257ZM1 182H2V181H1ZM1 182H0V184H1ZM4 182H6V181H3L2 183H4ZM7 182H6V184H7ZM10 182H11V180H10ZM36 182H37V181H36ZM60 182H62V181H60ZM67 182H68V181H67ZM112 182H113V181H112ZM112 182H111V183H112ZM154 182H155V181H154ZM158 182H159V181H158ZM218 182H219V181H218ZM223 182H224V181H223ZM243 182H245V181H243ZM259 182H260V181H258V183H259ZM262 182H263V181H262ZM262 182H260V183H262ZM12 183H13V182H12ZM16 183H17V182H15V184H14V183H13V184L16 185V186L19 185V184H16ZM41 183H42V182H41ZM85 183L87 184V181H85ZM108 183H109V182H108ZM111 183H110V184H111ZM113 183H114V182H113ZM189 183H190V182H188V184H189ZM208 183H210V182H208ZM227 183H228V182H227ZM236 183H237V182H236ZM238 183L241 184L240 182H238ZM238 183H237V184H238ZM250 183H253V182H250ZM250 183H249V184H250ZM254 183H255V182H254ZM8 184H7V186H8ZM10 184H11V183H10ZM10 184H9V185H10ZM20 184H21V185H25V183H24V184L20 183ZM26 184H27V182H26ZM38 184H39V183H38ZM49 184H51V183H49ZM59 184H60V183H59ZM78 184H79V183H78ZM147 184H148V183H147ZM151 184H152V183H151ZM190 184H191V183H190ZM197 184H200V183L198 182ZM212 184L214 185V183H212ZM223 184H224V183H223ZM231 184H233V183L231 182ZM246 184H247V182H245L244 185L246 186ZM249 184H247V186H248ZM2 185H3V184H2ZM32 185H33V184H32ZM51 185H52V184H51ZM53 185H54V184H53ZM61 185H64V184H61ZM74 185H75V184H74ZM93 185H95V183H93ZM96 185H98V184L96 183ZM125 185H126V184H125ZM125 185H124L123 187H126ZM129 185H130V184H129ZM148 185H149V184H148ZM177 185H180V184H177ZM181 185H182V184H181ZM181 185H180V186H181ZM193 185H194V184H193ZM200 185H201L202 188L204 187L203 190H202V191L204 192V191H205L204 189H207V188H205V187H207V185H206V186H205V185H202V184H200ZM200 185H199V186H200ZM209 185H210V184H209ZM209 185H208V187H209ZM219 185H220V184H219ZM219 185H218V186H219ZM235 185H236V184H235ZM250 185H252V184H250ZM253 185H256V184H253ZM258 185H259V184H258ZM261 185H262V184H261ZM12 186H13V185L11 184L10 187H12ZM16 186H15V187H16ZM25 186H26V185H25ZM78 186H79V185H78ZM112 186H113V185H112ZM112 186H111V187H112ZM127 186H128V185H127ZM133 186H134V185H133ZM146 186H147V185H146ZM150 186H152V185H149L148 188L151 190V187H150ZM190 186H191V185H190ZM237 186H238V185H237ZM20 187H21V186H20ZM20 187L18 186V188H16V189L18 190ZM40 187H41V186H39V188H40ZM60 187H61V186H60ZM62 187H63V186H62ZM95 187H97V186H94V188H95ZM109 187H110V186H109ZM111 187H110V188H111ZM113 187H114V186H113ZM117 187H118V186H117ZM117 187H116V188H117ZM123 187H122V188H123ZM139 187H140V186H139ZM162 187H163V186H162ZM175 187H176V186H175ZM178 187H179V186H178ZM188 187H189V186H188ZM212 187H213V186H212ZM219 187H220V188H219V191H220V190H221V186H219ZM223 187H224V186H223ZM231 187H232V186H231ZM235 187H236V186H235ZM259 187H260V186H259ZM261 187H262V186H261ZM261 187H260V188H261ZM263 187H264V184H263ZM263 187H262V188H263ZM13 188H14V186H13ZM22 188H23V187H21L20 189H22ZM196 188H198V185L196 186ZM214 188H215V189H218V187H214ZM244 188H245V187L243 186V188H241V189H243V191H244V190H245ZM249 188H250V187H249ZM254 188H256V186H255ZM20 189H19V190H20ZM34 189H35V188H34ZM124 189H125V188H124ZM124 189H123L122 191H124ZM137 189H139V188H137ZM149 189H148V190H149ZM153 189H154V188H153ZM199 189H201V188H199ZM210 189H211V188H210ZM210 189H209V190H210ZM223 189H224V188H222L221 191H223ZM225 189H226V188H225ZM241 189H240V190H241ZM246 189H248V188H246ZM252 189H253V188H252ZM252 189H251V190H252ZM14 190H15V188H14ZM23 190H24V188H23ZM57 190H58V189H57ZM57 190H56V191H57ZM60 190H61V189H60ZM109 190H110V189H109ZM211 190L213 191V189H211ZM240 190H238V192H239ZM262 190H263V189H262ZM34 191H35V190H34ZM39 191H41V190H39ZM44 191H45V190H44ZM58 191H59V190H58ZM83 191H84V190H83ZM104 191H106L105 188H104ZM114 191H115V189H114ZM145 191H146V190H145ZM202 191H199V192L202 193ZM212 191H211V192H212ZM227 191H228V190H227ZM227 191L224 190V193H225V194L228 193ZM232 191H233V190H232ZM234 191H235V190H234ZM118 192H120V191H118ZM125 192H127V191H125ZM128 192H130V191L128 190ZM128 192H127V193H128ZM134 192H135V191H134ZM138 192H139V191H138ZM168 192H169V190H168ZM213 192H214V191H213ZM235 192H236V191H235ZM244 192H245V191H244ZM244 192H243V193H244ZM33 193H34V192H33ZM54 193H55V191H54ZM87 193H88V192H87ZM89 193H90V192H89ZM89 193H88V194H89ZM115 193H116V192H115ZM141 193H142V192H141ZM141 193H140V194H141ZM197 193H198V192H197ZM207 193H208V192H207ZM215 193H216V197H217V198H218L217 195L220 196V195H223V194H224V193H222V194H217V191H216ZM219 193H221V192H219ZM247 193H248V192H247ZM249 193H250V192H249ZM255 193H256V191H255ZM260 193H261V192H260ZM1 194H3V193H1ZM23 194H24V193H23ZM94 194H95V193H94ZM130 194H131V192H130ZM147 194H149V193H147ZM169 194H170V193H169ZM182 194H183V193H182ZM203 194H204V193H203ZM239 194H240V196H243V195H244V194L241 195V193H239ZM239 194H237V195H239ZM12 195H13V194H12ZM21 195H22V194H21ZM56 195H57V194H56ZM86 195H87V194H86ZM118 195H119V194H118ZM126 195H127V194H126ZM135 195H137V193H136ZM231 195H232V194H230V196H231ZM103 196H105V195H103ZM103 196H101V197H103ZM127 196H129V195H127ZM127 196H126V198H127ZM131 196H132V195H131ZM137 196H138V195H137ZM144 196H145V195H144ZM144 196H143V197H144ZM149 196H150V195H149ZM152 196L154 197V194H153ZM173 196H174V195H173ZM179 196H180V195H179ZM193 196H194V195H193ZM224 196L226 197V195H224ZM230 196H227V197L230 198ZM233 196H234V195H233ZM233 196H231V197H233ZM251 196H252V195H251ZM251 196H250V197H251ZM253 196H255V195H253ZM262 196H263V195H262ZM97 197H98V196H97ZM186 197H187V196H186ZM209 197H210V195H209ZM209 197H208V200H209ZM211 197H213V196H211ZM214 197H215V196H214ZM214 197H213V199H214ZM221 197H222V196H221ZM225 197H224V199H225ZM244 197H245V196H244ZM250 197L247 196V197H245V198H243V197H240V198H242V199H244V200H246V199L248 200ZM0 198H1V197H0ZM27 198H29V197H25L24 199L27 200ZM35 198H36V197H35ZM65 198H66V197H65ZM69 198H70V197H69ZM94 198H95V195H94ZM99 198H100V197H99ZM103 198H104V197H103ZM119 198H120V197H119ZM130 198H131V197H130ZM140 198H142V197H140ZM145 198H146V197H145ZM149 198H150V197H148V199H149ZM195 198H197V197H194L193 200H194ZM203 198H204V196H203ZM206 198H207V197H206ZM229 198H228V199H229ZM240 198H239V199H240ZM10 199H11V198H10ZM47 199H48V197H47ZM54 199H55V198H54ZM63 199H64V198H63ZM96 199H97V198H96ZM100 199H101V198H100ZM113 199H114V198H113ZM135 199H136V198H135ZM176 199H177V198H176ZM198 199H199V198H198ZM221 199H223V198H221ZM224 199H223V201H224ZM228 199H225L227 202L224 201V203H228V202H229ZM236 199L239 200L238 198H236ZM12 200H13V198H12ZM20 200H21V198H20ZM49 200H50V199H49ZM71 200H72V199H71ZM86 200H87V199H86ZM150 200H151V198H150ZM150 200H149V203L151 204V206H153L152 203L150 202ZM170 200H172V199L169 198V201H170ZM186 200H187V198H186ZM191 200H192V199H190L189 201L192 202ZM201 200H203V199H201ZM201 200H200V204H199V205L202 207V204H204L203 201H205V200H203V201H201ZM210 200H211V199H210ZM229 200H230V199H229ZM240 200H241V199H240ZM255 200H257V199H255ZM260 200H264V199H260ZM260 200H259V201H260ZM10 201H11V200H10ZM24 201H25V200H24ZM50 201H51V200H50ZM55 201H56V200H55ZM59 201H60V200H59ZM61 201H62V200H61ZM87 201H88V200H87ZM97 201H98V199L96 200V204L98 203ZM106 201H107V200H106ZM114 201L117 202L116 200H114ZM114 201H113V202H114ZM122 201H123V200H122ZM126 201H127V200H126ZM130 201H131V200H130ZM133 201H134V200H133ZM187 201H188V200H187ZM194 201L196 202V199H195ZM198 201H199V200H198ZM230 201H232L234 204L237 203V202L235 203L233 199L230 200ZM235 201H236V200H235ZM242 201H243V200H242ZM250 201L252 202L253 199L251 200V198H250ZM259 201H258V202H259ZM7 202L9 203V200H8ZM11 202H12V201H11ZM88 202H89V201H88ZM88 202H86V203L84 202V204H89ZM127 202H128V201H127ZM152 202H153V201H152ZM201 202H202V204H201ZM244 202H245V201H244ZM247 202L250 203L249 200H248ZM247 202H246V203H247ZM255 202H256V201H255ZM260 202H261V201H260ZM263 202H264V201H263ZM45 203H46V202H45ZM49 203H50V202H49ZM99 203H101V202H99ZM132 203H133V202H132ZM137 203H139V202H137ZM141 203H142V202H140L139 204H141ZM149 203H148V205H149ZM197 203H198V202H197ZM246 203H245V204H246ZM9 204H11V203H9ZM9 204H6V205L8 206ZM21 204H22V203H21ZM39 204H41V202H40ZM46 204H47V203H46ZM113 204H114V203H113ZM117 204H119V203H117ZM142 204H143V203H142ZM154 204H155V201H154ZM173 204L176 205V203H173ZM186 204H187V203H186ZM209 204H210V202H209V203L206 202L204 206L207 207ZM245 204H242V207H241V205H240V203H239L238 206L241 207L242 210H245V209H243V206H244ZM260 204L262 205V202L259 203L257 206H260ZM263 204H264V203H263ZM6 205H5V206H6ZM47 205H48V204H47ZM49 205H50V204H49ZM72 205H73V204H72ZM124 205H125V204H124ZM134 205H135V203H134ZM143 205H144V204H143ZM143 205H139V207H137V208L139 209V208H141ZM187 205H188V204H187ZM191 205H192V203L190 204V206H191ZM225 205H226V204H225ZM229 205L231 206L232 204L229 203ZM251 205L255 206L256 204H253V202H252ZM11 206H12V204H11ZM11 206H10V208H11ZM14 206H15V205H14ZM16 206H17V205H16ZM20 206H22V205H20ZM44 206H45V205H44ZM105 206H106V205H105ZM107 206L110 207L109 205H107ZM120 206H121V205H120ZM122 206H123V205H122ZM135 206H136V205H135ZM140 206H141V207H140ZM145 206H146V205H145ZM190 206H189L188 208H190ZM218 206H219V205H218ZM227 206H228V204L226 205V207H227ZM235 206H236V205H235ZM245 206H246V205H245ZM245 206H244V207H245ZM248 206H249V205H247V207H248ZM253 206H252V207H253ZM8 207H9V206H8ZM28 207H30V206H27V208H28ZM39 207L41 208V206H39ZM68 207H69V206H68ZM87 207H88V206L86 205V208H87ZM97 207H98V206H97ZM108 207H106V208L108 209ZM129 207H130V206H129ZM154 207H155V205H154ZM191 207H192V206H191ZM206 207H205V208H206ZM222 207H223V206H222ZM222 207H221V208H222ZM232 207H233V206H232ZM247 207H246V208H247ZM250 207H251V206H250ZM10 208H9V209H10ZM40 208H39V209H40ZM53 208H54V207H53ZM100 208H101V207H100ZM110 208H111V210L113 209L112 207H110ZM110 208H109V210H110ZM123 208H124V207H123ZM123 208H122V209H123ZM131 208H132V205H131ZM131 208H130V209H131ZM163 208H164V207H163ZM163 208H162V209H163ZM172 208H173V207H171L170 209L172 210ZM185 208L187 209V207H185ZM229 208H230V207H229ZM234 208H235V207H233V209H234ZM259 208H261V207H259ZM36 209H37V208H36ZM56 209H58V207H57ZM56 209H55V210H56ZM141 209L144 210V209H147V208H146V207H143V208H141ZM190 209H191V208H190ZM202 209H203V208H202ZM202 209H201V210H202ZM215 209H216V208H214V210H215ZM218 209H220V208H218ZM218 209H217V210H218ZM222 209H223V208H222ZM222 209H221V211H222ZM237 209H238V208L236 207V209H234V210H237ZM250 209H251V208H250ZM250 209H249V210H250ZM256 209H257V211H258V207H257ZM263 209H264V206H263ZM263 209H262V210H263ZM7 210H8V209H7ZM10 210H11V209H10ZM12 210H13V209H12ZM50 210H51V209H50ZM68 210H69V209H68ZM71 210H72V209H71ZM93 210H94V209H93ZM102 210H103V209H102ZM109 210H108V211H109ZM131 210H132V209H131ZM131 210H129V211H131ZM135 210H136V209H135ZM150 210H151V213H153V212H154L155 210H157V209H155V210L153 209L154 211H153L152 209H150ZM158 210H159V209H158ZM167 210H168V209H166V211H167ZM171 210H170V211H171ZM188 210H189V209H188ZM188 210H187V213H188ZM194 210H195V209H194ZM208 210H209V208H208ZM211 210H213L212 207H211ZM211 210H210V211H211ZM231 210H232V209H231ZM234 210H233V211H234ZM240 210H241V209H240ZM240 210H239V211H240ZM246 210H248V209H246ZM262 210H259L257 213H259V212L262 211ZM24 211H27V210L24 209ZM35 211H36V210H35ZM47 211H48V213H49V208H48ZM72 211H73V210H72ZM108 211H107V212L105 211V212L108 213ZM112 211H113V212H116V211H114V210H112ZM120 211H121V210H120ZM122 211H123V210H122ZM137 211H138V210H137ZM137 211H136V212H137ZM139 211H140V209H139ZM146 211H147V210H146ZM161 211L164 212L163 210H161ZM183 211L185 212V209H184ZM218 211H219V210H218ZM252 211H255V209H252ZM51 212L54 213L53 211H51ZM105 212H104V213H105ZM109 212H110V211H109ZM131 212L133 213V211H131ZM134 212H135V211H134ZM155 212H156V211H155ZM158 212H160V211H158ZM162 212H161V213H162ZM171 212H172V211H171ZM171 212H168V213L171 214ZM173 212H174V211H173ZM195 212H196V211H194L193 213H195ZM198 212H199V211H198ZM198 212H196V213L199 214ZM200 212H201V211H200ZM247 212H248V211H247ZM249 212H250V211H249ZM20 213H21V212H19V214H20ZM32 213H33V212H31V214H32ZM42 213H45V212H42ZM48 213H47V215H49ZM67 213H68V212H67ZM70 213H71V212H70ZM78 213H79V212H78ZM106 213H105V214H106ZM120 213H121V212H120ZM123 213H128V212L126 211V212H123ZM129 213H130V212H129ZM156 213H157V212H156ZM164 213H165V212H164ZM166 213H167V212H166ZM174 213H175V212H174ZM174 213H172V214H174ZM201 213H202V212H201ZM201 213H200V214H201ZM206 213H208V212H206ZM4 214H5V212H4ZM7 214H9V211L7 212ZM15 214H16V213H15ZM23 214H24V213L22 212V214H20V215H23ZM33 214H34V213H33ZM33 214H32V215H33ZM68 214H69V213H68ZM68 214H67V215H68ZM71 214H72V213H71ZM71 214H70V217H71ZM81 214H83V212H82ZM105 214H104V215H105ZM109 214H110V213H109ZM113 214L116 216L115 213H113ZM113 214H111V215H113ZM136 214H137V213H136ZM154 214H155V213H154ZM158 214H159V215H162V217H164L163 214H160V213H158ZM178 214H180V213H178ZM188 214H190V213H188ZM202 214H205V211H204ZM202 214H201V215H202ZM210 214H211V213H210ZM214 214H215V213H214ZM216 214H217V212H216ZM218 214H219V213H218ZM233 214H234V213L232 212V215H233ZM236 214H237V213H236ZM236 214H235V215H236ZM241 214H242V213H240V215H241ZM262 214H263V213H262ZM42 215H43V214H42ZM42 215H41V216H42ZM44 215H45V214H44ZM65 215H66V214H65ZM65 215H64V216H65ZM67 215H66V216H67ZM98 215H99V214H98ZM118 215H119V214H118ZM138 215L140 216V212H139ZM141 215H144V214H141ZM159 215H157V216H159ZM184 215H185V214H184ZM192 215H193V214H192ZM225 215H227V213H225ZM229 215H231V214H229ZM229 215H228V216H229ZM240 215H239V217H240ZM256 215H257V214H256ZM3 216H4V215H3ZM6 216H9V215H6ZM54 216H56V214H55ZM66 216H65V217H66ZM72 216H73V215H72ZM139 216H138V217H139ZM157 216H156V217H157ZM168 216H169V215H168ZM187 216H188V215H187ZM187 216H185V217H187ZM190 216H191V215H190ZM194 216H195V215H194ZM196 216H197V215H196ZM196 216H195V217H196ZM204 216H205V215H204ZM208 216H209V215H208ZM210 216H212V215H210ZM219 216H222V215H219ZM219 216H217V217L219 218ZM236 216H237V218H238V214H237ZM247 216H248V215H247ZM254 216H255V215H254ZM259 216H260V215H259ZM31 217H33V216H31ZM60 217H61V216H60ZM60 217H59V218H60ZM88 217H89V216H88ZM102 217H103V216H102ZM113 217H114V216H113ZM118 217H120V215H119ZM136 217H137V216H136ZM142 217H143V216H142ZM146 217L148 218V216H146ZM154 217H155V216H154ZM162 217H161V218H162ZM182 217H183V216H182ZM192 217H193V216H192ZM198 217H200V216L198 215ZM205 217H206V216H205ZM229 217H230V216H229ZM233 217H234V216H232V217H230V218H233ZM249 217H250V215L248 216V218H249ZM21 218H22V216H21ZM21 218H20V219H21ZM28 218H29V217H28ZM46 218H47V216H45V219H46ZM50 218H51V217H50ZM77 218H78V217H77ZM114 218H115V217H114ZM123 218L125 219L124 215H123ZM159 218H160V216H159ZM165 218H166V214H165L164 219H165ZM168 218H169V217H168ZM234 218H236V217H234ZM252 218H253V217H252ZM261 218H262V217H261ZM23 219H25V218L23 217ZM118 219H119V218H118ZM124 219H123V220H124ZM126 219H127V218H126ZM126 219H125V221H126ZM133 219H134V218H133ZM137 219L140 220L139 218H136V221H137ZM144 219H145V218H144ZM154 219H155V218H154ZM183 219H184V218H183ZM185 219H186V218H185ZM215 219H217V218H215ZM220 219H221V217H220L217 221H219ZM224 219H226V218L224 217ZM239 219H240V218H239ZM239 219H238V220H239ZM259 219H260V217H259ZM262 219H263V218H262ZM5 220H6V219H5ZM5 220H4V221H5ZM21 220H22V219H21ZM51 220H53V219H51ZM72 220H73V219H72ZM72 220H71V221H72ZM75 220H76V219H75ZM141 220H142V219H141ZM141 220H140V221H141ZM145 220H146V219H145ZM145 220H143V221H145ZM177 220H178V219H177ZM186 220L189 221L188 219H186ZM208 220H209V219H208ZM240 220H241V219H240ZM243 220H244V219H243ZM253 220H255V219H253ZM4 221H3V222H4ZM10 221H11V220H10ZM10 221H9V222H10ZM17 221H19V219H17ZM41 221H42V220H41ZM80 221H81V220H80ZM133 221H134V220H133ZM152 221H153V219H152ZM162 221H163V220H162ZM165 221H166V220H165ZM171 221H172V220H171ZM187 221H186V222H187ZM244 221H245V220H244ZM6 222H8V221H5L4 223L8 225L9 223H6ZM28 222H29V221H28ZM43 222H44V221H43ZM48 222H49V220H48ZM59 222H60V221H58V223H59ZM64 222H66V220H65ZM72 222H73V221H72ZM78 222H79V221H78ZM131 222H132V221H131ZM175 222H176V221H175ZM175 222H174V223H175ZM178 222H179V221H178ZM222 222H223V221H222ZM232 222H234V221L232 220ZM10 223H11V222H10ZM16 223H17V222H16ZM22 223H23V221H22ZM25 223H26V222H25ZM34 223H35V222H34ZM46 223H47V221H46ZM53 223H54V222H53ZM56 223H57V222H56ZM74 223H75V222H74ZM76 223H77V222H76ZM81 223H82V222H81ZM81 223H79V224H81ZM83 223H84V222H83ZM83 223H82V224H83ZM86 223H87V222H86ZM94 223H95V222H94ZM97 223H98V222H97ZM97 223H96V224H97ZM99 223H100V222H99ZM123 223H125V222H123ZM123 223H122V224H123ZM128 223H129V222H128ZM132 223H133V222H132ZM134 223H135V222H134ZM134 223L131 224V225H134ZM144 223H145V222H144ZM152 223H153V222H152ZM171 223H173V222H171ZM203 223H205V222H203ZM215 223L217 224L218 222H215ZM245 223H246V222H244L243 224H245ZM263 223H264V222H263ZM1 224H2V223H1ZM1 224H0V226H1ZM17 224H19V222H18ZM37 224H38V223H37ZM41 224H42V223H41ZM71 224H72V223H71ZM71 224H69V226H70ZM79 224H76V226H78ZM103 224H104V223H103ZM106 224H107V223H106ZM122 224H121V225H122ZM136 224H137V223H136ZM142 224H143V222L141 221V225H142ZM157 224H158V223H157ZM162 224L164 225V223H162ZM162 224H161V223L159 224V225H160V228H161ZM182 224H184V223H182ZM199 224H200V223H199ZM199 224L197 223V225H199ZM201 224H202V223H201ZM251 224H252V223H251ZM251 224H249V226H248V224H247L246 226L244 225V228L248 226V227H250L251 229H253V228L251 227V226H252ZM256 224H257V222H256ZM258 224H260V223H258ZM9 225H11V224H9ZM33 225H34V224H33ZM45 225H46V224H45ZM49 225H52V223H50ZM57 225H58V224H57ZM93 225H94V224H93ZM98 225H99V224H98ZM98 225H97V226H98ZM104 225H105V224H104ZM126 225L129 226V224H126ZM143 225H144V224H143ZM169 225H170V223H169ZM172 225H173V224H172ZM175 225H176V223H175ZM179 225H180V224H179ZM203 225H205V224H202V225H200V226L202 227ZM218 225H219V224H218ZM228 225H229V223H228ZM230 225H232L231 221H230ZM230 225H229V227H230ZM233 225H234V224H233ZM241 225H242V224H241ZM250 225H251V226H250ZM28 226H29V228L32 227V226H30V225H28ZM58 226H59V225H58ZM69 226H68V227H69ZM81 226H82V225H81ZM84 226L86 227V226H89V225H84ZM116 226H117V225H116ZM137 226H139V225H137ZM176 226H177V225H176ZM187 226H188V225H187ZM189 226H190V225H189ZM193 226H195V224H194ZM207 226L209 227V225H207ZM219 226H220V225H219ZM238 226H239V225H238ZM238 226H237V227H238ZM7 227H8V226H7ZM19 227H20V226H18V228H19ZM23 227H24V226H23ZM37 227H38V226H37ZM45 227H47V225H46ZM50 227H51V226H50ZM50 227H48V229H49ZM53 227L58 228L56 225L53 226ZM72 227H73V225H72ZM74 227H75V226H74ZM82 227H83V226H82ZM82 227H81V229H82ZM85 227H84V228H85ZM99 227H100V226H98V228H99ZM114 227H115V226H114ZM122 227H123V226H122ZM141 227H142V226H141ZM158 227H159V226H158ZM162 227L165 228V226H162ZM167 227H168V226H167ZM185 227H186V224H185ZM185 227H184V225L181 226V228H185ZM195 227H196V226H195ZM220 227H221V226H220ZM222 227H223V226H222ZM227 227H228V226H227ZM227 227H226V225H225L224 228H223V230L225 229L224 231H227V230L229 229V228H227ZM232 227H233V226H232ZM261 227H263V225H262ZM8 228H9V227H8ZM8 228H7V229H8ZM20 228H21V227H20ZM20 228H19V229H20ZM27 228H28V227H27ZM62 228H64V226H63ZM70 228H71V226H70ZM70 228H69L68 230H70ZM79 228H80V227H77V229H76V230H77V233L79 232V230H78ZM84 228H83V229H84ZM86 228H87V227H86ZM88 228H89V227H88ZM96 228H97V227H96ZM119 228H120V227H119ZM125 228H126V227H125ZM132 228H133V227H132ZM136 228H137V227H136ZM138 228H139V227H138ZM147 228H148V227H147ZM171 228H172V227H171ZM171 228H169V229H170V230H173V229H171ZM173 228H174V227H173ZM179 228H180V227H178V229H177L176 232H178V230L181 229V228H180V229H179ZM191 228H193V230H195V228L192 227V224H191L189 230H191ZM196 228H197V230L199 229V232L202 231V230L200 229V227L198 228V226H197ZM205 228H207V227H205ZM214 228H215V227H214ZM214 228H213V229H214ZM226 228H227V229H226ZM235 228H236V227H235ZM235 228H233V229H235ZM240 228H241V227H240ZM242 228H243V226H242ZM242 228L240 229V231L242 230ZM9 229H10V228H9ZM51 229H52V228H51ZM54 229H55V228H54ZM54 229H53V230H54ZM60 229H61V228H60ZM72 229H73V228H72ZM81 229H80V231H81ZM100 229H104V228H103V227H100ZM100 229H99V230H100ZM122 229H123V228H122ZM156 229H157V228H156ZM186 229L188 230V228H186ZM203 229H204V228H203ZM245 229H246V230H250V229H247V228H245ZM261 229H262V228H261ZM43 230H44V229H43ZM46 230H47V229H46ZM55 230H57V229H55ZM74 230H75V229H74ZM84 230H85V229H84ZM119 230H120V229H119ZM135 230H136V229H135ZM157 230H159V229H157ZM175 230H176V228H175ZM189 230H188V231H189ZM214 230H216V229H214ZM221 230H222V229H221ZM221 230H220V231L218 230V231L221 233ZM229 230H230V229H229ZM262 230H263V229H262ZM11 231H13V229H11ZM17 231H18V230H17ZM27 231H28V230H27ZM27 231H26V232H27ZM30 231H31V230H30ZM36 231H37V230H36ZM47 231H49V230H47ZM47 231H45L44 233H46ZM71 231H72V230H71ZM87 231H88V230H87ZM100 231H101V230H100ZM116 231H117V230H116ZM125 231H127V230L125 229ZM131 231H132V230H131ZM137 231H138V229H137ZM137 231H136V232H137ZM141 231H142V230H141ZM150 231H151V230H150ZM166 231H167V230H166ZM183 231H186V230H183ZM183 231H182V234H180V233H181V230L179 231L180 233H177V234H175L176 232L174 231V232H175V233H174V236H172L173 234H172L171 236H172V237H178V236H179L178 234H180L179 237L184 238L183 236H181V235H184V234H185V232H183ZM195 231H196V230H195ZM216 231H217V230H216ZM218 231H217V233H218ZM240 231L238 230L239 234L242 232V231H241V232H240ZM252 231H253V230H252ZM255 231H256V230H255ZM263 231H264V230H263ZM2 232H3V231H2ZM5 232H7V231H5ZM22 232H23V231H22ZM31 232L34 233L33 230H32ZM31 232H30V233H31ZM39 232L41 233V230H40ZM39 232H35V233H39ZM51 232H52V231H51ZM73 232H74V231H73ZM82 232H83V231H81V234H82ZM102 232H103V231H102ZM110 232H113V231H110ZM117 232H118V231H117ZM132 232H133V231H132ZM144 232H145V231H144ZM154 232H155V230H154ZM154 232H153V233H154ZM167 232H168V231H167ZM170 232H171V231H170ZM170 232H168V233H170ZM249 232H251V231H249ZM7 233H8V232H7ZM7 233H6V236H7ZM33 233H32V234H33ZM42 233H43V232H42ZM48 233H49V232H48ZM83 233H84V232H83ZM128 233H129V232H128ZM128 233H127V234H128ZM138 233H139V232H138ZM157 233H158V231H157ZM159 233H160V235H161V232H159ZM183 233H184V234H183ZM202 233L204 234L205 231H203ZM202 233H201V234H202ZM209 233H210V232H209ZM223 233H224V232H223ZM229 233H230V232H228V234H226V235H229ZM231 233H232V232H231ZM236 233H237V232H236ZM236 233L233 231V235L235 234V236H236V235H237ZM16 234H18V233L16 232ZM27 234H28V233H27ZM46 234H47V233H46ZM52 234H53V233H52ZM74 234H75V232H74ZM74 234H73V236H74ZM114 234H115V232H114ZM114 234H113V236H114ZM120 234H121V232H120ZM120 234H119V235H120ZM130 234H131V233H130ZM147 234L149 235L150 233L148 232ZM151 234H152V233H151ZM151 234H150V235H151ZM195 234H196V233H193V234H191V235L188 234L189 237L186 235V237H188V238H185V239H188V240H190V239H192V238L194 239V237H192V236H195V238H197V236H196L197 234H196V235H195ZM203 234H202V235H203ZM221 234H222V233H221ZM243 234L246 235L247 233L245 232V233H243ZM249 234H250V233H249ZM258 234H259V233H258ZM3 235H4V234H2V236H0V237L2 238ZM18 235H19V234H18ZM38 235H39V234H38ZM48 235H49V234H48ZM48 235H47V236H48ZM50 235H51V234H50ZM53 235H54V234H53ZM77 235H79V234H77ZM105 235H106V234H105ZM110 235H111V233H110ZM110 235H109V236H110ZM115 235H116V234H115ZM117 235H118V234H117ZM123 235H124V233H123ZM123 235L121 234V236H123ZM164 235H165V234H164ZM175 235H176V236H175ZM211 235H214V236H211V238H208V239H211L210 242H212V241H214V240H215L214 243L219 242V241H217V240H219V238L217 237V238H218L217 240H216V238H215V236H216V232H215V234L212 233ZM222 235H223V234H222ZM222 235H221V236H222ZM250 235H251V234H250ZM59 236H60V235H59ZM65 236H66V235H65ZM145 236H146V235H145ZM165 236H166V237H167V236H170V234L165 235ZM171 236H170V237H171ZM206 236H207V234H206ZM218 236H219V234H218ZM223 236H225V235H223ZM231 236H232V235H231ZM237 236H238V235H237ZM257 236H259V235H257ZM31 237H32V236H31ZM38 237H39V236H38ZM48 237H49V236H48ZM61 237H62V235H61ZM61 237H59V238H61ZM69 237H72V236H69ZM79 237H80V236H79ZM79 237H76V239L79 240V239H78ZM99 237H100V236H99ZM139 237H140V236H139ZM143 237H144V236H143ZM166 237H163V236H162V237H160V238H161V239H162V238L167 239L168 237H167V238H166ZM191 237H192V238H191ZM212 237L214 238V240H212ZM233 237H234V236H233ZM255 237H256V236H255ZM1 238H0V239H1ZM29 238H30V236H29ZM29 238H28V236H27V239H29ZM49 238H50V237H49ZM65 238H66V237H65ZM117 238H118V237H117ZM134 238H135V236H134ZM134 238H133V239H134ZM146 238H147V236H146ZM146 238H144V239H146ZM149 238H151V237H149ZM152 238H153V237H152ZM152 238H151V239H152ZM160 238H159V239H160ZM202 238H203V237H202ZM204 238H205V237H204ZM228 238H229V236H228ZM235 238H236V237H235ZM235 238H234V239H235ZM263 238H264V235H263ZM25 239H26V238H25ZM36 239H37V238H36ZM53 239H55V240L57 239V240H58V238H56V236H55L54 238H53V236H52V240H53ZM86 239H87V238H86ZM111 239H112V238H111ZM128 239H130V238H128ZM169 239H170V238H169ZM169 239H168V240H169ZM193 239H192V240H193ZM197 239H200V238H197ZM226 239H227V236H226ZM230 239H232V238H230ZM234 239H233V240H234ZM238 239H239V238H238ZM257 239H258V238H257ZM260 239H261V237H260ZM260 239H258V240H260ZM10 240H11V239H10ZM17 240H18V239H17ZM30 240L32 241V240H34V239H30ZM77 240H76V241H77ZM81 240H83V239H81ZM96 240H97V238H96ZM100 240H101V239H100ZM102 240H103V238H102ZM120 240H121V239H120ZM135 240H136V239H135ZM147 240H148V239H147ZM183 240H184V239H183ZM194 240H196V239H194ZM204 240H205V239H202L203 242H206V243H207V240H205V241H204ZM221 240H222V239H221ZM221 240H220V241H221ZM240 240H242V239L240 238ZM243 240H244V239H243ZM254 240H255V239H254ZM254 240H253V241H254ZM18 241L20 242V239H19ZM31 241H30V243L32 244L33 242H31ZM35 241H36V240H35ZM63 241H65V240L63 239ZM76 241H74V242H76ZM126 241H128V240H126ZM130 241H131V240H130ZM133 241H134V240H133ZM137 241H138V240H137ZM143 241H144V240H143ZM148 241H150V239H149ZM148 241H145V242L147 243ZM162 241H163V240H162ZM190 241H191V240H190ZM197 241H198V240H197ZM236 241H237V240L232 241V242H235V243H236ZM246 241H247V243L253 244V243H252L253 241H251V242H248V240H246ZM256 241H257V240H256ZM15 242H17V241L15 240ZM53 242L56 243L54 240H53ZM57 242H58V241H57ZM74 242H73V243H74ZM124 242H125V241H124ZM156 242H157V241H155V243H156ZM177 242H178V241H177ZM186 242H187V240H186ZM188 242H189V241H188ZM188 242H187V244H188ZM203 242H200V243H201V244H200V247H201L202 244H206V243H203ZM210 242H209V243H210ZM230 242H231V241H230ZM9 243H10V242H9ZM17 243H18V242H17ZM30 243H28L29 246L31 245ZM62 243H63V242H62ZM86 243H87V242H86ZM116 243H117V242H116ZM119 243H120V242H119ZM125 243H126V242H125ZM125 243H124V244H125ZM128 243H131V242H128ZM136 243H137V242H136ZM136 243H135V245H136ZM138 243H139V242H138ZM142 243H143V242H142ZM142 243H140V244H142ZM149 243H150V242H149ZM157 243H158V242H157ZM190 243H191V242H190ZM194 243H195V242H194ZM242 243H244V242H242ZM247 243H246V244H247ZM255 243H256V242H255ZM257 243H258V242H257ZM25 244H26V243H25ZM28 244H27V245H28ZM56 244H57V243H56ZM66 244H67V243H66ZM66 244H65V246H66V248H67V245H66ZM68 244H69V243H68ZM76 244H78V243H76ZM79 244H80V243H79ZM79 244H78V245H79ZM111 244H112V243H111ZM173 244H174V242H173ZM173 244H172V245H173ZM178 244H179V243H178ZM184 244H185V243H184ZM184 244H183V245H184ZM210 244H211V243H210ZM219 244H220V243H219ZM219 244H218V245H219ZM227 244H228V241H227ZM227 244H226V241H225V243H223V245H226V246H227V247H225V248H227V249H229V247L233 245V244L230 245V243H229L230 246L228 247ZM246 244H245V245H246ZM259 244H261V243H259ZM9 245H10V244H9ZM20 245H21V244H20ZM27 245H25L24 247H26ZM47 245H49V244H47ZM50 245H51V244H50ZM58 245H60V242H59ZM74 245H75V244H74ZM74 245H73L72 247H74ZM90 245H91V244H90ZM108 245L111 246L110 244H108ZM117 245L120 246V244H118V243H117ZM126 245H127V244H126ZM128 245H129V244H128ZM133 245H134V244H133ZM137 245H138V244H137ZM149 245H150V244H149ZM157 245H158V244H157ZM165 245H167V244H165ZM212 245H213V246H212ZM212 245H210V247H214V244H212ZM221 245H222V244H221ZM236 245H237V244H236ZM240 245H241V244H240ZM256 245H257V244H256ZM6 246H7V245H6ZM11 246H12V245H10V247H11ZM21 246H23V245H21ZM55 246L57 247V245H55ZM76 246H77V245H76ZM95 246H96V245H95ZM95 246H94V247H95ZM103 246H104V245H103ZM103 246H102V247H103ZM112 246H113V245H112ZM114 246H115V245H114ZM121 246H122V245H121ZM121 246H120V247H121ZM130 246H131V244H130ZM162 246H163V245H162ZM188 246H189V245H188ZM188 246H187V247H188ZM197 246H198L197 248L199 249V245H197ZM204 246H205V245H204ZM206 246H207V247H206ZM206 246L203 247V248H208V247H209L208 244H207ZM234 246H235V245H234ZM248 246H249V245H248ZM251 246H252V245H251ZM251 246H250V247H251ZM261 246H263V244H261ZM261 246H260V247H261ZM10 247L8 246L7 249H9ZM14 247H15V246H14ZM42 247H43V246H42ZM44 247H45V246H44ZM96 247H97V246H96ZM96 247H95V248H96ZM106 247H107V245H105V248H106ZM126 247H127V246H126ZM156 247H158V246H156ZM178 247H179V246H178ZM190 247H191V246H190ZM210 247H209V248H210ZM236 247H237V246H236ZM263 247H264V246H263ZM2 248H4V247H2ZM5 248H6V247H5ZM16 248H17V247H16ZM22 248H23V247H22ZM22 248H21V250H22ZM40 248H41V247H40ZM77 248H78V246H77ZM77 248L75 249V251H78L79 248H78V249H77ZM114 248H115V247H114ZM127 248H129V247H127ZM138 248H140V246H139ZM149 248H150V247H149ZM160 248H161V247H160ZM169 248H171V247L168 246V249H169ZM181 248H183V246H181ZM222 248H224V246H223ZM222 248H221V249H222ZM246 248H247V247H246ZM7 249H5V251H6ZM58 249H61V247H58ZM62 249H64V248L62 247ZM99 249H101V248L99 247ZM103 249H104V248H103ZM111 249H112V248H111ZM115 249H116V248H115ZM151 249H152V248H151ZM163 249H164V248H162V250H163ZM165 249H166V247H165ZM175 249H176V248H175ZM193 249H194V248H193ZM200 249H201V248H200ZM216 249H217V251H218V248H216ZM239 249H241V248H239ZM250 249L252 250V248H249V251L251 252ZM262 249H263V248H262ZM3 250H4V249H3ZM9 250H10V249H9ZM11 250H12V249H11ZM39 250H40V249H39ZM41 250H42V249H41ZM41 250H40V251H41ZM64 250H66V249H64ZM72 250H73V249H72ZM120 250L122 251V249H120ZM130 250H131V249H130ZM136 250H137V248L135 249V251H136ZM159 250H160V249H159ZM169 250H171V249H169ZM195 250H196V249H195ZM195 250H194V251H195ZM212 250H213V249H211V251H212ZM257 250H258V249H257ZM259 250H260V249H259ZM23 251H24V250H23ZM44 251H45V250H44ZM49 251H50V250H49ZM82 251H83V250H82ZM85 251H86V249H85ZM87 251H88V250H87ZM95 251H96V250H95ZM101 251H102V250H101ZM101 251H100V253H101ZM118 251H119V250H118ZM123 251H125V250H123ZM123 251H122V252H123ZM148 251H149V250H148ZM150 251H151V250H150ZM184 251H186V250H184ZM192 251H193V250H192ZM198 251H199V250H198ZM202 251H203V250H201V252H202ZM211 251H210V253H211ZM221 251H223V250H221ZM228 251H229V250H228ZM233 251H234V250H232V252H233ZM249 251H247V252H249ZM3 252H4V251H3ZM51 252H52V251H51ZM56 252H57V251H56ZM88 252H89V251H88ZM108 252H109V251H108ZM133 252H134V251H133ZM136 252H137V251H136ZM142 252H143V251H142ZM144 252H145V251H144ZM168 252H169V251H168ZM179 252H180V251H179ZM186 252H187V251H186ZM189 252H190V251H189ZM189 252H187V254H188ZM212 252H213V251H212ZM215 252H216V251H215ZM224 252H225V253L227 252L226 249L224 250ZM232 252H231V253H232ZM242 252H243V250H242ZM250 252H249L250 256H253V255H251L252 252H251V253H250ZM259 252H260V251H259ZM261 252H262V251H261ZM17 253H19V252H17ZM23 253H24V252H23ZM28 253H29V252H28ZM36 253L39 254L40 252H36ZM57 253H58V252H57ZM69 253H70V252H69ZM76 253H77V252H76ZM89 253H92V252H89ZM118 253H119V252H118ZM126 253H127V252H126ZM148 253L151 255L150 252H146V254H148ZM152 253H153V252H152ZM183 253H184V252H183ZM227 253H228V252H227ZM227 253H226V254H227ZM229 253H230V252H229ZM21 254H22V253H21ZM33 254H35V253L33 252ZM38 254H37V255H38ZM40 254H41V253H40ZM40 254H39V256H40ZM45 254H46V253H45ZM73 254H74V253H73ZM78 254H79V253H78ZM82 254H83V253H82ZM84 254H85V253H84ZM116 254H117V252H116ZM143 254H144V253H143ZM149 254H148V255H149ZM156 254H157V253H156ZM160 254L162 255L163 253L161 252ZM181 254H182V252H181ZM181 254H180V255H181ZM189 254H190V253H189ZM189 254H188V255H189ZM211 254H212V253H211ZM221 254H222V253H221ZM236 254H238V253L236 252V253L234 254V256H235ZM242 254H243V253H242ZM259 254H260V253H259ZM10 255H12V254H10ZM10 255H9V256H10ZM15 255H17V254H15ZM41 255H42V254H41ZM43 255H44V252H43ZM50 255H51V254H50ZM52 255H54V254H52ZM63 255H64V254H62V256H63ZM71 255H72V254H71ZM71 255H70V256H71ZM79 255H80V254H79ZM86 255H87V254H86ZM93 255H96L95 252L93 253ZM93 255H92V256H93ZM103 255H104V254H103ZM103 255H102V258L105 256V255H104V256H103ZM109 255H110V254H109ZM109 255H108V256H109ZM113 255L115 256L114 253H113ZM123 255H125V253H124ZM123 255L120 256V257H124ZM130 255H131V254H130ZM130 255H129V256H130ZM135 255H136V254H135ZM135 255H132V256L135 257ZM139 255H140V253H139ZM139 255H138V257H139ZM154 255H155V254H154ZM193 255H194V254H192V256H193ZM199 255H200V252H199ZM201 255H202V254H201ZM228 255L231 256L230 254H228ZM228 255H227V256H228ZM238 255H239V254H238ZM247 255H248V253H247ZM257 255H258V254H257ZM18 256H19V254H18ZM18 256H17V257H18ZM77 256H78V255H77ZM90 256H91V254H90ZM117 256H118V255H117ZM117 256H116V257H117ZM125 256H126V258H127L128 255H125ZM156 256H157V255H156ZM156 256H155V257H156ZM162 256H163V255H162ZM224 256H225V255H224ZM239 256L241 257V255H239ZM10 257H11V256H10ZM13 257H14V256H12V258H13ZM17 257H16V258H17ZM40 257H41V256H40ZM43 257H45V256H43ZM71 257H73V256H71ZM75 257H76V255H75ZM80 257H81V255H80ZM80 257H79V258H80ZM84 257H86V256L84 255ZM106 257H107V256H106ZM106 257H105V258H106ZM111 257H112V256H111ZM111 257H110V258H111ZM147 257H148V256H146L145 258L143 257V259H145V260H143V259H142V260L146 262V258H147ZM149 257H150V256H149ZM159 257H160V256H159ZM187 257H189V256H187ZM190 257H191V255H190ZM190 257H189V258H190ZM193 257H194V256H193ZM222 257H223V256H222ZM232 257H233V255H232ZM237 257H238V256H237ZM242 257H243V256H242ZM248 257H249V255H248ZM248 257H247V258H248ZM257 257H258V256H257ZM4 258H7V257H3L2 259H4ZM12 258H11V259H12ZM14 258H15V257H14ZM16 258H15V259H16ZM50 258L53 259V256L50 257ZM58 258H59V256H58ZM73 258H74V257H73ZM77 258H78V257H77ZM92 258H93V257H91V259H92ZM95 258H99V257H95ZM100 258H101V256H100ZM140 258H141V257H140ZM165 258H166V257H165ZM185 258H186V255H185ZM223 258H224V257H223ZM223 258H221V259L223 260ZM228 258H229V257H228ZM228 258H227V259H228ZM8 259H9V257H8ZM44 259H45V258H44ZM71 259H72V258H71ZM114 259H115V257L113 258V260H114ZM120 259H121V258H119L118 261H119ZM133 259H134V258H133ZM135 259H136V258H135ZM160 259H161V258H160ZM175 259H176V257H175ZM186 259H188V258H186ZM192 259H193V258H192ZM192 259L190 258L191 261H192ZM194 259H195V258H194ZM196 259H198V258H196ZM240 259H241V258H240ZM240 259H239V261H240ZM251 259H252V258H251ZM4 260H5V259H4ZM13 260H14V259H13ZM16 260H18V259H16ZM57 260H58V259H57ZM81 260H82V259H81ZM81 260H80V261H81ZM85 260H86V259H85ZM88 260H89V258H88ZM95 260H96V259H95ZM99 260H100V259H99ZM113 260H112V262H110V263H113ZM126 260H127V259H126ZM137 260H138V258H137ZM173 260H174V259H173ZM232 260H233V259H232ZM232 260H228V261H232ZM235 260H238V258H235ZM14 261H15V260H14ZM39 261H40V260H39ZM77 261H78V260H77ZM120 261H121V260H120ZM122 261H123V258H122ZM124 261H125V260H124ZM128 261H129V260H128ZM128 261H127V262H128ZM134 261H135V260H134ZM134 261H133V262H134ZM140 261H141V260H139L138 262H140ZM153 261H154V260H153ZM156 261H157V260H156ZM156 261H155V262H156ZM161 261H163V260H161ZM165 261H167V260L165 259ZM165 261H164V262H165ZM188 261H189V260H188ZM188 261H186V263H188ZM224 261L226 262V260H224ZM239 261H238V262H239ZM255 261H256V259H255ZM257 261H258V263H259L260 260H257ZM2 262H3V260H2ZM15 262H16V261H15ZM51 262H52V261H51ZM51 262H50V264H51ZM67 262H69V259L67 260ZM75 262H76V261H75ZM75 262H74V263H75ZM99 262H100V261H99ZM115 262H116V261H115ZM131 262H132V261H131ZM138 262H137V264H138ZM168 262H169V261H168ZM168 262H167V263H168ZM195 262H197V261H195ZM211 262H212V261H211ZM225 262H224V263H225ZM233 262H234V261H233ZM236 262H237V261H236ZM240 262L242 263V262H244V261H240ZM263 262H264V261H263ZM263 262H262V263H263ZM4 263H7V261L4 262ZM4 263H3V264H4ZM56 263H57V262H56ZM56 263H53V264H56ZM74 263H73V264H74ZM92 263H94V262H92ZM110 263H109V264H110ZM118 263H119V262H118ZM124 263H125V262H124ZM148 263H149V262H148ZM153 263H154V262H153ZM169 263H171V262H169ZM190 263H191V262H190ZM203 263H206V262L203 261ZM208 263L210 264L209 261H208ZM212 263H213V264H214V263L216 264V263H219V262H212ZM212 263H211V264H212ZM262 263H261V264H262ZM1 264H2V263H1ZM11 264H13V263L11 262ZM39 264H40V262H39ZM77 264H78V263H77ZM79 264H80V263H79ZM113 264H115V263H113ZM122 264H123V263H122ZM129 264H130V263H129ZM132 264H133V263H132ZM154 264H155V263H154ZM162 264H163V263H162ZM184 264H185V263H184ZM193 264H194V263H193ZM200 264H202V263H200ZM228 264H229V263H228ZM236 264H237V263H236ZM263 264H264V263H263Z\"/></svg>","mask_w":264,"mask_h":264}]
</instances>
